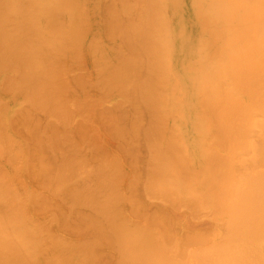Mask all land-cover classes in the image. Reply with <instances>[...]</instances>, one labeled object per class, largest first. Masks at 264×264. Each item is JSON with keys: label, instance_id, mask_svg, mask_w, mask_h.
Wrapping results in <instances>:
<instances>
[{"label": "bare ground", "instance_id": "1", "mask_svg": "<svg viewBox=\"0 0 264 264\" xmlns=\"http://www.w3.org/2000/svg\"><path fill=\"white\" fill-rule=\"evenodd\" d=\"M84 1V0H83ZM104 1H108V0H104ZM120 1V0H119ZM122 2H123V0H121ZM143 2V4H142V2L141 3H137V2ZM243 2H244V0H242ZM248 1H250V0H246V4H243L240 0H239V2L238 3H236V0H138L137 2H136V4H139V6L138 7H140V9L139 8H137V10H139L140 12H134V14L135 13H137L136 15H134L133 16V14H131V13H133V11H134V9H136L135 8V4H134V6H132L133 4L130 2V0L128 1V0H126V1H124L125 3V5L122 3V2H118L117 3V5L116 4H114L113 3V5H115V6H117V7H119V5H120V8H116V9H120V10H123V12H121V16H122V18L121 19H123L124 18V21L123 22H121L122 20H120L119 18L121 17L119 14H118V12H115V11H118V10H116L115 8H113V7H111V8H113V10L115 9V11H113L112 13L111 12H108V11H110V10H107L106 8H104V10L102 11L103 12V14H105V12L107 11V14H105V15H107L106 16V18L109 16V13H110V15L111 16H109V21H108V18L107 19H105V20H107V21H105V23H106V27L102 30V32H104L105 31V29H106V31H105V33H102L103 35L105 34L106 35V33H107V31L110 33H107V35H108V37H111L110 35H113V34H111L112 33V31L113 30H117L116 32H118L119 30V32L118 33H121L120 34V36L122 35V37H123V42H124V44H123V46H124V49H125V47H127L126 49L128 50V52H130V53H128L127 51H125V53L122 51H120L119 50V48H121L120 46H119V44H115V46L117 45V47H115V48H118V50H119V54L118 55H116V56H121L122 57V60L119 62L121 65H122V67H121V65L119 66L118 64H115L114 65V63L113 64H111L112 65V70H111V65H110V63H112V62H109L110 60H109V58H107L106 57V55L109 57V55L107 54V52L105 53V52H103V54H104V56H105V58L103 59L104 61V63L103 62H100L99 63V65H102L101 67H103V66H105V65H103V64H106V68H108L109 69V67H110V69L109 70H107V73H105L104 72V67H103V71L102 72H104L105 74L103 75V77L105 78V79H108V77L107 76H109V79H108V81H109V85H111V88H112V86H116L119 90H121V91H124V89H125V86H127V84H125V82L124 81H126L127 79H125V74L127 75V77L126 78H128L131 74H132V76H130L129 77V79H130V82H131V87L130 88H128V87H126V88H128V89H130V92H128L129 90H127V93H125V94H129V96L131 97L130 99H133L134 101V105L136 104V105H141V109L140 110H137V108L135 109L137 112H135V113H133V115H134V119H136L137 120V118H136V114H138V112H139V114L141 113H144V112H146V115L147 114H149L150 116H149V118H150V121H148L150 124L145 128L146 129V131H145V129H144V125L142 126L143 128L142 129H144V131H145V134H144V136L146 135V136H149V138L150 137H152L154 134L155 135H157V133L161 136V132H160V130L162 129V133L163 132H165L166 131V135L170 132V135L173 133V128L171 129V131H170V129L168 128V126H167V122L166 123H164L165 122V120H167V117H169L168 116V114H169V112L168 111H166L165 109H167L168 107H167V105H169V110L172 112V113H174L172 116H170L171 118L170 119H175L176 120V122H180V124L181 125H183L184 126V128H182L181 130H182V135H184L185 134V136H186V138L184 139V143L182 144L181 142H180V139H178V134H175V132L173 133V134H175L174 135V137L177 135V141L176 142H178V140H179V144L177 145L178 147H179V145H182L183 147H180V149H179V154H178V151H176L177 149L176 148H174V146H173V149H172V147H170L171 145H170V143L169 142H167V140L169 141V139H165L164 138V142H165V140H166V142H165V144L167 143H169L168 145H169V149H167L166 150V148H164L165 149V151H163V150H161V153L163 154H161V155H156L155 156V154H160V150H157L159 153H154V152H151L150 151V149H148L149 147H150V145L149 144H147V142H151L150 144H152V145H155V146H152V147H155L156 148V144L157 143H159L160 141H158V140H156V141H154V139L155 138H157V136H155V138H154V136L152 137V138H154L153 139V141H150V140H145L146 139V137H145V139H143V142L145 143V141H146V143H145V147H147V149L145 148V151L147 150H149V156H150V152H151V154L153 153V155L152 156H150L149 157V159L151 160V162L153 163V166H152V164H149L148 165V167H146L147 166V164L148 163H145V169L147 168V169H149L150 168V170H148V172H147V175H145L146 174V172L145 173H143L146 177H148V178H145L144 180H147V181H150V179L152 180V181H150L149 183L147 182L146 183V187H145V185H144V187L145 188H147V189H149L150 191H149V193H151V195L149 196L147 193V200H151L152 201V199L151 198H155V195H153L152 196V194L154 193V194H156L157 196H160L161 194H159V192H157V193H155V191H153V190H155V186L157 185V183H156V181L160 184V182L161 183H164L165 185H162L163 187H165L164 189H166L167 187H166V184L168 185L169 183L170 184H172L173 186H174V188H177V187H185V188H187V192L189 193V195H190V199L192 198L193 200H189V198L187 199V198H185L183 201H185L186 199L187 200H189V201H193L194 203H195V201H200L201 199H202V201L203 200H205V194L206 193H208L209 192V195L211 194V197H209V198H211V201H208L209 203L207 204L208 206H211V203H212V201L213 200H215V197H216V207L217 208H219L220 209V211H221V214L225 217L224 219H223V227L225 228V230H224V234L221 232V234H222V236H220V238L218 239V240H212L211 242H212V244H211V246L207 249V251H199V249H201V250H203V249H205V247L203 248V247H201V240H202V238L200 237V234H199V238L201 239V240H199L200 241V244L199 243H197V242H199V241H195L196 242V244H199L198 246L199 247H201V248H199V247H195L196 248V250H197V252L196 253H193V251L195 250V248H193L192 247V245H191V249L193 248L194 250L192 251V250H189L188 251V254H190V255H187V256H189V257H191L192 255L193 256H195V254H197L198 252H200L201 253V257L203 258V256H204V254H205V260H204V264H264V129L262 128V126L264 127V114H262V112L264 113V104H262L263 102V98L262 99H260V101L258 100V98L257 97H264V95H261L262 94V92H263V94H264V87L262 88V87H260L261 85H263V83H264V81L261 79V77H259L258 75V73L256 72V73H254L256 76H254L253 77V71H257V69H258V67L260 68H263L264 69V64H261V65H259L260 63H262V59H263V57H264V41L262 42V44L260 43V39L262 38V37H258V39L256 40V43L258 42V44L257 45H263L262 47H260V46H255V49L258 51V54H260L259 56L258 55H256V50H253V48H254V45H253V41H254V44L256 45V43H255V40H251L252 42L251 43H249V41L248 40H245V45H244V47L247 45V47H245V48H248V51L249 52H246L247 51V49L244 51V49H243V51L242 50H240V49H242L241 47H239V46H241L242 45V43L244 42V40H242V38L245 36V35H247V38L246 37H244L245 39H248V37H249V40H250V36H251V32H253L254 30H253V28L251 27L252 26V23L254 22V20H253V22L251 23V21H252V19H251V17H249L248 18V13H247V15L246 14H244L245 16H247L246 18H248L247 20H245L246 18H244V15H243V13H242V10H243V6L246 8V6H247V8L250 6V5H252L251 3H249ZM252 1V3H253V5L252 6H254L255 4H257L260 0H251ZM258 1V2H257ZM261 1H263V3L262 4H264V0H261ZM73 2H77V5H78V7L76 8V7H73L74 5H72V4H74ZM86 2V1H85ZM94 1H92V3H93ZM97 2V1H96ZM95 2V3H96ZM103 2V1H102ZM111 2H113V1H110V3ZM79 3V4H78ZM109 3V2H108ZM109 3V4H110ZM123 4V6L122 7H124V8H121V5ZM134 3H135V1H134ZM260 3V4H261ZM88 3H86V5H87ZM91 3L89 2V5H90ZM94 4V3H93ZM127 4V5H126ZM131 6V7H134V8H132L133 9V11L131 10V7H129L128 8V6L129 5ZM132 4V5H131ZM142 4V5H141ZM76 4H75V6H77ZM84 8V7H86L84 4H82V2H80V1H77V0H0V60L1 61H3L4 59V61H6L7 63H8V65H7V63H5V64H3L4 62H0L1 64H0V66H1V68H2V66L3 65H5V66H8V68H9V64H13V66L11 65L10 67L12 68V67H14V65L16 66V68L19 66V67H21V69L20 68H17V70H16V68H14L15 69V71H17V73H19V72H21V73H23V75H24V73H26L25 75L26 76H21V73H19L20 74V76H19V81L18 82H20L22 79H23V81H21V82H28V81H30L29 79H32L31 81H35V84H37L39 81H47V80H49L50 79V77H52V75H53V72L55 71V70H57V69H62L59 65L57 66V64H56V66L58 67H56L55 66V64L54 63H52L54 60H53V57H55L54 59H55V63H58L59 62V64H61V66L63 65V60L65 59V60H69L70 59V57L69 58H67L68 56L65 54V53H67V54H72V53H77V52H81L82 50H81V47L78 49V47L79 46H81V44L79 45L78 44V47H77V44H75L74 42L75 41H77V43L79 42L78 41V39H79V37L83 34H85L84 32H86V31H88L87 29L90 27L87 23H86V25L87 26H89V27H87V28H85L84 29V27L83 26H86L85 25V22L87 21V16H85V22H84V24L82 23H79V20H77L78 21V23H76L75 21H74V16L75 15H78L79 13H77V12H79V10L82 8L81 6ZM98 5V4H97ZM112 5V6H113ZM141 5V6H140ZM258 5V4H257ZM257 5L256 6H254L255 8L257 7ZM71 6V7H70ZM110 6H111V4H110ZM114 6V7H115ZM79 7H81V8H79ZM97 7V9H98V6H96ZM95 7V8H96ZM125 7H126V9H129V11L127 10V11H125L126 9H125ZM251 7V6H250ZM79 8V9H78ZM81 9V10H88L87 8L85 9ZM93 8V7H92ZM246 8V9H247ZM253 7H251V9H252ZM259 8V7H258ZM89 9H91V8H89ZM96 9V10H97ZM257 9V8H256ZM256 9L254 10V13H255V11H256ZM68 10V11H67ZM112 10V9H111ZM120 10H119V12H120ZM253 10V9H252ZM251 10V11H252ZM65 11H67L68 12V14L70 15V16H68V14H66V12ZM132 11V12H131ZM136 11V10H135ZM251 11H249V12H251ZM64 12H65V16H66V21H67V19H68V17H69V20H70V23H68V22H66V24H67V28H64L63 26V24H65V23H63V22H60V20H62V16H64V15H62V13L64 14ZM100 12H101V10H100ZM100 12H99V14H100ZM114 12L116 13L115 15H117L116 17L114 16ZM126 12V13H125ZM130 12V14H131V17H128V15H130V14H128ZM125 13V14H124ZM138 13H139V18H138ZM262 13H264V12H262ZM81 14V13H80ZM123 14H124V16H123ZM128 14V15H127ZM260 14V16L262 17V15H261V12L260 13H258V15ZM60 15H62V16H60ZM82 15V14H81ZM101 15V14H100ZM119 15V16H118ZM257 15V14H256ZM83 16V15H82ZM103 16V15H102ZM126 16H127V18H130V19H128V21H129V23L127 22V23H125L127 20L125 19L126 18ZM136 17L137 16V18H134L133 19V17ZM249 16H252V14L250 13V15ZM259 16V17H260ZM61 17V18H60ZM100 17V16H99ZM103 17H105V16H103ZM115 17V18H114ZM119 17V18H118ZM59 18H60V20H59ZM77 18L79 19V18H82V17H80V16H77ZM88 18H89V16H88ZM118 18V19H117ZM253 18V17H252ZM258 17H256V19H257ZM263 19H264V17H262ZM100 19H101V17H100ZM100 19H98V20H100ZM113 19V20H112ZM132 19V20H131ZM135 19L137 20V21H135ZM250 19V21H248ZM260 19V18H259ZM12 20V21H11ZM64 20H65V18H64ZM97 20V21H98ZM131 20V21H130ZM134 20V21H133ZM83 21V20H82ZM81 21V19H80V22H82ZM101 21H103V19L101 20ZM256 21V23H258L257 22V20H255ZM8 22V23H7ZM12 22L13 23H15V25H16V29L15 28H13V27H10V25L12 24ZM75 22V23H74ZM89 22V21H88ZM136 22V23H135ZM5 23V24H4ZM90 23V22H89ZM122 23H125V24H122ZM262 23H264L263 21H262ZM4 24V25H3ZM9 26H8V25ZM62 24V25H61ZM66 24H65V27H66ZM83 25L82 27L79 25L77 28L79 29V27L80 28H82V29H84V31H83V33H81L82 32V30H78L77 28H75L74 26L75 25ZM104 24V23H103ZM247 24H251L250 26H248V27H251V29H249L248 27V30H244V26H246ZM69 25V26H68ZM102 25V24H101ZM8 26V30L7 31H5L3 28L4 27H7ZM103 26L104 25H102V28H103ZM253 26H254V24H253ZM257 26V25H256ZM259 26V25H258ZM262 26H264L263 24H262ZM92 27V26H91ZM10 28V29H9ZM14 30H16L17 32H16V34H14V32L15 31H13V29ZM242 28H243V30H242ZM258 28H260V27H258ZM12 29V31L10 32L9 30H11ZM90 29V28H89ZM119 29V30H118ZM256 29V28H255ZM95 30H97L98 31V29H94L93 30V34H94V32H95ZM251 30V31H250ZM253 30V31H252ZM260 30V29H259ZM48 31H50L51 33H48ZM78 31H80V33L78 32ZM96 31V32H97ZM246 32L247 34H244V32H243V36L240 34V32ZM247 31H250V35L248 34L249 32H247ZM115 32V31H114ZM12 33V34H11ZM19 33H22L21 35H19ZM97 33H99V32H97ZM253 33H256V32H253ZM92 34V32L90 31V35ZM82 35V36H83ZM89 35V36H90ZM102 35V36H103ZM106 35V36H107ZM236 35H241L242 36V38H239V37H237V38H239V39H241V41H243V42H240V44L239 45H237L236 44V47L238 48V49H234V47L232 46V45H235L234 44V41L237 39V38H234V36L236 37ZM249 35V36H248ZM261 35V34H260ZM82 36L80 37V38H82ZM88 36V35H87ZM98 36H100V34L98 35ZM114 36V35H113ZM112 36V37H113ZM232 36H233V39H232ZM240 36V37H241ZM263 36V35H262ZM84 37H85V35L83 36V39H84ZM91 37V36H90ZM95 37V36H94ZM122 37H120V38H122ZM254 37H255V34H254ZM89 38V37H88ZM106 38V37H105ZM115 38V37H114ZM114 38H112L113 40H114ZM119 38V39H120ZM251 38H253V37H251ZM260 38V39H259ZM83 39H81V40H83ZM93 39L94 38H92V41H93ZM97 39H100L101 40V38H97ZM104 39V38H103ZM109 39V38H108ZM111 39V38H110ZM111 39V40H112ZM239 39H237V40H239ZM255 39V38H254ZM264 39V38H263ZM81 40H80V42H81ZM100 40H98V42H97V44H100V45H98V48H95L96 50L97 49H101L102 50V47H101V41ZM232 40H234V41H232ZM260 40V41H259ZM71 41V42H70ZM106 41V40H105ZM247 41H248V43H247ZM114 42V41H113ZM235 42H237V41H235ZM95 43V42H94ZM106 43V42H105ZM118 43V42H117ZM120 43H122V41L120 42ZM97 44H94V46L95 45H97ZM110 44V43H109ZM244 44V43H243ZM74 45H76V46H74ZM103 45V44H102ZM105 45H107V44H105ZM253 46V48H251L250 46ZM72 46H73V49H72ZM92 47H93V45H91ZM108 46V45H107ZM113 46V45H112ZM119 46V47H118ZM250 48H249V47ZM91 47V48H92ZM97 47V46H96ZM109 48H110V46H108ZM114 47V46H113ZM112 47V48H113ZM232 47H233V49H232ZM243 47V46H242ZM69 48V49H68ZM77 48V51L75 50ZM94 48V47H93ZM110 49V50H112L113 52H115L114 51V49L115 48H113V49ZM258 48H260V49H258ZM231 49H232V51H235V50H237V53L236 52H234L236 55H232L231 53H232V51H231ZM251 49V50H250ZM80 50V51H79ZM88 50H90V48L88 49ZM96 50H94V52H96ZM101 50H100V52H101ZM104 50V49H103ZM121 50H123V49H121ZM241 52V56L243 57L244 56V58H246V59H244V58H242L241 56H239L240 55V52ZM91 51V50H90ZM90 51H88V52H90ZM99 51V50H98ZM97 51V52H98ZM231 51V53H230V55L231 56H235V57H233V59H231V57L229 58V56H228V58H229V60L230 61H226L225 60V62H227L228 63V65L229 64H232L233 66L235 65V63L237 62V61H239L238 59V57H240L241 59H242V61H239V63H241V64H239L238 62V64L241 66H239V65H235L234 66V68H233V66H230L231 67V70H229V72L230 71H232V72H230V74H228V75H230V76H232L233 77V75H234V78L236 79H234V78H232V82H235V81H237V82H235V84L233 83H231V82H229V83H227V82H225V80L223 79L224 78V76H223V73L225 74V72H226V70L223 72V70L224 69H226L225 67H226V65H225V67H223L222 68V65H220V62L221 61H223L222 59L224 58L223 57V55H225L226 56V58H227V53L228 52H230ZM252 51V52H251ZM254 51V52H253ZM262 52V53H260V52ZM121 52V53H120ZM238 52H239V54H238ZM243 52V53H242ZM248 53V54H246V53ZM116 53H117V51H116ZM116 53H114L113 55L115 56V54ZM233 53V54H234ZM244 53H245V55H244ZM250 53H255V55H256V57L254 56V54L252 55V54H250ZM56 54V55H55ZM60 54V55H59ZM67 56V57H64L65 55ZM74 54H73V57H74ZM82 54V53H81ZM100 53H98L97 55H98V57L99 56H101V55H99ZM101 54H102V52H101ZM102 54V55H103ZM120 54H130V55H120ZM131 54H133V56L131 55ZM62 55V56H61ZM77 55H79V54H77ZM94 55V54H93ZM248 55V56H247ZM252 55V56H251ZM9 58H8V57ZM53 56V57H52ZM76 56V55H75ZM80 56H82V55H80ZM96 56V55H95ZM132 57V58H130V57ZM260 56H262V57H260ZM60 57H61V59H62V57H63V60H61V63H60V61H58V60H60ZM124 57V58H123ZM220 57H223V58H220ZM249 57V59H247ZM252 57V58H251ZM257 58L255 61L253 60V58ZM259 57H260V59L261 60H258L259 59ZM7 58V59H6ZM28 58V60H26ZM34 58H36V60H33ZM52 58V59H51ZM57 58H59V59H57ZM67 58V59H66ZM71 58H72V56H71ZM77 58H80V57H77ZM103 58V57H102ZM101 58V59H102ZM114 58H116V57H114ZM235 58L237 59V61L235 60ZM3 59V60H2ZM8 59H11L12 60V62H11V60H9L10 61V63H9V61H8ZM33 60L32 62H37V61H39V62H37L36 63V67H35V69L33 70V64H32V62H29L30 60ZM38 59V60H37ZM82 59V58H81ZM97 59V58H96ZM108 59V61L107 62H109V64H107V62H106V60ZM118 59H119V57H118ZM252 59V60H251ZM26 61V63L27 62H29L28 63V65H25L24 64V62L23 61ZM50 60L52 61V62H50ZM56 60H57V62H56ZM80 60V59H79ZM84 60V59H83ZM94 60V59H93ZM232 60H233V63H231L232 62ZM259 61V64H258V61ZM73 61V60H72ZM74 61H75V59H74ZM100 61V60H99ZM236 61V62H235ZM244 61V62H243ZM245 61L247 62V63H245ZM252 61H254V62H252ZM261 61V62H260ZM43 62H46V65H45V63H43ZM47 62H49V63H47ZM69 62H71V61H69ZM76 62L77 63H79V61H77L76 60ZM75 62V63H76ZM80 62H81V60H80ZM83 62V61H82ZM82 62L80 63V64H82ZM85 62V61H84ZM83 62V63H84ZM22 63H23V65H24V67H23V65H22ZM30 63H31V65H30ZM38 63H39V65H38ZM44 64V66H43V64ZM76 63V64H77ZM95 63V62H94ZM93 63V64H94ZM96 63H98L97 61H96ZM95 63V65L97 66V64ZM221 63H224V62H221ZM245 63V64H244ZM248 63L250 64V63H252V64H250V65H253V67H254V65H255V63H256V67H254V68H252V69H256V70H252V71H250L249 72V69L252 67V66H250V65H248ZM254 63V64H253ZM264 63V62H263ZM40 64H42V65H40ZM50 64V65H49ZM52 64H54V67H51V65ZM66 64H68V62L66 63ZM32 67V69H31V67ZM107 65H108V67H107ZM110 65V66H109ZM118 65V68L116 67ZM227 65V66H228ZM245 65V69H244V67L243 66ZM246 65L247 66H249V67H246ZM26 66H27V68H29V69H26ZM44 68H43V67ZM48 66V68H54L55 69V67H56V69L55 70H53V71H51L52 72V75L50 76H48V74L49 73H51L50 72V69H46V67ZM67 66H69V64L67 65ZM140 67V69H141V71L143 72V68H144V70L146 69V73H144L145 74V76L143 77V75H142V78L139 76V77H137V75H135V71L134 70H136V71H139L140 69H139V67ZM39 67V68H38ZM120 67V68H119ZM229 67V66H228ZM236 67V68H235ZM240 67V68H239ZM0 68V69H1ZM10 68V69H11ZM40 68H43V69H40ZM106 68H105V70H106ZM135 68H137V69H135ZM261 68L259 69L261 72H262V74H260V75H262V77H263V73H264V71H263V69L261 70ZM10 69H9V71H10ZM18 69H20L19 71H18ZM24 69V71L25 72H22V70ZM38 69V70H37ZM40 69V70H39ZM45 69H46V71H45ZM65 69V68H64ZM67 69V68H66ZM102 69V68H101ZM131 69H133V70H131ZM223 69V70H222ZM228 69V68H227ZM233 69V70H232ZM234 69H235V71H236V69H241V71H239V73L240 72H242V73H240V75H239V73H238V71L237 72H235L234 71ZM248 69V70H247ZM5 70V67H4V69L3 70H1V71H4ZM8 70V69H7ZM29 70V71H28ZM33 70V71H32ZM43 70H44V72H43ZM47 70H49L48 72H47ZM60 70H57V72L58 73H60L59 71ZM96 70V69H95ZM110 70H111V74H110ZM121 70H123L122 72H124V73H122L121 72ZM128 70H131V73H129L128 72ZM243 70V71H242ZM258 70V71H259ZM31 71V72H30ZM37 71V72H36ZM40 71H42L43 72V75H45L44 77H40L41 75H38V74H41L40 73ZM100 70H98V72H99ZM132 71H134L133 73H132ZM141 71H139L140 73H141ZM245 71H247V72H249V74L247 73V72H245ZM46 72V73H45ZM61 72H62V70H61ZM94 72H97V71H94ZM97 72V73H98ZM108 72H109V75H107L108 74ZM139 72H136V74H138L139 75ZM235 72V74H237V76L235 75V74H233ZM245 72V73H244ZM1 73V72H0ZM34 73H35V76H31V77H29V75H34ZM37 73V74H36ZM54 73H56V72H54ZM63 73V72H62ZM129 75H128V74ZM143 73H141V74H143ZM231 73H232V75H231ZM253 75H252V74ZM64 74H65V77H66V71H64ZM64 74H62V75H64ZM96 74V73H95ZM122 74H124V76L122 75ZM226 74V75H227ZM248 74V75H247ZM258 74V75H257ZM6 75V74H5ZM37 75H38V79L39 78H43L42 80H38L37 79ZM47 75V76H46ZM56 75H57V73H56ZM56 75H55V78H58V76L56 77ZM62 75H59V78H60V76H62ZM97 75H99V74H97ZM101 75V74H100ZM99 75V76H100ZM135 75V80L136 81H131V80H133L134 79V76ZM227 75V76H228ZM241 75H243V76H245V77H240ZM246 75L248 76V77H250L251 75V77L249 78V79H247L248 77H246ZM77 76L78 75H76V76H74V77H76V78H74L75 80L77 79ZM81 76H82V74H81ZM99 76L97 77V79H98V81H100L101 80V78H102V76H100V78H99ZM236 76V77H235ZM13 75H12V79H13ZM22 77V78H21ZM33 77V78H32ZM46 77V78H45ZM84 77V74H83V76L82 77H80V78H83ZM91 77V76H90ZM93 77V76H92ZM95 77V76H94ZM93 77V78H94ZM107 77V78H106ZM229 77V76H228ZM227 77V78H228ZM237 77H238V79H237ZM240 77V78H239ZM253 77V78H252ZM257 77H259V79H261L262 81H263V83H257ZM25 78V79H24ZM28 80H27V79ZM53 79H54V75H53V77H52ZM50 79L51 81H47L46 82V84H48V83H51V84H53L54 82L55 83H57V80H53V79ZM63 78V76L61 77V79ZM79 78V77H78ZM79 78V79H80ZM85 78V77H84ZM96 78V77H95ZM95 78L93 79V80H95ZM103 78V80H101L102 82H104V79ZM230 78V77H229ZM243 79V82L244 81H246V79H247V81L248 82H242V79ZM256 79V82H255V84L257 83L258 85H260V86H255L254 87V83H253V80L252 79ZM10 79V80H9ZM9 79H8V77H7V80L8 81H12V79L9 77ZM16 79V78H15ZM14 79V80H15ZM21 79V80H20ZM69 78H67V80H68ZM74 79L72 80V81H74ZM125 79V80H124ZM225 79H226V77H225ZM235 81H234V80ZM241 79V80H240ZM245 79V80H244ZM251 79V81H249ZM6 80V79H5ZM54 82H53V81ZM60 80V79H59ZM59 80H58V82H59ZM66 80V81H67ZM92 80V81H93ZM224 80V82H222ZM227 80V79H226ZM3 81V80H2ZM7 81V82H8ZM63 81V80H62ZM85 81V80H84ZM97 81V80H96ZM95 81V83H94V85L96 86V87H98L99 85V83L98 82H96ZM127 81H129V80H127ZM127 81H126V83H127ZM231 81V80H230ZM242 82V85L245 87L244 89H241L239 86H241L240 84H239V82ZM6 82V83H7ZM53 82V83H52ZM124 82V83H123ZM129 82V83H130ZM135 84V88H133L134 87V85L132 86V84L133 83ZM252 83V84H250V87H252V91L253 90H255V91H253L254 93L257 91V89H255L256 87H260L261 88V90H262V92H261V90L258 88V92H261V93H259L260 95L258 96V93H257V96H256V94H254L255 96V98H257L256 100H255V98H254V101H253V99H251V98H253L252 96H251V100L254 102V104H255V101H259V105L260 104H262L263 105V107H261L260 108V106H262V105H256L255 104V106H259L257 109H256V107H254V105L253 106H251V104L253 103H251V101H250V106H249V100L248 101H246L248 98H246L244 101H245V103H244V101H241L242 103L241 104H243L244 103V105L243 106H240L241 107V109H243V111L242 110H240V108H239V100L236 98V96H237V93L241 90V91H243V90H245L246 89V91H248V93L249 94H247V92H246V97H250V94H252L253 95V92L250 90V92H249V90H247V88H246V86L248 85L247 83ZM261 82V81H260ZM5 83V84H6ZM12 83V82H11ZM10 83V85H12ZM55 83H54V85H55ZM60 83V82H59ZM75 83V82H74ZM79 83V82H78ZM78 83H77V85H76V87L78 86H80L82 83L80 82V84L78 85ZM96 83H97V85H96ZM108 82H105V85H103V83L101 84V86H102V89H103V87L105 86V88L107 89V87H106V84H107ZM125 84V86L123 85V84ZM4 84V85H5ZM8 84H9V82H8ZM7 84V85H8ZM23 83H20V85H22ZM65 84V83H64ZM64 84L62 85V83L61 84H56L55 86L57 87H59V86H63V88H64ZM70 84V83H69ZM73 83H71V85H72ZM83 84H87V81H86V83L84 82ZM91 84V83H90ZM229 84V85H228ZM238 84H239V86H238ZM256 84V85H257ZM1 85V84H0ZM14 86H15V83L13 84ZM12 85V86H13ZM17 85V84H16ZM42 85H44V84H40V85H38V87L36 88V90H34L35 88H33L32 86H29L28 87V89H30V90H32V92L29 90V92H28V94L27 93H25V94H22V95H29L28 97L30 98V99H26V102L27 101H29L30 100V104H32V102H34V103H36V104H39V105H41V106H44L45 108L46 107H53L54 106V103H56V104H58L59 103V105H61V103H60V101H62V102H64V101H66V99L64 98L63 100L61 99L60 100V98L62 97H59V92L61 91V92H63L62 90H61V88H62V86L61 87H59L60 89H58L57 90V88H56V90H57V94H56V92L54 93V92H51V90H52V88H48V89H50V93H48L46 90H48V89H46V90H44L45 92H43V91H41V90H39L38 88L40 87V88H42ZM66 85L68 86V84L66 83ZM65 85V86H66ZM93 85V84H92ZM123 85V86H122ZM2 86V85H1ZM0 86V87H1ZM13 86V87H14ZM25 85L23 84L22 86H20V88H22V87H24ZM26 86H28V84L26 85ZM46 86V85H45ZM72 86H74V85H72ZM81 86H83V85H81ZM235 86V87H234ZM237 86V87H236ZM5 86H3V88H4ZM9 87V86H8ZM8 87H5L4 89H6L7 88V91H8ZM13 87H11V88H13ZM16 87H18V86H15V88L14 89H17ZM123 87V88H122ZM247 87H249V86H247ZM2 88V89H3ZM11 88H9V91H10V89ZM25 88V89H24ZM24 88H22L23 90H27V88L26 87H24ZM33 88V89H32ZM62 88V89H63ZM66 88V89H65ZM64 89H65V91H67V89H69V86H68V88L67 87H65ZM73 88V87H72ZM71 88V89H72ZM75 88V87H74ZM101 88V87H100ZM133 88V89H132ZM237 88V89H236ZM238 88H240V89H238ZM243 88V87H242ZM1 88H0V90H2ZM22 89H21V91H22ZM38 89V90H37ZM70 89V90H71ZM77 89H79V88H77ZM76 89V90H77ZM113 89V88H112ZM123 89V90H122ZM251 89V88H250ZM79 90H82V89H79ZM78 90V91H79ZM105 90V89H104ZM117 90V89H116ZM2 91H5V90H2ZM15 91V90H14ZM25 91H22V92H25ZM36 91V92H35ZM38 91H41L42 92V95H43V93H44V96H45V94H46V92H47V95H51V93L52 94H56L55 96H57V97H53L54 95H51L52 96V99H50V100H52L51 102L49 101H47L46 99H44V101H42L43 99H41V98H43V96L41 95V92H39L40 94H38V95H41V96H37L36 94H37V92ZM53 91H55L54 89H53ZM65 91H64V93H65ZM78 91H76V92H74L75 94H76V97H78V95H77V93H78ZM240 91V92H241ZM6 92V91H5ZM11 92H12V90H11ZM30 92H31V94H30ZM71 92V91H70ZM80 92V91H79ZM125 92H126V90H125ZM215 92V93H214ZM219 92V93H218ZM244 92V91H243ZM244 92V93H245ZM1 93H3V92H1ZM7 93V92H6ZM13 93V92H12ZM11 93V94H12ZM34 93H36V94H33ZM218 93V94H217ZM243 93V94H244ZM9 94V93H8ZM239 94V96H237V97H239V98H241L240 97V95L242 94V92L241 93H238ZM15 95V94H14ZM33 95V96H32ZM35 95H36V97H35ZM60 95H61V93H60ZM62 95H64L65 96V94H62ZM67 95V94H66ZM73 95V94H72ZM245 95V94H244ZM247 95H249V96H247ZM49 96H47L48 98H50ZM128 96V95H127ZM127 96H126V98H127ZM14 97V96H13ZM12 97V98H13ZM27 96H25V98H26ZM27 97V98H28ZM31 97H33V98H31ZM34 97H35V99H34ZM37 97H41L40 99H38ZM70 98H71V96H69ZM69 97H67V98H69ZM23 98V97H22ZM39 100V101H42V103L40 104V103H38V102H36L37 101V99ZM54 98H56L57 99V101L55 102V99ZM74 98V97H73ZM216 99V102L214 101L215 99ZM235 98V99H234ZM243 98V97H242ZM14 100H15V98H13ZM31 99H32V101H31ZM58 99L60 100V101H58ZM130 99H128V101H130ZM214 99V100H213ZM13 100V101H14ZM35 100V101H34ZM49 100V99H48ZM69 100V99H68ZM74 99H72V101H73ZM79 99H77V100H75V101H78ZM80 100H82V99H80ZM85 100V99H84ZM96 100V99H95ZM121 100V99H120ZM220 101L221 100V102H218V101ZM242 100V99H241ZM1 101V100H0ZM3 101V100H2ZM1 101V102H2ZM25 101V100H24ZM47 102V106L46 105H43V104H45V103H43V102ZM94 101V100H93ZM99 101V100H98ZM124 101H126V102H128L127 100H125L124 99ZM211 101H213V102H215L214 103V105H213V103L211 102ZM235 101H237V105H236V103H235ZM258 101L256 102V103H258ZM83 103H84V101H82ZM89 102V101H88ZM87 102V103H88ZM96 102H97V100H96ZM117 102V101H116ZM133 102H132V104H133ZM222 102H223V104H222ZM246 102H247V104H246ZM261 102V103H260ZM6 103V102H5ZM27 103H29V102H27ZM48 103H50L49 104V106H48ZM66 103V102H65ZM68 103V102H67ZM67 103L65 104V105H63L62 104V106L64 107V108H66L67 107ZM83 103L82 104H80V101L78 102V107H79V104L80 105H83ZM121 103L123 104V103H125V102H122V100H121ZM131 103V101L129 102V104ZM212 103V104H211ZM219 103H221L222 104V107L223 108H225V107H227L228 108V110L229 109H232L233 107L232 106H235L236 108H234V110L235 111H237V109H238V112H239V110L242 112V115L243 116H239V118H238V115L240 114V112H239V114H237V112L234 114L233 113V116H231L232 115V113H231V117H229L230 119L231 118H233V120L235 119V117H237L238 118V120H237V122H235V123H237V125H232V124H234V121L232 122H230L229 121V119L227 118V115H228V113L227 112H229V111H227L226 112V114L227 115H223L222 116V111H224L223 109H222V107L220 106L221 104H219ZM29 104V105H30ZM52 104V105H51ZM84 104H86V103H84ZM114 104V103H113ZM117 104V103H116ZM121 104V105H122ZM127 104V109H126V111L128 110V103H126ZM213 105L214 107H212L211 105ZM219 104V105H218ZM1 105V104H0ZM7 105V104H6ZM59 105H55V109H56V111H57V108L59 107L60 108V106ZM69 105V104H68ZM74 105H75V103H74ZM120 105V106H121ZM125 104H123V106H124ZM135 105V106H136ZM164 105H166V106H164ZM218 105V106H217ZM225 105V106H224ZM228 105H232L231 107L229 106L228 107ZM247 105V106H246ZM8 106V105H7ZM23 106V105H22ZM33 106V105H32ZM40 106V107H41ZM61 106V107H62ZM77 106H75V107H77ZM126 106V105H125ZM131 106V108H133L134 109V107H132L133 105H130ZM129 106V107H130ZM201 108H200V107ZM221 107V109H222V111H221V109L219 108H217V107ZM238 106V107H237ZM1 107V106H0ZM2 107H3V105H2ZM1 107V108H2ZM27 107H28V104H27ZM34 107V106H33ZM33 107H29L30 109H32ZM37 107H39V106H37ZM36 107V108H37ZM70 107V106H69ZM75 107H74V111H76L75 110ZM77 107V108H78ZM87 107V106H86ZM85 107V108H86ZM116 106H114V110H118V109H116V108H118V107H116ZM138 107V109L140 108V106H137ZM163 107H166V108H163ZM243 107H245V112L246 111H248L247 113H244V108ZM248 108V110H247V108ZM5 108V107H4ZM29 108H26L25 107V109L26 110H28ZM35 108V109H36ZM58 108V109H59ZM68 108V107H67ZM76 108V109H77ZM104 108V107H103ZM109 108V107H108ZM110 108H111V106H110ZM109 108V109H110ZM119 108H121V107H119ZM131 108H129V111L128 112H124V115L125 116H122V114L123 113H121V112H118V113H115V111L114 110H112L114 113L112 114V112L110 113L112 116H114V115H116L117 116V122H116V120H113V121H115L117 124L119 123V119L120 120H127L128 121V118L132 115L131 114V112H130V109ZM212 108H213V111H212ZM217 109L216 111H215V109ZM227 108H225L226 110H227ZM252 108V109H251ZM3 109V108H2ZM25 109H23V107H22V109L21 108H19L17 111H19V110H21V115H23V111H25L24 112V114L27 112ZM40 109V108H39ZM43 110H44V108H42ZM71 109V107L68 109V110H70ZM80 109H82V108H80ZM83 109H84V107H83ZM99 109V108H98ZM100 109H102V108H100ZM105 109H107L106 107L103 109V110H105ZM109 109H107V110H109ZM111 109H113V107L111 108ZM124 110H125V108H123ZM133 109H131V111L133 110ZM255 109V110H254ZM1 110V109H0ZM23 110V111H22ZM51 110H53V108L51 109H49V112H51ZM72 110V109H71ZM79 110V109H78ZM107 110H105V112L107 111ZM122 110V109H121ZM143 110V111H142ZM234 110H232V112L234 111ZM250 110V111H249ZM251 110H252V112H251ZM258 110H261V112L260 111H258ZM35 111L36 110H34V113H35ZM41 111V110H40ZM58 111H63L62 109L61 110H58ZM58 111L55 113L56 115H59L58 114ZM83 111V110H82ZM87 111H88V107H87ZM206 111H208V114L210 113V111H212V113L213 114H215L216 116H214L215 117V120H214V118H213V116L211 115V116H209V117H212L213 119H212V121H211V119L209 120V117L207 116V114H205V112ZM218 111H220L221 112V114L218 112ZM234 111V112H235ZM256 111H258V112H256ZM1 112H2V110H1ZM37 112V111H36ZM45 112V111H44ZM49 112L47 113V114H49ZM54 111H52V113H53ZM65 112H67V114H70L67 110L65 111ZM78 112V111H77ZM80 112V111H79ZM85 112H86V110H85ZM85 112H81V113H85ZM98 112H99V110H98ZM101 113H102V110L100 111ZM107 112H109V111H107ZM117 112V111H116ZM167 112H168V114H167ZM215 112V113H214ZM259 113L258 115L259 116H263V117H261L262 119V121L260 120V118H258L257 116L258 115H256V113ZM5 113V112H4ZM28 113H29V115H30V112H27L26 114L28 115ZM38 113H39V111H38ZM43 113V112H42ZM74 113V112H73ZM80 113V114H81ZM87 113V112H86ZM85 113V114H86ZM100 113V114H101ZM119 113H121V116L119 117ZM126 113H127V115L129 116V114L128 113H130L131 115L127 118V115H126ZM165 113V114H164ZM180 113V115L178 116V114ZM203 113H204V115H206L208 118H207V121L206 122H212V124L209 122L208 123V125L210 126V124H211V127L212 128H210L209 127V130L210 129H212L210 132H212L213 131V133H215L216 132V129L215 128H219V129H217V133H215L213 136H214V138L216 139V138H218L219 139V141L220 140H222L221 142H222V144L223 143H226V145L229 143V145H228V147H230L232 144V139L233 138H235V139H233V144H234V142L237 140V138H238V142H239V144L237 145L238 146V148H239V152H241V155L240 154H237L236 153V151L238 152V148H237V146H236V144L234 145V147L233 146H231L232 147V150H234V149H236V151L233 153L232 152V150H231V147L230 148H227V146L226 145H222V146H224V148L221 146V142H219L220 144H217L218 143V139L217 140H215V139H212V137L213 136H211L213 133H211V135L209 134V136H211V140H210V143H208V145L206 144V142H208V139L207 140H205L206 142H204V141H201L202 140V138H201V140H200V136H198V135H195V137H194V134L195 133H199V134H201L202 133V135H204L203 134V132H205V118H204V116H203ZM207 113V112H206ZM211 113V114H212ZM245 115H244V114ZM255 113V114H254ZM16 114H17V116H19L18 115V113H15V114H13L14 115V118H13V122H15V121H17L18 120V122H20V121H22L21 119V115L19 116V117H17L16 116ZM32 114V113H31ZM45 114V113H44ZM61 114H64L63 112L61 113ZM99 114V113H98ZM102 114H105L104 113V111H103V113ZM109 114V113H108ZM109 114V115H110ZM118 114V115H117ZM139 114H138V116H139ZM218 114V115H217ZM220 114V115H219ZM223 114H225L224 112H223ZM237 114V115H236ZM251 114V115H250ZM28 115V117H32V116H29ZM33 115V114H32ZM39 115V114H38ZM38 115H36V116H38ZM83 115V114H82ZM110 115V116H111ZM132 115V116H133ZM145 115V116H146ZM164 115H166L167 117H166V119H164L165 118V116ZM234 115H235V117H234ZM241 115V114H240ZM248 115H250V116H248ZM256 115V116H255ZM2 116V115H1ZM15 116H16V118H15ZM34 116H35V114H34ZM60 116H66V115H59V118H60ZM69 116H71V114L69 115ZM69 116H67V117H69ZM101 116V115H100ZM106 116H108V115H106ZM105 116V117H106ZM115 116V117H116ZM218 116V117H217ZM221 116H222V118H223V120L224 119H227L228 121L226 122V120H224V123H229V124H231V126H233V127H235V128H230L232 131H230L231 132V134L233 133V131H235V129L237 130V134H234V135H236L235 137H234V135L233 136H230L231 134H229L230 132H228L230 129H228L229 128V126L228 125H226V124H224L223 123V120H222V118H221ZM23 117V116H22ZM27 117V118H28ZM52 117V116H51ZM53 117H54V115H53ZM86 117V116H85ZM115 117H114V119H115ZM121 117H126V119L124 118V119H122ZM142 117H143V115H142ZM141 117V118H142ZM147 117V116H146ZM173 117V118H172ZM218 118V121H217V118ZM244 117H245V119H244ZM247 117V118H246ZM249 117L250 118H252V119H249ZM255 117H257V118H255ZM18 118V119H17ZM19 118H21V119H19ZM42 118V117H41ZM46 118V117H45ZM49 118V117H48ZM62 118V117H61ZM70 118V117H69ZM236 118V119H237ZM241 118V119H240ZM11 119H12V116H11ZM10 119V120H11ZM15 119V120H14ZM25 119V121H23V122H20L21 124H22V126L20 125V123H18V122H16L17 123V126L15 127V123H14V127L17 129V131H18V129H21V127L23 128V130L24 131H18V133H17V131H16V135H18L19 134V132H20V134H21V132L23 133H26V132H28V133H26L27 134V137L26 136H23V138L25 139V137H26V140H28V139H30L29 138V136H31L32 135V137H33V135H34V132H36L37 134V136L39 135L38 134V132H37V130L36 129H38V127H39V125H38V127L35 129V125H33V124H29V122H30V120H31V122L30 123H32V122H37V120L39 119H36L35 121L33 120L34 119V117H32V118H29V119H26V115H25V118H23V120ZM51 119V118H50ZM55 119H56V117H55ZM54 119V120H55ZM82 119H83V116H82ZM86 119V118H85ZM103 119V118H102ZM106 119V118H105ZM235 119V120H236ZM248 119V122L247 123H245L246 121L245 120H247ZM255 119H257V122H256V120ZM1 120V119H0ZM20 120V121H19ZM29 122H28V121ZM43 120V119H42ZM47 120H49V119H47ZM46 120V121H47ZM62 120L64 121V120H66V118H62ZM62 120H60L61 122H62ZM67 120H68V118H67ZM70 120H71V118H70ZM108 120V119H107ZM107 120H103V121H107ZM110 120V119H109ZM129 120H130V118H129ZM209 120V121H208ZM250 120V121H249ZM253 122H252V121ZM261 121L262 122V125H261V123L259 122V121ZM12 121H11V123H12ZM45 121V122H46ZM50 121H52V120H49V122ZM57 121V120H56ZM55 121V122H56ZM102 121V120H101ZM111 121H112V119H111ZM138 121V120H137ZM24 122H28V126H27V124H26V126L25 127H23V125H25L24 124ZM48 121H47V125H49V127L47 126H45L46 124L43 122V124H44V127H46L47 128V131L48 130H50V129H48V128H51L52 130H50V132L52 131V132H54V129L57 127H54L53 125V123H52V126H50V124H48L49 123ZM58 122V121H57ZM57 122H56V125H57ZM67 122H69V120L67 121ZM66 122V123H67ZM79 122V121H78ZM82 121H80L79 123L80 124H82L81 123ZM84 122H85V120H84ZM136 122V121H135ZM216 122V123H215ZM242 122H244L243 124H242ZM254 122H256V123H254ZM4 123V122H3ZM87 123V122H86ZM102 123V122H101ZM111 123V122H110ZM116 123H112L113 125H115ZM121 123H123L122 121H121ZM127 123V122H126ZM130 123H132L131 121L128 123L129 124V126L128 127H130L131 125H130ZM213 123H215V124H219V126L220 127H218V125H217V127H215V124H213ZM221 123H222V125L223 126H227V130L226 129H224L223 128V126H221ZM250 123H252V124H258V125H256L255 127H253L254 129H252L251 128V125L252 124H250ZM13 124V123H12ZM36 125L38 124V122L37 123H35ZM65 124V123H64ZM63 124V125H64ZM71 124V123H70ZM70 124H68L69 126H70ZM75 124V123H74ZM78 124V123H77ZM108 124H109V122H108ZM108 124L106 125V127L108 126ZM117 124H116V127H114V129H112V127L110 128L109 126V128L110 129H112V130H115L114 132H119V134L118 135H122L123 133H125V132H127V131H125V130H127V124L125 125V126H123L124 125V123L123 124H121V125H118L119 126V128H120V130H117V128H118V126H117ZM141 124V123H140ZM139 124V125H140ZM148 124V123H147ZM245 124V125H244ZM249 125V126H247V125ZM0 125H1V123H0ZM3 125V124H2ZM1 125V129H4V127ZM9 126L11 125V124H8ZM62 125V130L65 128L66 129V127L65 126H63ZM66 125V124H65ZM67 125V126H68ZM72 125V124H71ZM87 125V124H86ZM139 125H138V127H139ZM170 125H171V122H170ZM5 126V125H4ZM20 128H19V127ZM30 126H31V128H33V126H34V129H31L30 128ZM41 126V125H40ZM59 126V125H58ZM76 126V125H75ZM84 126H85V123H84ZM112 126V125H111ZM133 129L135 128V126L137 127V124L135 125V123H133ZM258 126V127H257ZM260 126H261V128L263 129H261L260 128ZM13 127V129H11V131H12V133L13 132H15L14 131V128ZM26 127H28V128H26ZM54 127V128H53ZM59 127H61V126H59ZM73 127V126H72ZM79 127H80V125H79ZM86 127V126H85ZM107 127V128H108ZM170 127V126H169ZM171 127H173V125L171 126ZM177 125L176 126H174V131H177ZM248 127V128H247ZM259 128V130L258 131H256L257 130V128ZM11 128V127H10ZM26 128V129H25ZM46 128H42V126H41V129H40V127H39V133H41V131L44 129L45 130V135L47 136V137H49V135H50V137L49 138H52V137H54V141L57 139L58 140V138L60 139L61 137H62V135L60 134V136L59 137H56V136H58V135H54V136H51L52 134H50V132L48 131V133H49V135H47L48 133H46ZM76 128V127H75ZM82 128H83V126H82ZM81 128V129H82ZM118 128V129H119ZM121 128H123V130L121 131ZM126 128V129H125ZM131 128V127H130ZM130 128H129V132L131 131L130 130ZM161 128V129H160ZM208 128V127H207ZM207 128H206V131H207ZM256 128V129H255ZM0 129V130H1ZM15 129V130H16ZM31 131H30V130ZM68 129V128H67ZM74 129V128H73ZM81 129L79 130L78 128H76V130L78 131L79 130V132L81 131ZM213 129H215V132H214V130ZM224 129V130H223ZM250 129V130H249ZM28 130V131H27ZM32 130H33V134L32 133H30V132H32ZM34 130H36V131H34ZM44 130H43V132H44ZM71 129H68V132H67V130H63V131H66L67 133H71V131H70ZM83 130V129H82ZM87 130V129H86ZM91 130H93V129H91ZM225 130H226V132L229 134L228 136H227V133L225 134L224 132H225ZM262 130V131H261ZM3 131V130H2ZM30 131V132H29ZM56 131V130H55ZM59 131V130H58ZM84 131V130H83ZM121 131V132H120ZM125 131V132H124ZM135 131V130H134ZM143 131V130H142ZM167 131H168V133H167ZM179 131L180 130H178V132L177 133H179ZM224 131V132H223ZM251 131V132H250ZM253 131L255 132V133H257L256 135H260V136H258V137H260V138H258L259 139V141L257 140V142H255L254 141V139H252V141H254L257 145H255L254 146V142L252 143V141L251 140H248V135H251L252 133H253ZM1 132V131H0ZM42 132V134H44ZM85 132V131H84ZM87 133H88V131H86ZM91 132V131H90ZM90 132H89V135H90ZM93 132H94V130H93ZM113 132V133H114ZM123 132V133H122ZM137 132V131H136ZM139 132H140V130H139ZM160 132V133H159ZM209 132V133H210ZM240 133V135H239V133ZM248 132L249 133H251V134H248ZM262 133V134H260V133ZM1 133H4V131L3 132H1ZM23 133V134H24ZM75 134H76V132H74ZM86 133V134H87ZM120 133H122V134H120ZM14 134V133H13ZM19 134V135H20ZM22 134V135H23ZM29 134H31V135H29ZM42 134H40V137H41V139L43 138V136H41ZM54 134V133H53ZM57 134H59L58 132H57ZM72 134V133H71ZM82 134H84V133H82ZM85 134V135H86ZM109 134V133H108ZM107 134V135H108ZM129 134V133H128ZM245 134H248L247 136L245 135ZM2 136H3V140H4V138H7L6 136V134H5V136H4V134H1ZM15 135V136H16ZM22 135H21V138H22ZM25 135V134H24ZM29 135V136H28ZM36 135H34V137L35 138H38ZM77 135H79V133L77 134ZM81 135V134H80ZM79 135V136H80ZM88 135V136H89ZM92 135V134H91ZM90 135V136H91ZM96 135V134H95ZM125 135V134H124ZM123 135V136H124ZM126 135H127V133H126ZM136 135V134H135ZM139 134H137V136H138ZM142 135H143V133H142ZM158 135V136H159ZM181 135V134H180ZM179 135V136H180ZM206 135V134H205ZM239 135V137H237ZM245 135V136H244ZM256 135H254V136H256ZM2 136H0V138L2 137ZM46 136H44V138L42 139V141L45 139V141H46V146H45V143H41L43 146H45V148H48L47 146H49L50 147V145L51 146H54V145H52V144H55L56 143V145H55V147H57V148H59V145L61 144V145H64L63 143H67L68 141H71V140H69V138L67 139V137H65L64 135V138L62 137L61 138V140H60V142L61 141H64V142H62V143H60V144H57V142H52L51 141V139H50V142H52V144L51 143H49V138H46ZM97 136V135H96ZM112 135H110V137H111ZM131 136V135H130ZM133 136H134V132H133ZM140 136V135H139ZM143 136V137H144ZM159 136V137H160ZM163 136V135H162ZM161 136V137H162ZM207 137H208V134L206 135ZM215 136H217V137H215ZM225 136H226V139H227V141L226 142H223V141H225ZM229 136L231 137V138H229ZM241 136V137H240ZM244 136V137H243ZM252 136H253V134H252ZM19 137V136H18ZM40 137L38 138L39 139V141L38 140H36V142L38 141V142H41V140H40ZM75 137V136H74ZM98 137V136H97ZM116 137V136H115ZM161 137L159 138V139H161ZM204 137V136H203ZM229 138V140H228V138ZM8 138H9V135H8ZM7 138V139H8ZM28 138V139H27ZM80 138H82V136H80ZM130 138V137H129ZM129 138H128V141H129ZM208 138H210V137H208ZM243 138V139H242ZM245 138H247L246 139V141L248 140V142H246V144H244V140H245ZM252 137L250 136V138L249 139H251ZM254 138V137H253ZM256 138V137H255ZM2 139V138H1ZM7 139L6 140H4V143L3 142H1V143H3V144H5L6 142H7ZM23 139V140H24ZM48 139V140H47ZM63 139V140H62ZM77 139H78V136H77ZM92 139H93V137H92ZM98 139V138H97ZM96 139V140H97ZM116 139V138H115ZM123 139V138H122ZM140 139V138H139ZM151 139V138H150ZM158 139V138H157ZM203 139H206V138H203ZM3 140H1V141H3ZM9 140H10V138H9ZM9 140H8V142H9ZM26 140L24 141V142H26ZM33 140H34V138L32 139V142H33ZM79 140V139H78ZM86 140V139H85ZM84 140V141H85ZM95 140V139H94ZM93 140V141H94ZM145 140V141H144ZM214 140V141H213ZM231 140V141H230ZM235 140V141H234ZM14 141V140H13ZM31 140H29V141H27L24 145V149H27V147H28V145H26L28 142L29 143H31L32 144V142H30ZM88 141V140H87ZM86 141V142H87ZM90 141H91V137H90ZM101 141V140H100ZM117 141V140H116ZM120 141V140H119ZM134 141V140H133ZM132 141V142H133ZM175 141V140H174ZM35 141H34V143H36ZM72 142V141H71ZM70 142V143H71ZM125 142V141H124ZM132 142H131V144H132ZM142 142V141H141ZM152 142H154V143H152ZM211 142H214L213 144L215 145H212V143ZM231 142V143H230ZM251 142V143H250ZM0 143V144H1ZM9 143H11V145H12V141H10ZM66 143H65V145H64V148L63 149H65V147H66ZM69 143V142H68ZM67 143V144H68ZM84 143V142H83ZM92 143V142H91ZM95 143V142H94ZM97 143V142H96ZM95 143V144H96ZM120 143V142H119ZM118 143V144H119ZM126 143H128L127 141H126ZM138 143V142H137ZM172 144H173V142H171ZM181 143V144H180ZM241 143V144H240ZM247 143H248V146H250L251 144H252V147L254 146V147H258V149L256 148V151H257V153L255 152V148L254 149H252V147L250 146V147H248L247 146ZM259 143V144H258ZM3 144H1V145H3ZM16 144V143H15ZM18 144V143H17ZM41 144H38V145H36V144H32V147H33V145L34 146H36V147H38V146H41ZM72 145H74L75 143L74 142H72L71 143ZM103 144V143H102ZM121 144V143H120ZM125 144V143H124ZM134 144V143H133ZM216 144L218 145V146H216ZM243 144V145H242ZM6 145H8V144H6ZM6 145L4 146V147H6ZM13 145H14V143H13ZM30 145V144H29ZM58 145V146H57ZM68 145H70V144H68ZM71 145V146H72ZM76 146L78 145V144H75ZM75 145H74V147H75ZM91 145H93V147L95 146L93 143L91 144ZM127 145V144H126ZM125 145V146H126ZM138 145V144H137ZM144 145V144H143ZM143 145L141 146V147H143ZM158 145H161V143H159V144H157V146ZM167 145V146H168ZM240 145V146H239ZM244 145H246V146H244ZM16 146V145H15ZM27 146V147H26ZM40 147V149L42 150V152H41V150L39 149V147L38 148H35V150L37 149V150H40V153H39V151H35L34 152V150H33V152L34 153H31V148H30V152L29 153H31V154H34L33 156L34 157H36V158H34L33 156H31L29 153H27V155L29 154L31 157H26V158H28L29 159V163H30V161H31V159L34 161V160H39L40 159V157H41V159H43L44 157H46L45 155H47V153L49 152V151H51L50 149H53V151H54V149H56V150H58L57 148H51L50 147V149H45L44 147ZM68 147V150L70 149V148H72V147ZM209 146H213L214 148L215 147H217V149L219 148V146H220V149L221 150H223V152L224 151H226L225 153H226V155L224 156L223 154V152H221L222 153V155L224 156V157H221L222 155L221 154H219V150L220 149H214L213 147V149H214V151L213 150H211L210 148H209ZM236 146V147H235ZM243 146H244V148H243ZM4 147H2V148H4ZM10 144H9V147L7 146V148H4V151L7 149V151H8V149H10ZM20 147V146H19ZM78 147V146H77ZM77 147H75L74 149H76ZM97 147H99L98 145H97ZM122 147V146H121ZM133 147V146H132ZM245 147L247 148H249V150L248 149H245ZM15 147L13 146V149H14ZM47 150V152L44 150ZM80 148H81V146H80ZM80 148H78V150H81ZM86 148H88V147H86ZM94 148H96V146L94 147ZM119 149H120V146L118 147ZM127 148V147H126ZM125 148V150L124 151H122V152H125L127 149ZM130 148H131V146H130ZM16 149V148H15ZM14 149V150H15ZM20 149H21V147H20ZM28 149H29V147H28ZM28 149H27V151H28ZM32 149H34V148H32ZM85 149V148H84ZM83 149V150H84ZM97 149V148H96ZM122 149V148H121ZM120 149V150H121ZM134 148H132L131 149V151L133 150ZM173 150V152H172V150ZM226 149H229L228 151L226 150ZM240 149H242V151L240 150ZM245 149V150H244ZM49 150V151H48ZM56 150H55V152H56ZM71 150V149H70ZM72 150H73V148H72ZM87 149H85L84 151H86ZM90 150V149H89ZM92 150H94V149H92ZM136 150V149H135ZM144 150V149H143ZM249 151L250 153L252 152V155H254V157H253V160H254V158H255V162L254 161H252L251 159H252V157L251 158H248V157H250V156H252V155H250V153H248L250 156H248V154H246L244 151ZM251 150V151H250ZM253 150H254V154H253ZM4 151H2L3 153H4ZM6 151V152H7ZM26 151V150H25ZM62 151H64V150H62ZM65 151H67L66 149H65ZM102 151V150H101ZM130 151V150H129ZM182 151V152H181ZM216 151L218 152V154H216ZM246 151V152H247ZM6 152H5V154H6ZM18 152V151H17ZM44 152H46L45 154H44ZM52 152V151H51ZM57 152H59V151H57ZM69 153H71L70 155H71V157H72V159H70V155L69 156H67L66 154H65V152H63L64 154H65V157L67 156L68 158H69V161L70 160H72V161H75L76 159H78V158H76V157H74V154L76 153L77 155H80L81 154V151L79 152V154L77 153V152H75L74 153V150H73V154H72V152L71 151H68ZM91 152V151H90ZM139 152H140V149H139ZM143 151H141V153H142ZM228 152V153H227ZM238 152V153H239ZM36 153L38 154V156H39V154H40V156H39V158H38V156H36ZM54 153V152H53ZM52 153V154H53ZM59 153H60V155H59ZM59 153H57V156L59 157V159L61 158H64V156H63V154L61 153V152H59ZM93 153H97V151L96 152H94L93 151ZM93 153L91 154V157H93V158H95L96 156H98V155H96L95 157L94 156H92L93 155ZM128 153V152H127ZM147 153V152H146ZM229 153H230V155H229ZM233 153V154H232ZM236 153V155H234ZM242 153H245L244 155L242 154ZM50 154V152L48 153V155ZM51 154V155H52ZM54 154H56V153H54ZM53 154V156L55 157V155ZM145 154V153H144ZM185 155V157L186 158H184L182 155ZM255 154L257 155L256 157H255ZM26 155V156H27ZM42 155H44V157L42 156ZM47 155V156H48ZM73 155V156H72ZM82 155V154H81ZM88 155H90V154H88ZM95 155V154H94ZM100 155V154H99ZM103 155V154H102ZM112 155V154H111ZM128 155V154H127ZM134 155H136V154H134ZM141 155V154H140ZM143 155V154H142ZM141 155V156H142ZM146 155V154H145ZM237 155H240L241 156V160L243 161V160H245V158L244 159H242V157L243 156H245V155H247L246 156V159H249V161L251 162H254V163H250L249 164V166L248 165H246V164H244L242 161V164H244V165H241V163H239L240 162V157L238 158V156ZM2 156H4V155H2ZM6 156V155H5ZM17 156V155H16ZM53 156H51L50 157V164H51V166H52V164L53 163H55V161L57 162L58 160H56L57 158H55L54 159V157ZM56 156V157H57ZM63 156V157H62ZM85 156V155H84ZM83 156V157H84ZM137 156V155H136ZM187 156L190 158V162L188 161L187 162ZM235 156V157H234ZM10 157H12V155L10 156ZM9 156L7 157V158H10ZM13 157H15L14 155H13ZM53 157V158H52ZM73 157H74V160H73ZM78 157V156H77ZM81 157V156H80ZM80 157H79V159L78 160H80ZM83 157H81V159L83 158ZM113 157V156H112ZM135 157V156H134ZM237 157V158H236ZM16 158V157H15ZM68 158H66L67 160H68ZM100 158H101V156H100ZM114 158V157H113ZM118 158V157H117ZM116 157H115V159H117ZM145 159H147L146 157H144ZM3 159H4V157H3ZM40 159V160H41ZM45 159V158H44ZM47 159L49 160V158L47 157ZM51 159L54 161H51ZM65 159V158H64ZM64 159H62V161H64ZM65 159V161H67ZM109 159H110V157H109ZM112 159V158H111ZM131 159V158H130ZM141 159V158H140ZM149 159L147 160V161H149ZM239 160V162H238V160H237V162L239 163H237L235 160ZM5 160H6V157H5ZM14 160V159H13ZM38 161V162H42L43 160H41V161ZM78 160H76L77 161V163L79 162ZM93 160V159H92ZM95 160V159H94ZM113 160V159H112ZM131 160H133V159H131ZM179 160V161H178ZM234 160V161H233ZM9 161H11L12 162V160H9ZM8 161V162H9ZM32 161V162H33ZM37 161H34L33 163L31 162V164L30 165H32V164H34V166H35V164H37L38 162ZM62 161L60 162V160H59V162H57L58 164H56L55 163V165L54 166H59V165H61L62 164ZM72 161L71 162H69L68 164H66L67 162H65V163H63L64 164V166L66 167V165H67V170H68V168H69V164H71L72 163ZM76 161H75V163H76ZM85 160H84V158H83V162H84ZM96 161H99V160H96ZM110 161V160H109ZM115 161H117L118 162V160H115ZM136 161H137V159H136ZM146 161V160H145ZM181 162V163H184L183 165L182 164H180V163H178V165L181 167V168H178L177 167V163L176 162ZM196 161H197V164H196ZM246 161V160H245ZM249 161L247 160L246 162H247V164L249 163ZM15 162V161H14ZM24 162H26L25 163V165L26 164H28V160H26V161H24ZM36 162V163H35ZM45 161H43L42 163L44 164V166H43V164L42 163H38L39 165H40V168H39V165L37 164V166H36V168H38L37 170H39L38 172L37 171H33L34 170V166H33V170H32V166L30 167L29 166V164L28 165H26V167L28 168V169H30L31 168V170H28L29 171V173L28 174H33L32 175V177H33V179H35L36 180V176H38L39 175V177H37L38 179L36 180L38 183H39V186H40V183L42 184V185H44V184H46V186L48 187V185L51 183V181H49L47 178L49 177V179L51 178L52 180H53V178H55L56 179V177L59 179L58 181H61L62 179V181H61V183L60 184H62V183H64L65 181H66V179H65V172L62 170V167H61V169L60 170H58V168L56 167V169L58 170V173H59V175H60V172L62 173V175L63 176H65V177H60L59 178V175L57 174V171L56 170H54L55 169V167H51L50 166V164H48V161H47V163H44ZM53 162V163H52ZM95 162V161H94ZM101 162V161H100ZM99 162V163H100ZM105 162H107V161H105ZM114 162V161H113ZM112 161H111V163H113ZM134 162V161H133ZM132 162V163H133ZM150 162V161H149ZM195 162V163H194ZM61 163V164H60ZM79 163H81V162H79ZM79 163H78V166H79ZM89 162H87V164H88ZM99 163H97V164H99ZM108 163V162H107ZM119 163V162H118ZM189 163H191V164H193L195 167H196V170H194V172H193V170L191 169V171L190 170H188L189 168H191L190 166L189 167H185V172H184V170H183V172H184V174L183 173H180L181 171H182V166H187V164H189ZM234 163H236V164H234ZM10 164H12V163H10ZM45 164H48L51 168H53L52 169V171H49V169H51V168H46V166L47 165H45ZM66 164V165H65ZM73 164V165H72ZM71 165L72 166H74L73 167V169L75 168V166H76V164L74 165V162L72 163ZM117 163H115V165H116ZM237 164L239 165V167H242V166H245L246 168H243V173L242 174H240L239 176H236V178H238V180H240V183L237 185V183H238V180H236V178H235V176L233 177V174L235 175V173L236 172H234L235 170H234V166L236 165L237 166ZM42 165V166H41ZM70 165V166H71ZM81 165V164H80ZM85 165V164H84ZM83 165V166H84ZM88 165H90V164H88ZM94 165H96V162H95V164ZM101 167H103V169H104V167L105 166H107V165H103V162H102V165L101 164H99ZM99 165H98V167H99ZM119 165H120V163H119ZM118 165V166H119ZM152 166V168H151V166ZM241 165V166H240ZM49 166H47V167H49ZM77 166V167H78ZM86 166V165H85ZM91 166V165H90ZM111 166H112V164H111ZM117 166V165H116ZM131 166H133V165H131ZM193 166V167H194ZM210 166V167H209ZM25 167V166H24ZM30 167V168H29ZM82 167V166H81ZM95 167V166H94ZM101 167H99L100 168V171L99 172H101V173H103V174H105L106 173V175H107V173H108V171L107 172H105V170L108 168H106V169H104V170H101ZM109 167H110V163H109ZM192 167V168H193ZM239 167H237L238 168V170H241L242 168H240L239 169ZM247 167H249V169L247 168ZM36 168H35V170H36ZM78 168H80V166L78 167ZM77 168V169H78ZM93 168V165L91 166V169L90 170H93L92 169ZM95 168H97V167H95ZM114 168H115V166H114ZM113 168V169H114ZM135 168V167H134ZM133 168V169H134ZM137 168V167H136ZM176 168V169H175ZM188 168V169H187ZM207 168V169H206ZM211 168H213V172H214V174L213 173H211L210 172V170H211ZM218 170V171H216V169ZM72 169V170H73ZM86 169V168H85ZM84 168L82 169V170H85ZM115 169H117V168H115ZM119 169H122V167L121 166H119ZM118 169V170H119ZM144 169V170H145ZM146 169V170H147ZM174 169H175V171H179V173L177 174V172H175L174 171ZM193 169H195V168H193ZM209 169V170H208ZM231 169V170H230ZM232 169H233V171H232ZM0 172H2L3 170L5 171V169H3L2 170V168H1V166H0ZM26 170V169H25ZM53 170L54 171H56V172H53ZM66 172H67V170H66V168L64 169ZM70 170V169H69ZM76 170V169H75ZM79 170H81V169H79ZM78 170V171H79ZM81 170V171H82ZM89 170V169H88ZM98 170V169H97ZM109 171L110 170H112V167H111V169H108ZM117 170V171H118ZM205 170V171H204ZM248 170V171H247ZM3 171V172H4ZM49 173H48V172ZM95 171H96V169H95ZM103 171V172H102ZM120 171H122V170H120ZM124 171V170H123ZM131 171V170H130ZM134 171V170H133ZM139 171H140V169H139ZM209 171V172H208ZM230 171H232V172H230ZM236 171H237V169H236ZM247 171V172H246ZM6 172V171H5ZM43 172H47V173H43ZM54 174V175H56V177L54 176H51V175H53L52 173ZM71 172V171H70ZM74 172H76V171H73V173ZM83 172V171H82ZM90 172H92V171H90ZM98 172V173H99ZM112 172H114V171H112ZM141 172V171H140ZM206 172V173H205ZM215 172H217V173H215ZM227 172H228V175L229 174H231V176L229 175V176H227ZM244 172H245V174H244ZM8 173H10V172H8ZM25 173H27V172H25ZM36 173H38V175L36 174ZM43 174V176L42 175H40V174ZM56 173V174H55ZM64 173V174H63ZM72 173V172H71ZM77 173V172H76ZM76 173H74V174H76ZM81 173V172H80ZM79 172H78V174H80ZM84 173L85 172H83V175H84ZM87 173V172H86ZM85 173V174H86ZM94 173V172H93ZM96 173V172H95ZM97 173V174H98ZM117 173V172H116ZM124 173V172H123ZM121 174V175H124V174ZM132 173V172H131ZM134 173H135V171H134ZM204 173V174H203ZM240 173V172H239ZM1 174V173H0ZM7 174V173H6ZM12 174V173H11ZM36 174V175H35ZM46 174H47V176H46ZM67 174V173H66ZM89 173H87L86 175H88ZM90 174H92V173H90ZM111 174V172L108 174V176ZM113 174V173H112ZM117 174H119V173H117ZM133 174V173H132ZM132 174H130V176H129V178L130 177H132L131 175ZM138 174V173H137ZM180 174H182V176H180ZM205 174H208L207 176L208 177H211L213 180H211V182L212 181H215V182H213L212 183V186H209V184H210V181H209V179L207 178H204L203 176L205 175ZM211 176H210V175ZM238 174V173H237ZM236 174V175H237ZM3 175V177L5 176V173L4 174H2ZM8 175H10V174H8ZM15 174H13V176H14ZM35 175V176H34ZM49 175V176H48ZM58 175V176H57ZM69 175H73V174H67V176H69ZM81 175V174H80ZM82 175V176H83ZM85 175V176H86ZM93 175V174H92ZM101 175V174H100ZM106 175L104 176V178H106ZM120 175V177H122ZM135 175V174H134ZM141 175V174H140ZM144 175H143V177H144ZM176 175V176H175ZM177 175H179V176H177ZM12 176V175H11ZM29 176H31V175H29ZM44 176H46V177H44ZM61 176V175H60ZM74 176V175H73ZM81 176V177H82ZM90 176V178H91V175H89ZM88 176V177H89ZM96 177L95 178H97V179H102L101 178V176H103V175H101V176H97V175H95ZM107 176V177H108ZM111 176H113V175H111ZM110 176V177H111ZM115 176V175H114ZM113 176V177H114ZM124 176H126V174L124 175ZM206 176V175H205ZM213 176H215V177H213ZM226 176H227V178H226ZM240 176H245V177H243V178H241ZM28 177V176H27ZM31 177V178H32ZM70 177V176H69ZM76 177H78V176H76ZM80 177V179H83V178H85V177H83V178H81ZM99 177V178H98ZM117 177V176H116ZM115 177V179H116V181L118 180L117 178L119 177H117L116 178ZM136 177V176H135ZM158 178V179H155V178ZM229 177H231L233 180H235L233 183H231L233 180L231 179V178H229ZM14 178V177H13ZM13 178L11 179V178H9V179H11V181L13 180ZM30 177H28V179H29ZM30 178V179H31ZM44 178V179H43ZM48 180V183H47V180ZM62 178V179H61ZM67 178V177H66ZM70 178H75V177H70ZM79 178V177H78ZM90 178H89V180H90ZM94 178V177H93ZM103 178V181L101 180V182L99 183L98 181L99 180H97V182H96V184L97 185H99V188H106V190L107 189H109V186H107V178L106 179H104ZM239 178H241V179H239ZM29 179V180H30ZM32 179V180H33ZM50 179V180H51ZM65 179V180H64ZM69 179V178H68ZM78 180V182L79 181H81V180ZM87 179V177L85 178V181H87L86 180ZM109 180H111V179H113V180H115L114 178H108ZM132 179L133 178H130V180L132 181ZM138 179H140V178H138ZM154 179L156 180V181H154ZM227 179H230L229 180V182L230 183H227L228 181H227ZM39 180V181H38ZM41 180H44V181H41ZM88 180V181H89ZM93 180V179H92ZM104 180H106L105 182H104ZM113 180H112V182H109L108 184H110L111 186L113 185V184H118L119 182L117 181H115L116 183H113ZM143 180V181H144ZM232 180V181H231ZM41 181V182H40ZM83 181H84V179H83ZM84 181V183L81 181L80 183H81V186L82 185H84L86 182ZM94 181V180H93ZM92 181V182H93ZM122 181V180H121ZM142 181V180H141ZM155 183H154V182ZM160 181V182H159ZM209 181V182H208ZM46 182V183H45ZM53 182V181H52ZM68 182V181H67ZM76 182H77V179H76ZM92 182H90V183H92ZM102 182H104V184H106V185H104ZM130 182V181H129ZM133 182V181H132ZM151 182H153V184L151 183ZM54 183V182H53ZM71 183V182H70ZM69 183V184H70ZM79 183V184H80ZM83 183V184H82ZM89 183V182H88ZM88 183H86L87 185H88ZM89 183V184H90ZM113 183V184H112ZM136 183V182H135ZM140 184L142 183V182H139ZM139 183H137L136 185H139V186H141ZM144 183V182H143ZM143 183H142V185H143ZM150 183H151V185H153V188H152V186H150ZM209 183V184H208ZM236 184V185H234L233 186V184ZM57 184H59V182H56V185ZM68 184V185H69ZM72 184H73V182H72ZM76 184H78V183H76ZM104 185L103 187H102V185ZM127 184H129V183H127ZM130 184H131V182H130ZM154 184H155V186H154ZM158 184V185H159ZM11 185V184H10ZM55 185V186H56ZM67 185V184H66ZM86 185V186H87ZM115 185H113V187H115ZM45 185L44 186H41V187H43V188H46L47 189V187H46ZM74 186H76V187H80V186H78V185H75V184H73V187H71V189L67 186V189L70 191H66V192H69L70 193V195L69 194H66V197L65 198H70V196H71V194H72V188H74ZM110 186V187H111ZM128 187H129V185H127ZM148 186H150L151 188H149ZM162 186L160 187L161 189H162ZM8 187H9V185L6 183V182H4L3 180H2V177L0 178V202L2 201V206L4 205V204H6V206L5 207H0L1 208V210L3 209V208H7L6 209V211L3 213L2 212V216H0V264H38V261H40V259L38 258V261H37V259H36V256H35V252L37 251V250H39L38 248H39V246L40 245H38V240H37V238L35 237V235H34V232H38L37 230H36V227L34 226V228H35V230L36 231H33L29 226H27V224H26V222H25V220H27V219H24L23 218V214L25 213V211H23V213H22V210L24 209H22L21 210V205H20V209L19 208H15V207H11V208H9L10 206H8V205H11L12 203H10V200H9V198H8V194H9V192L10 191H8ZM63 187H65V186H63ZM88 187V186H87ZM90 187V186H89ZM96 187V186H95ZM98 187V186H97ZM96 187V188H97ZM108 187V188H107ZM168 187H169V185H168ZM207 187H208V192L206 191L207 190ZM49 188H50V186H49ZM78 188H75V190L77 191V192H75V190L73 191V192H75V193H73V194H75L76 195V193L78 194V195H80L81 194V192H79L78 193ZM86 188V187H85ZM93 188H94V186H93ZM93 188H91L92 190H93ZM99 188H97V189H99ZM118 189H119V187H117ZM130 188H131V186H130ZM134 188V187H133ZM145 188H143V189H145ZM157 188V187H156ZM211 188L214 190H211ZM51 189H52V187H51ZM53 189H55V187L53 188ZM62 189V188H61ZM61 189L59 190V193L61 192ZM66 189V188H65ZM64 189V190H65ZM66 189V190H67ZM80 189H82L81 187H80ZM91 189L88 191L87 189H86V191L85 192H87L88 191V195H86L87 197L85 198L84 196L82 197V196H78V199H76V196L75 195H73L72 194V198H70V200H69V203H70V201H71V199H73V198H75V199H73L71 202L74 204V200H75V202L76 201H79L80 203H82L83 204V202H81L82 201V199L84 200V198L87 200H89V198H91V199H94V201H95V197L94 198H92V197H89V195L90 196H93V195H91L90 194V192H91ZM112 189H115V191H116V188H112ZM117 189V190H118ZM161 189H157V190H161ZM164 189H162V191H163V193L165 192L164 191ZM168 189H170V190H173V189H171L170 187L169 188H167L166 189V192H168V193H164V195H163V193H162V195H163V197H161L160 196V198H162V200L163 201H168V204L166 205H164V204H162V202H161V205H159V206H161V207H158V205H156L155 204V206H157V208L155 207V206H153L152 207V209L155 207L156 208V210L155 211H153L152 209L151 210H149L148 212H145L144 211V213L143 214H145L144 216H142V215H140L141 214V212L139 211L138 213H140L139 215L141 216V217H144V219L146 218V216L149 214V212L151 211V213L148 215V217L146 218V219H151V223H153L154 224V222L156 221V220H158L159 221V219L161 220L162 218H164V220L165 219H167V217H168V219H167V222L168 223H166V224H169V225H166L164 222H166V220L163 222L162 220L161 221H159V222H162L163 223V225H166L167 227L168 226H171L172 227V225H173V227L176 225V224H178V226H179V224H180V222H181V227L183 226V228H185L186 227V230L188 231V230H190L191 229V227H189L188 225H187V223L189 224V221L186 223V222H184L183 223V221H182V218H181V216H182V214H178L179 212L180 213H184L185 211L184 210H182V209H184V206H185V202L183 203L184 204V206H183V204H182V199L185 197V196H183V198L181 199V197L177 194H175V192H174V190L173 191H169ZM178 189V188H177ZM176 189V190H177ZM64 190H62V192H64ZM83 190V189H82ZM110 190H111V188H110ZM130 190V189H129ZM132 190V189H131ZM142 190V189H141ZM156 190V191H157ZM168 190V191H167ZM12 191V190H11ZM51 191V190H50ZM50 191H49V193H50ZM101 191V190H100ZM122 191V190H121ZM120 191V192H121ZM136 191V190H135ZM135 191H133L134 193H138V192H135ZM146 191H148V190H146ZM146 191H144V193L142 192V194H145V192ZM153 191V192H152ZM179 191V190H178ZM186 191V190H185ZM212 191H213V194H212ZM217 192L216 194L217 195H215V193L214 192ZM32 192V190H30V193ZM52 192V191H51ZM62 192L60 193L61 195H59L60 197L62 196ZM102 192V191H101ZM105 192V191H104ZM110 191H108V193H109ZM113 192H114V190H113ZM140 192V191H139ZM92 193V192H91ZM93 193H94V191H93ZM118 193H119V191H118ZM128 194H129V192H127ZM132 193V192H131ZM14 194V193H13ZM12 194V195H13ZM34 194V193H33ZM53 194V193H52ZM95 194V193H94ZM104 194V193H103ZM110 194H112V193H110ZM114 194V193H113ZM117 193L115 192V195H116ZM184 194H186V192H184ZM10 195V194H9ZM55 195L56 194H54L53 196L55 197ZM64 195H65V193H64ZM67 195H69V196H67ZM97 195V194H96ZM106 195V194H105ZM105 195H104V198H105ZM108 195V194H107ZM106 195V196H107ZM208 194H206V196H207ZM208 195V196H209ZM214 195H215V197H214ZM32 194H31V198L30 199H32L31 201H33L32 203H31V201L29 202V203H31V204H33V203H35V204H37L38 202H35L36 200H37V198L35 197V199L36 200H34V196H37L36 194H34V196H33V198H32ZM74 196V197H73ZM99 196V195H98ZM100 196H102V194L100 195ZM114 196V195H113ZM117 196V195H116ZM115 196V197H116ZM125 196H127V195H125ZM130 196V195H129ZM134 196V195H133ZM136 196V195H135ZM144 196H146V195H144ZM204 196V197H203ZM218 196V197H217ZM10 197V196H9ZM44 197V196H43ZM54 197H53V199H54ZM89 197V198H88ZM109 197V199H110V197L111 196H108ZM142 197H143V195H142ZM149 197H151L150 199H149ZM213 197V198H212ZM15 198H17L16 196H15ZM41 198H42V196H41ZM57 198V199H56ZM55 198V200H58L59 199V197H56ZM62 198H64L63 196H62ZM64 198V199H65ZM79 198H82L81 199V201L79 200ZM99 199H100V197H98ZM101 198H103V197H101ZM117 198V197H116ZM130 198V197H129ZM133 198V197H132ZM144 198V197H143ZM153 198V199H154ZM160 198H158L157 197V199H159L160 200ZM201 198V199H200ZM204 198V199H203ZM11 199V198H10ZM46 199H48V198H46ZM108 200V198L106 197L104 200ZM111 199H112V197H111ZM114 199V198H113ZM118 199V198H117ZM119 199H122V198H119ZM118 199V200H119ZM128 199V198H127ZM18 200V199H17ZM39 200H41L40 198H39ZM45 200V199H44ZM60 200V199H59ZM68 200V199H67ZM66 200V201H67ZM85 200V201H86ZM98 200V199H97ZM102 200V199H101ZM116 200V199H115ZM118 200H117V202H118ZM137 200H138V198H137ZM137 200H135V201H137ZM146 200V201H147ZM179 200H181V206H179L178 205V201ZM210 200V199H209ZM12 201V200H11ZM47 201V200H46ZM62 201L63 200H60V202H61V204H63L65 201H63V203H62ZM90 201H92V200H89V201H86L85 203L87 204L88 202L89 203H91ZM94 201H93V203H94ZM99 201V200H98ZM110 202L111 201H113V200H109ZM109 201H107V202H105V201H103L104 203H107L108 205H109ZM119 201H121V200H119ZM145 201V200H144ZM143 201V202H144ZM178 203H177V202ZM189 201L188 202H186V203H189ZM201 201V202H202ZM15 202H16V199H15ZM18 202V201H17ZM47 202H49V201H47ZM60 202L59 203H57L56 202V205H58V204H60ZM77 203L76 202V204H79V206H81L82 204H80V203ZM96 202V201H95ZM99 202H101V201H99ZM116 202V201H115ZM114 202V204L112 203V204H110V205H114L113 207H114V210L116 209V208H118V206H116V203ZM122 202V201H121ZM128 202V201H127ZM132 202V201H131ZM142 202V203H143ZM149 202V201H148ZM148 202L147 203H145L146 205H149L148 204ZM176 202V203H175ZM189 203V205L188 206H193L192 204H194V203ZM200 202V203H201ZM203 202H205V201H203ZM214 202V201H213ZM39 203L40 204H44L43 203V200H42V202H40L39 201ZM50 203V202H49ZM48 203V204H49ZM52 203V202H51ZM68 203V202H67ZM66 203V206L68 205L69 206V208L70 207H72V206H74L72 203H70V205L69 204H67ZM88 203V204H89ZM93 203L92 204H90V206L92 205L93 206ZM133 203V202H132ZM136 203H138V202H136ZM158 203V202H157ZM199 202H198V206H201V208H202V205L200 204ZM40 204L38 205V206H40ZM47 203H45V205H46ZM53 204V203H52ZM60 204V207H64V206H62ZM65 204V203H64ZM87 204V205H88ZM144 204V203H143ZM191 204V205H190ZM203 204V203H202ZM210 204V205H209ZM0 205H1V203H0ZM12 205H14V204H12ZM34 205V204H33ZM32 205V208H33V210L35 211V209H37L35 206H37V205H35V206H33ZM94 205H98V204H94ZM101 205H103V208H101L102 206ZM133 205V204H132ZM154 205V204H153ZM164 205V206H163ZM176 205L178 206V207H181L180 208V210H182V212L180 211V210H172V209H175L176 208ZM204 205V204H203ZM206 205V204H205ZM205 205L203 206V209H204V207H205ZM14 206H16V204L14 205ZM19 206V205H18ZM17 206V207H18ZM37 206V207H38ZM67 206V207H68ZM78 206V205H77ZM86 206V205H85ZM99 206V205H98ZM100 206L101 207H94V210L97 208H101V210H102V213H104V212H106L105 210H106V204L104 205V204H101L100 203ZM121 206V205H120ZM120 206H119V208H120ZM123 206V205H122ZM129 206V205H128ZM140 206H142V205H140ZM198 206H196V207H198ZM22 207H24V204H23V206ZM25 207H26V205H25ZM34 207H35V209H34ZM49 207H51V206H49ZM47 208V209H50V208ZM66 207V208H67ZM74 207H76V205L74 206ZM70 208V211H69V208H68V211H69V213L70 212H72V213H75L76 214V211L78 210V212H80L81 213V211L82 212H86V210L84 211V210H81L80 208H78L77 209V207L76 208ZM106 207V208H105ZM109 207V206H108ZM112 206H110V208H111ZM129 207H132V206H129ZM151 206H149V208H150ZM195 207V206H194ZM32 208H30V209H32ZM56 208V207H55ZM65 208V209H66ZM91 208V207H90ZM105 208V209H104ZM119 208L118 209H116V211L118 210V213L116 214V212L113 210V208H111L112 210V214H114L113 213V211L115 212V216H117V215H119ZM134 208V207H133ZM136 208V207H135ZM191 208H193V207H190V209ZM206 208H208V207H205V209ZM21 211H19V210ZM39 209H42V206L40 207V208H38L36 211H39ZM45 209V208H44ZM44 209H42V210H44ZM74 209H76V211L74 210ZM79 209H80V211H79ZM86 209V208H85ZM92 210H93V208H91ZM96 209V210H97ZM177 209V208H176ZM179 209V208H178ZM26 210V209H25ZM42 210H40V211H42ZM56 210H60V209H57L56 208ZM56 210H54V211H56ZM63 210V209H62ZM59 211V212H61V216H63V217H65L66 218V220L65 219H62V220H65V221H67L68 220V217H69V215H68V212L67 213H65V210L64 211ZM72 210V211H71ZM96 210L94 211V212H96ZM172 210V212L174 211V213L175 214H172L171 213V215L169 214L170 213V211ZM193 209H191V213H189V212H186V215H192V213L193 212H195V208H194V210L192 211ZM209 210H211V207H210V209ZM209 210H206V211H203V212H205V214H206V212L208 211L209 212ZM3 211H4V209H3ZM33 211V212H34ZM35 211V212H36ZM45 211V210H44ZM49 211H52V210H49ZM74 211V212H73ZM87 211H89V210H87ZM104 211V212H103ZM108 211H109V209H108ZM124 211V210H123ZM147 211V210H146ZM175 211H177V214H176V212ZM184 211V212H183ZM198 211H200L201 212V210H198L197 209V213H198ZM65 213V214H67V216L68 217H66L65 215H62V213ZM77 212V213H78ZM91 212V211H90ZM99 212H101L100 210H99ZM122 212V211H121ZM120 212V213H121ZM132 212V211H131ZM207 212V213H208ZM58 213V212H57ZM80 213H78V214H74L75 215V217L77 216V215H79L80 217L82 216V214H83V217H84V213H82L81 215H80ZM110 213V212H109ZM157 213L159 214L158 215V217L157 218H159V216H160V218L159 219H157L155 216L157 215ZM187 213H189V214H187ZM196 212H195V214H197ZM212 213V214H211ZM211 213H210V215H213V213L214 212H212V210H211ZM53 214V213H52ZM56 214V213H55ZM90 214V213H89ZM96 214V213H95ZM95 214H93V216L95 215ZM111 214V216H113ZM123 214V213H122ZM125 214V213H124ZM161 214V215H160ZM194 213H193V215H195ZM202 214V213H201ZM204 214V215H205ZM0 215H1V211H0ZM71 215V214H70ZM73 215V214H72ZM97 215V214H96ZM100 215H103V214H100ZM107 215V214H106ZM106 215H104L105 217H106ZM121 215V214H120ZM134 215V214H133ZM169 215H170V217L172 218L174 215H179V218H176V216H174L173 217V219L174 220H178L179 221V219L181 218V221L179 222V223H177L176 221L173 223L172 222V220L173 219H171V222H169L170 220V218H169ZM173 215V216H172ZM192 215V216H193ZM199 215H200V213H199ZM199 215H198V217H199ZM204 215H202V216H204ZM209 214L207 215V216H209V217H212V219L214 218V220H215V218H216V216H218V214L217 213H215L214 214V216H210ZM220 215V214H219ZM56 216V215H55ZM55 216H54V218H55ZM58 216V215H57ZM79 216L77 217V218H79ZM88 216V215H87ZM108 216H109V214H108ZM124 216H126V215H124ZM138 216V215H137ZM137 216H136V218H137ZM152 216V217H151ZM206 216V215H205ZM203 217V219H205L206 217ZM25 217V216H24ZM62 217V218H63ZM83 217H81V218H83ZM99 217V216H98ZM114 217V216H113ZM119 216H117V222H119V224L117 223V222H115V225H111V228L113 227V229H112V231L111 230H109L110 231V237L109 238H112V240L113 241H116V244H117V242H119V244H118V247L117 248H119V252H120V255H121V260H119L118 258H117V260L119 261L118 262V264H125V263H127V264H129V262H132V260H128V258H132V259H134L135 260V257L133 256V255H141V256H145L146 258H148V257H150L151 255L153 256L154 254L157 256V253H155V252H157L155 249H161V251H160V255L161 254H163L166 250H167V252H170L171 251V249H172V247H173V249L172 250H177V249H179L178 247H180L181 245H178V242H179V240L181 239L182 240V237L180 238L179 236V238L178 239H176V236H177V233H175V232H177V230L180 228H178V226L176 225L175 226V228L174 229H172L173 230V232L174 233H172V231H167V229L168 228H171V227H166L165 226V229L163 230L164 231V233H161L160 234V236H161V238L163 237L162 236V234L164 235V234H166V232H167V234L166 235H164V236H167V235H169V236H171L172 234H174V237H173V240H172V242H171V237L169 238L168 236H167V238L165 237H163L164 239H166V242L164 241V243H166L165 244V247H164V245L162 246V248L160 247L159 248V246H158V244H159V242H158V240L159 241H161V238L160 239H158V236L157 235H159V232H158V234H157V232L156 231H153V229H151L152 227L155 229V227L157 228L156 230H158V228L160 229V227L163 229V225H160L161 223H159V222H157V223H159V225H157V224H154V226L150 223V221H149V219H148V221H149V225H152V227L151 228H149V226L148 225H146L145 226V228H142L140 231H138L137 230V228H136V230L138 231V234L139 235H135V237L133 236L134 235V233H133V235H132V237L131 236H126L127 234H132V233H126V232H128L127 230H125L126 228H127V224H124V222H125V217L124 218H121V217H123V216H121V217H119ZM128 217V216H127ZM134 217V216H133ZM155 217V218H154ZM186 217V216H185ZM195 217V216H194ZM51 218V217H50ZM60 218V219H59ZM59 218H58V220H59V224H60V220H61V217L59 216ZM70 218V217H69ZM72 218V217H71ZM89 218V217H88ZM91 218V217H90ZM88 219L87 220V218L85 219V221H84V219H82L83 221H84V223L85 222H90V220H91V223H92V225L94 224V222H95V219H94V221H92L93 219L91 218V219ZM96 218V217H95ZM100 218V217H99ZM102 218V217H101ZM110 218V217H109ZM115 218V217H114ZM138 218H140V217H138ZM187 218H189V216L187 217ZM186 218V219H187ZM193 218V217H192ZM220 218V217H219ZM219 218L218 219H216L215 221H217V220H219ZM57 219V218H56ZM55 219V220H56ZM73 219V218H72ZM76 219V218H75ZM80 219V218H79ZM97 219V218H96ZM124 221H123V220ZM145 219V220H146ZM185 218H183V220H184ZM185 219V220H186ZM190 219V218H189ZM188 219V220H189ZM195 220H196V218H194ZM194 219H192V220H194ZM200 219H201V215H200ZM202 219V220H203ZM57 220V221H58ZM61 220V221H62ZM101 219H99V221H100ZM120 220H122L123 221V225L124 226H126V228L124 229L123 228V226H121L122 224H121V222H120ZM128 220L130 221V219L128 218ZM140 220H142V219H140ZM140 220H139V222H140ZM169 220V221H168ZM184 220V221H185ZM191 220V219H190ZM201 220V221H202ZM206 221L208 220V221H211L210 220V218H208V219H205ZM57 221H55L56 223H57V225H58V222ZM112 221H113V219H112ZM111 221V222H112ZM135 221V220H134ZM187 221V220H186ZM197 221V220H196ZM195 221V222H196ZM64 222V221H63ZM62 222V223H63ZM69 222L70 223H72L70 220L69 221H67V223L69 224ZM76 222V221H75ZM97 222V221H96ZM96 222H95V225H97L96 224ZM102 222V223H101ZM101 222H97L98 224H103V222H104V220L103 221H101ZM114 222L112 223V224H114ZM131 222V221H130ZM155 222V223H156ZM199 222V221H198ZM63 224L61 227H63L64 225H67L66 227H68V224ZM91 223H89V225L91 224ZM110 223V222H109ZM127 223V222H126ZM134 223V222H133ZM133 223H131V224H133ZM137 223H138V220H137ZM171 223V224H170ZM173 223V224H172ZM186 223V224H185ZM191 223V222H190ZM208 223H210V222H208ZM214 223V221H212L211 222V224H213ZM30 224V223H29ZM46 224V223H45ZM74 224V223H73ZM86 224V226H88L87 224L88 223H85ZM107 224H108V222H107ZM106 224V225H107ZM129 224V223H128ZM175 224V225H174ZM185 224V225H184ZM42 225V224H41ZM40 225V226H41ZM56 225V224H55ZM71 224H69V226H70ZM77 225V224H76ZM83 225V224H82ZM82 225H81V227H82ZM91 225V226H92ZM104 225V224H103ZM106 225H104V227L106 226ZM117 225V226H116ZM121 227H120V226ZM135 225V224H134ZM139 225V224H138ZM138 225H137V227H138ZM156 225V226H155ZM188 226V228H187V226ZM216 225V224H215ZM31 226V225H30ZM32 226V227H33ZM71 226H75V225H71ZM70 226V227H71ZM78 226H80V223L78 224ZM91 226L90 227H85L84 225H83V227H85L86 229H87V231H88V228L89 229H91ZM94 226V225H93ZM115 226V227H114ZM119 226V227H118ZM159 226V227H158ZM163 226V227H162ZM213 226H214V224H213ZM217 226V225H216ZM215 226V228H217ZM51 227V226H50ZM95 227V226H94ZM109 227V226H108ZM130 227V226H129ZM135 227V226H134ZM176 227L178 228V229H176ZM208 227H210L211 228V226H208ZM38 229H39V227H37ZM47 228V227H46ZM64 228H65V226H64ZM64 228H62V229H64ZM69 228V227H68ZM68 228H66V230L68 229ZM79 228L80 227H78V230H79ZM99 228H100V226H99ZM103 228V227H102ZM106 229H108L107 227H105ZM139 228V227H138ZM167 228V229H166ZM209 228V229H210ZM70 229V230H69ZM68 230L69 231H71V228H69ZM77 229V228H76ZM76 229H74V230H76ZM81 229H83L84 230V228H81ZM80 229V230H81ZM93 229V228H92ZM91 229V230H92ZM96 229V228H95ZM94 229V231H96ZM104 229V228H103ZM102 229V230H103ZM126 231H124V230ZM146 229H147V231H149L150 232V230H151V232L150 233H148L147 231H146ZM150 229V230H149ZM192 229H194L195 230V228L193 227ZM46 230H48V229H46ZM45 230V231H46ZM67 230V231H68ZM73 230V229H72ZM78 230H76V231H78ZM102 230H100V231H102ZM135 230V229H134ZM142 230H145V231H143V232H141ZM161 230V229H160ZM160 230H158V231H160ZM185 230V229H184ZM185 230V231H186ZM196 230H197V228H196ZM203 230V229H202ZM201 230V231H202ZM103 231H105V230H103ZM131 230H129V232H130ZM162 231V230H161ZM160 231V232H161ZM162 231V232H163ZM185 231H184V233H185ZM205 231V230H204ZM209 231V230H208ZM213 231L215 232L216 231V229L215 230H213V229H211V233H213ZM41 231L39 230V233H40ZM49 233L51 232L50 230L48 231ZM90 232V231H89ZM96 232H98V229H97V231ZM169 232H171L170 234H169ZM190 231H188V233H189ZM192 232V231H191ZM190 232V233H191ZM194 232V231H193ZM199 232V231H198ZM203 232V231H202ZM39 233L37 234V235H39ZM72 233V232H71ZM76 233H78V232H76ZM75 233V234H76ZM80 233V232H79ZM82 233V232H81ZM80 233V234H81ZM92 233V232H91ZM94 233V232H93ZM152 233V234H151ZM156 233V234H155ZM205 233V232H204ZM46 234V233H45ZM51 234V233H50ZM74 234V235H75ZM84 234H85V230H84ZM87 232H86V236H84L83 234V239L81 238V240L80 241H78V242H81V241H84V239H87L86 237H87ZM95 234H97V233H95ZM99 234V233H98ZM101 234H103V232L101 233ZM106 234V233H105ZM154 234V235H153ZM202 234V233H201ZM42 235V234H41ZM41 235H39V236H41ZM44 235V234H43ZM185 235H186V233H185ZM185 235H183V240L185 241L187 238H188V235H190V234H187V236H185ZM198 235V234H197ZM207 235V234H206ZM206 235L205 236H202V237H204V240H205V237H206ZM212 235V234H211ZM38 236V237H39ZM78 236V235H77ZM92 236V235H91ZM95 236V238L94 239H97L96 238V235H94ZM93 236V237H94ZM155 236H157V237H155ZM159 236V237H160ZM185 236V237H184ZM193 236V235H192ZM191 236V237H192ZM212 236H214V233H213V235ZM42 237H44V236H42ZM54 238H55V236H53ZM88 237H90V236H88ZM98 237V236H97ZM102 237V236H101ZM129 237H130V239H129ZM134 237V238H133ZM187 237V238H186ZM194 237V236H193ZM192 237V238H193ZM198 237V236H197ZM45 238H46V236H45ZM79 238H80V236H79ZM91 239H92V237H90ZM104 238H106V237H104ZM162 238V239H163ZM170 239L169 241H167V239ZM184 238H186V239H184ZM191 238V239H192ZM57 239V238H56ZM91 239H88V240H85L84 242H82L83 244H87L86 242H88L89 240H91ZM99 239H100V237H99ZM103 239V238H102ZM101 239V240H102ZM127 239H129L130 241H129V243H131V240H133V242L131 243V244H128V240ZM163 239V240H164ZM174 239H176V240H174ZM196 239V238H195ZM194 239V240H195ZM206 239H208V241H209V239L210 238H208V236H207V238ZM40 240H43V238L41 239V237H40V239H39V241ZM60 240V239H59ZM75 240H77V238L76 239H74V241ZM98 240V239H97ZM107 240V239H106ZM105 240V241H106ZM127 240V241H126ZM163 240H162V242H160V244L161 243H163ZM180 241L179 242V244H181V243H183L184 244V241ZM187 240H190V239H187ZM186 240V241H187ZM193 240V239H192ZM194 240H193V242H194ZM203 240V241H204ZM46 241L47 240H45V242L43 241V243H46ZM55 241H57V240H55ZM67 241V240H66ZM92 241V242H91ZM91 241H89V242H91V243H94L95 241L94 240H91ZM94 241V242H93ZM109 241V240H108ZM125 241L127 242V246L125 245L126 243H125ZM173 241L174 242H176L177 243V247L175 246L176 244L175 243H173ZM60 241H58V242H54L55 244H56V246H58V248H59V243ZM68 242H70L71 243V241H68ZM110 242H112V241H110ZM168 242V243H167ZM169 242H171V245L169 244ZM188 242V241H187ZM190 242H192L191 240H190ZM193 242H192V244H193ZM210 242V241H209ZM40 243H42V242H40ZM39 243V244H40ZM43 243H42V245H43ZM52 243V242H51ZM57 243H59V244H57ZM75 243V242H74ZM99 242H97V243H95L96 245L98 244ZM101 243L102 244H100V246H102L103 245V242L101 241ZM106 243H107V241H106ZM125 243V244H124ZM203 243V242H202ZM64 243H62V245H63ZM108 244V243H107ZM110 244H112V243H110ZM114 244V243H113ZM159 244V245H160ZM167 244H169V246L167 247L166 245ZM173 244H175L174 246L177 248H175L174 246H173ZM46 244H44V246H45ZM48 246H49V244H47ZM61 244H60V247L62 246ZM67 244H65L64 245V248L66 247V249H67V247L70 245H67ZM96 245H94V247H98L99 246V244H98V246H96ZM162 245V244H161ZM160 245V246H161ZM188 245H189V242H188ZM203 245H205L204 243L202 244V246ZM43 246V247H44ZM47 246V247H48ZM52 246V245H51ZM51 246H49V247H51ZM81 246V245H80ZM80 246H79V249H78V247H77V245H75V248L73 247V245H72V248H74V250L75 249H78L79 251H80V253L82 252V249H83V252H89V253H91L92 252V248L94 249V247H90V244L88 245H86V246H83L82 245V247H85V248H82V249H80ZM88 246V247H87ZM91 246H93V245H91ZM99 246V247H100ZM112 246V245H111ZM170 246H171V249H170ZM182 246H184V245H182ZM42 247V248H43ZM47 247L45 248V251H47V250H49V249H47ZM69 247H71V246H69ZM68 247V248H69ZM108 247V246H107ZM164 247V248H163ZM189 247H190V245H189ZM40 248H41V246H40ZM54 248V249H53ZM57 248V247H56ZM63 248V247H62ZM86 248H89L90 250H86ZM95 248V249H96ZM112 248V247H111ZM115 248V247H114ZM175 248V249H174ZM61 249V248H60ZM94 249V250H95ZM98 249V248H97ZM104 249V248H103ZM102 249V250H103ZM108 249H110V248H108ZM162 249H166V250H163L162 251ZM168 249H170L169 251H168ZM190 249V248H189ZM205 249V250H206ZM41 250V249H40ZM42 250H44V249H42ZM52 253L53 252H58L59 253V251L58 250H55V247H52ZM55 250V251H54ZM70 250H72L71 248H70ZM158 250V251H159ZM180 251H181V249H179ZM50 251V250H49ZM63 251H65L64 249H63ZM78 251V252H79ZM97 251L98 250H96V253H97ZM110 251V250H109ZM115 251H116V248H115ZM155 251V252H154ZM178 251V250H177ZM180 251H178V252H180ZM182 251H184V248L182 249ZM181 251V252H182ZM192 251V252H191ZM41 252H43V251H40L38 254L39 255H42V253ZM62 252V251H61ZM69 252H71V251H69ZM77 252V250H76V253H78ZM81 253L80 255H82V254H85V253ZM100 252H101V250H100ZM100 252H99V254H100ZM118 252V253H119ZM162 252V253H161ZM175 251H173V253H174ZM176 253L177 254V258L176 259H178L180 256H185V255H181V254H183V253ZM191 252V253H190ZM195 252V251H194ZM202 252H204V253H202ZM41 253V254H40ZM44 253H46V252H44ZM43 253V255H45ZM51 253V254H52ZM58 253H56V254H58ZM66 253V252H65ZM110 252H108V254H109ZM113 253V252H112ZM116 253V252H115ZM47 254V253H46ZM48 254H50V252L48 253ZM50 254V255H51ZM55 254V255H56ZM68 254V253H67ZM72 253H69V255H70V257L73 255H71ZM75 254V253H74ZM88 254V253H87ZM92 254V253H91ZM95 254V253H94ZM99 254H97L96 256H99ZM107 254V253H106ZM169 254V253H168ZM171 254V255H170ZM170 256H169V261L168 260H166V258L163 256V259H159V258H157V257H155V255H154V257H155V259H156V264H177L176 262H173V261H176L175 260V256L176 255H173L172 254V252H170ZM178 254H180L179 256H178ZM199 254V253H198ZM197 254V255H198ZM53 255H54V253H53ZM54 255V256H55ZM63 255V254H62ZM68 255V256H69ZM79 255V254H78ZM79 255V256H80ZM89 255V254H88ZM87 255V259H85V261H87V260H91V259H89V256ZM150 255V256H149ZM159 254H158V257L160 256ZM164 255V254H163ZM173 255V256H172ZM54 256H52V257H54ZM57 256V255H56ZM78 256V257H79ZM85 256H86V254H85ZM85 256H83V257H85ZM152 256L150 257V258H152ZM168 256V255H167ZM173 257V258H171L172 259V261H170L171 259H170V257ZM199 256V255H198ZM198 256H196V257H198ZM38 257V256H37ZM42 257V256H41ZM47 257V256H46ZM52 257H51V260H52ZM57 257H59V255L57 256ZM57 257H55V259L57 258ZM60 257H65V255H63V256H60ZM69 257V258H70ZM75 257V256H74ZM91 257V256H90ZM101 257V256H100ZM103 257V256H102ZM113 257H114V255H113ZM120 257V256H119ZM186 257V256H185ZM185 257L183 258V257H180L178 260H181L182 262L180 263V264H183V261L184 260H187V259H185ZM69 258H67V256L63 259V260H65V261H63L62 262V259H60L61 260V264H65V263H67V260L66 259H68V260H72V259H69ZM86 258V257H85ZM95 258V257H94ZM98 258V257H97ZM104 258V257H103ZM108 258V257H107ZM141 258V257H140ZM150 258H149V260H150ZM165 258V259H164ZM194 258V260L191 258L190 260H193V261H191L193 264H198L197 262H194V261H196L195 259V257H193ZM50 259V258H49ZM78 259V258H77ZM99 259V258H98ZM98 259H96V260H98ZM136 259H137V256H136ZM139 259V258H138ZM144 259V257L140 260V262L139 263H141V261ZM153 259V258H152ZM151 259V260H152ZM154 259V260H155ZM159 259V260H158ZM43 260H45V259H43ZM96 260H95V263H96ZM108 260H111V261H115L113 258H111V259H108ZM107 260V261H108ZM149 260H147L146 259V261L145 260H143V261H145V264L147 263L148 264V262H149V264H150V262H151V260L149 261ZM177 260V261H178ZM42 261V260H41ZM47 261V260H46ZM46 261H42V262H46ZM50 261V260H49ZM77 261V260H76ZM80 261V260H79ZM101 261V260H100ZM60 262V261H59ZM58 262V263H59ZM74 262V261H73ZM106 262V261H105ZM104 262V263H105ZM110 262V261H109ZM121 262V263H120ZM135 262V261H134ZM187 262V261H186ZM99 263V262H98ZM115 263H116V261H115ZM137 263V262H136ZM144 263V262H143ZM142 263V264H143ZM152 263H155V261H152ZM178 263V264H179ZM185 263V262H184ZM200 263V262H199ZM39 264H41V262L39 263ZM45 264V263H44ZM47 264H51L50 262L48 263L47 262ZM55 264H56V260H55ZM68 264V263H67ZM73 264V263H72ZM78 264V263H77ZM81 264H82V262H81ZM100 264H101V262H100ZM108 264V263H107ZM110 264H113L112 262L110 263ZM135 264V263H134ZM187 264H188V262H187ZM201 264V263H200Z\"/></svg>", "mask_w": 264, "mask_h": 264}, {"label": "rangeland", "instance_id": "2", "mask_svg": "<svg viewBox=\"0 0 264 264\" xmlns=\"http://www.w3.org/2000/svg\"><path fill=\"white\" fill-rule=\"evenodd\" d=\"M77 1L82 2V4H84V5L86 6V7H84V8H85V9L87 8L88 10H81V9L83 8V7H82L83 5H82V6L80 5L82 8L79 7V8H81V9L79 10V12H77V13H79V14L74 16V17H75V18H74V21H75L76 23H78L77 20H79V23H81V24L83 23V24H84V22H85V19H84V18H85V16H87V17H86V18H87V21L85 22V25H86V23H87V24L90 26V27L87 26V25H86V26H83V25H80V24H79L81 27L83 26L84 29L87 28V27L90 28V29H89V28L87 29L88 31L84 32V33H85V34H84V35H85L84 39H83V36H84V35L82 34V35H83V36L81 35L82 38H80V37H81V36H80L79 39H78L79 42H78V43H77V41L74 42L75 44H77V47H78V44H79V45L81 44V46H79L78 49L81 47V50H82V51H81V52H77V53H75V54L72 53V54H70V55L67 54V53H65L68 57H67L65 54H64V55H65L64 57H67V58L70 57V59L68 60V59L66 58L67 60H65V59L63 60V57H62V59H61V57H60V60H58V61H60V63H61V60H63V61H62V62H63V65H62V66H61V64H59V62H58V63H55V59H54L55 57L52 56L54 61L52 62V61L50 60V62L54 63L55 66H56V64H57V66L59 65V66L62 68L61 70H62V72H63V73H62L60 69H57V70H60V71H59L60 73H58L57 70H55L57 66L55 67V69L52 68L53 70H55L54 72L57 73V75H56V73L53 72L54 79L57 80V83H55V82L53 81L54 79L52 78L53 75H52V72H51V71H53V70H52L51 68H48V66L46 67V69H47V68L50 69V72H51V73H49L48 76H49L50 74L52 75V77H50V79H51V78L53 79L52 81L55 83V85H56V84H61V83H62V85H63V84L65 83V84H64V88H65V87L68 88V86H69V89H67V91H65L66 88L64 89L63 86L61 85L62 88H63V89L61 88V90H62L63 92H61V91L59 92V97L62 96V97L60 98V100H61V99L63 100L64 98L66 99V101H64V102H62V101H60V100L58 99V101H60L61 105H59V103L56 104V103H54L52 100H50V99H52V96H51V95H54L53 97H57V96H55V95L58 93L57 90L60 89L59 87H61V86H59V87L57 86V87H58V88H57V87L54 85L53 82H52L53 84H51V83L46 84L47 81H51L50 79L47 80L46 82H45V81H39L37 84H35V81H36V80H35V81H34V80L31 81L32 79H29L30 81H28V82H27V81H26V82H21V81H23V79H22V80L20 79L21 81L18 82V81H19V76H20L19 73H21V72L17 73V71H15L14 68H16L17 65H16V66L14 65V67L11 68L10 66H11V65L13 66V64H9L10 66H9V68H8V66H5V65H6L5 63H7V62H6L7 60H6V61H4L5 59H4V60L2 59L3 61L0 60L1 63L4 62L3 64H5V65L2 66V68H1V66H0V68H1V69H0V72H1V73H0V84L2 85V86L0 85V86H1L0 88L2 89L3 86H5V87H8V86H9V87H8V91H7V88L4 89L5 87L2 89V90H5L7 93H6L5 91L0 90V100H1V101L3 100L2 102L0 101V104H1L0 106L2 107V105H3V107H2L3 109L0 107V109L2 110V112H1V110H0V119H1V120H0V123H1V125L3 124L2 126L4 127V129H1V125H0V129H1L0 131H1V132L4 131V133H1V132H0V136H2L1 134H4V136H5V134H6V135H7L6 137L8 138V135H9V138H10V140H9V138H8V139H7V138H4V140L7 139V142H6L5 144H3V143H4L3 136L1 137L2 139L0 138V143L3 142V143H1V144H3L4 146H5L6 144H8V145H6V147H4L3 145L0 144V166H1L2 170L5 169V171H6V172H5V171L3 170L4 172H3V171L0 172V173H1V174H0V178L2 177V180H3L4 182H6V183L9 185V187H8V191H10V192H9L10 195L8 194V198H9V200H10V203H12V204H14V205L16 204V206H14V205H12V204H11V205H8V206H10L9 208H11V207L19 208L20 205L22 204L20 208H21V210L24 208V209L22 210V213H23V211H25V213L23 214V218H24V219H27V220H25L27 226H29L33 231H36V230L38 231V232H34V235H35V237H36L37 240H38V245L41 246V248H40V246H39V248H38L39 250H37V251L35 252V256H36V255L38 256V257L36 256L37 261H38V258L40 259V261H38V264H39L40 262H41V264H44V263L47 264V262H48V263L50 262L51 264H55V260H56V264H61L63 261H65V260H63V259H64L66 256H67V258L70 257L69 253H72L73 255L71 254L72 256L69 258V259H72V260H68V259H66L68 264H72V263H73V264H77V263H78V264H81V262H82V264H100V262H101V264H107V263L110 264L111 262H112L113 264H118L119 261L117 260V258H118L119 260H121V259H120V258H121V255H120V252H119V248H117L119 242H117V244H116V241H113L112 238H109L110 235H111L109 230L112 231V229H113V227L111 228V225H115V222H117V221L119 220V219H118V220L116 219L117 216H119V217L123 216V217H121V218H124V217H125V218H124V219H125L124 224H127V225H128L127 228H126V226H124V225L122 224L123 221H124L123 219H122L123 221L120 220V222H121V224H122L121 226H123L124 229L126 228L125 230H127L128 232H126L124 229H123V230H124L126 233H132V232L134 233V235H133V233H132V234H130V235L127 234L126 236H127V237H128V236H131V237H132V235H133V236L135 237V235H136V236L139 235V234H138V231H140L142 228H145L146 225H148L149 228H151L152 225L154 226V224L159 225V223H161L160 225H163L162 222H159V221H161L162 219H163V220H162L163 222L166 220V222H164L165 224L168 223V222H167L168 217H167V219H165V220H164V218H162V219L160 220V219H159L160 216H159V218H157L158 215H159V214L157 213V215H156L155 217H156L157 219H159V221L156 220V221L159 222V223H157V222L155 221L156 223L154 222V224H153V223H151V219L148 218L149 221H150V223L152 224V225H149L150 223H149L148 219H146V218H147L148 215L151 213V211H150L149 214L146 216V218H145L146 220L144 219V217H145L144 215H145L146 213L143 214L144 211H145V212H148L149 210H151L152 207L155 206V204H156V205H158V204L161 205V202H162V204H164V205H165V204H166V205L168 204V201H163L162 198H160V196L163 197V195H164V193L166 192V189H167V188L170 187V188L173 189V190L175 189V190H174L175 194L177 193V194L181 197V199L183 198V196H185V197L182 199V201H183L185 198H187V199L189 198V200H193L192 198L190 199V195H189V193L187 192V188H185V187H177V188H178V189H177V188H174V186H173L172 184L169 183V184H168L169 187H168V185L166 184V187H167V188L164 189L165 187H163L162 185H165V184H164V183H161L160 181H159V182H160V184H159V183L157 182V181L159 180L157 177L155 178V179H158L157 181L154 179V181H156V183H157L156 186H155V184H154V186H155V190L152 189V188H153V185H151V183L153 184L154 181L150 183V186H152V188H151L150 186H148V187L151 188L153 191H155V193L159 192V194H161V195H160V196H157L156 194L153 193L152 196L155 195V198L153 197V198H154V199H153V198L149 197V199L151 198L152 201H151V200H147V199H148V198H147V194L149 193L150 190L147 189V188H145V187L147 186L146 183H147V182L149 183V182L152 181L153 179H152V180L150 179V181L144 180L145 178H148V177H146L145 175H147L148 170H150V168H149V169L146 168L147 170L145 169V167H144V166H145V163H148L146 167H148L149 164H152V166H153V163H152L151 160L149 159V157L153 155V153L151 154V152L159 153L157 150H160V154H155V156H156V155H161V154H162V153H161V150L165 151L164 148H166V147H167L166 150L169 149V148H168V147H169L168 144L170 143V145H171L170 147H172V149H173V146H174V148L177 149L176 151H178V154H179V152H180L179 149H180V147H183V146H182V145H179V147L177 146V145L179 144V140H178V142H176V141H177V139H176V138H177V135H176L175 137H174V135H175V134H178V139H180V142H181L182 144L184 143V139L186 138V136H185V134L182 135L183 132H182L181 129L184 128V126L181 125L180 122H176V120H175L173 117H172L173 119H170V118H171L170 116H172L174 113H172V112L169 110V105H167L168 108L165 109L166 111L169 112V114H168V112H167V114H168L169 117H167L166 115H164V116H165L164 119H166V117H167V120H165L164 123L167 122V123H166L167 126H168V125L170 126V127L168 126V128L170 129V131H171V129L173 128L172 130H173V133L175 132V134L172 133V134L170 135V132L168 133V131H167L168 134L166 135V131L162 133V129L160 128V129H161V130H160V132H161V136L163 135L162 137H161L158 133H157V135H155V134L153 135L154 138H155V136H157L158 139H157V138H155V139L152 138L153 136L150 137L151 139L149 138V136H146V135L144 136L145 131H146V129L148 128L147 126L150 124V123L148 122V121H150V118H149L150 115H149V114L146 115V112H144V113H142V114H141V113L139 114V112H140V111H139V112H138L139 116H138V114L135 115L138 121H137L136 119H134L135 117H134L133 113L137 112V111L135 110L136 108H137V110H140V109H141V105H136V104H135V105H136V106H135V105H134V102H133L134 100H133V99H130L131 97L129 96V94H125V93H127V90H129L128 92H130V89H128V88L131 87V86H130V85H131V82H130L129 77L132 76V74H131L128 78H126L127 75L125 74V76H126L125 79H127V80H129V81L126 80L127 83H126V81H124L125 84H127V86H125V84H123L124 82L122 83V84L125 86L124 91L119 90L116 86H112V88H113V89H112V88H111V85H109V81H108L109 76H107L108 79H105V78L103 77V75H104L105 73H107V70L110 69V67H109V69L105 67L106 64H103V65H105V66H103V67H104V72H105V73H104V72H102V71H103V67H101L102 65H99L100 62H103V61H104V60H103V59L105 58L104 54L107 52V54L109 55V57H108L107 55H106V57L109 58V60H110L109 62H112V63H110V65L113 64V63L115 62L114 65H115V64H118V65L120 66V65H121V64H120V63H121L120 61L122 60V57H121V56H116V55L119 54V53H118L119 50H120L121 52L123 51L124 53H125V51L128 52V50H129V49H128V50L126 49L127 47H125V49H124V46H123V44H124V42H123V37H122V35L120 36L121 33H118V32L120 31L119 29H118V30H119L118 32H116L117 30H113L111 34H113L114 36H113V35H110L111 37H108V35H107V33L110 32L109 30H108L109 32L107 31V33H106L107 36H106L105 34H104V35L102 34V33H105V31H106V29H105V31L102 32V30L106 27V23H105V21H107V20H105V19L108 18V21H109V16H111V15L113 14L112 12L115 11L116 8H120V5H119V7H117V6L113 5V3L117 5L118 2L120 3V2H122V1H121V0H120V1H119V0H108V1H104V0H84V1H83V0H77ZM85 1H86V2H85ZM92 1H94V2H93L94 4L92 3ZM96 1H97V2H96ZM102 1H103V2H102ZM110 1H113V2L110 3ZM124 1H126V0H123V2H122L123 4L125 3ZM128 1H129V0H128ZM134 1H135V3H134ZM137 1H138V0H130V2L133 4V5L131 4L132 6H134V4H135V8H136V9H134V11H133V9H132V8H134V7H131V6L128 4V5H129L128 8L131 7V10L133 11V13H131V14H133V16L137 14V13L134 14V12H140L139 10H137V8L140 9V7H138L139 4H136ZM240 1H241L243 4H246V0H244V2H243L242 0H240ZM89 2L91 3L90 5H89ZM95 2H96V3H95ZM108 2L111 4V6H110V4H109ZM141 2H142V1H141ZM141 2L139 1V2H137V3H141ZM238 2H239V0H236V3H238ZM248 2L251 3V4L253 5V3H252L251 0L248 1ZM257 2H258V1H257ZM261 2L263 3V1L260 0V1L257 3L258 5H257V4L254 5V6L257 5V7H256L257 9H256L254 6L250 5L251 7H253V8H252L253 10L251 9L250 6H249L248 8H247V6H246L247 9L243 6L242 13H243V15H244V14L247 15V13H248V15H247L248 18L251 17V19H252L251 23H252L253 20H254V22L252 23V26H251V27H252L253 30H254V31H253V30H252V31H253V32H256V33L251 32V33H252V34H251V33H250L251 30H250V31H247V32H249V33H248L249 35L251 34V36H250V40H249V37H248V39H245V38H244V37L247 38V35H245V36L242 38V36H243L244 34H247V33L244 32V31H243L244 34H243L242 31L240 32V34L242 33V34H241L242 36L240 35L241 37H240L239 35H236V37L234 36V38L239 37V38H242V40H244V42L241 41V39H239V38H237V39H239V40H237V39L235 40V41H237V42H235L234 40H232V41H234V44H235V45H232L233 47L235 46L234 49H235V48L238 49V48H237L238 46L236 47V44L239 45L240 42H243L244 44L242 43V45L239 46V47L242 48V49H240V50L243 51V49H244L245 47H247V45H248V44H247V45L244 47V45L246 44V43H245V40H248L249 43H251L253 40H255V43H256V40L258 39V37H262L261 39L259 38V39L261 40V41H260V40H259V41H260L261 44H262V42L264 41V39H263V38H264V26H262V24L264 25V23H262V21L264 22V19L262 18V17H264V13H262V12H264V4H262ZM73 3H74V4H72V5H74L73 7H76V8H77V7H78L77 2H73ZM86 3H88V4L86 5ZM122 3H121V4H122ZM260 3H261V4H260ZM75 4H76L77 6H75ZM78 4H79V3H78ZM97 4H98V5H97ZM123 4L121 5V8H124V7H122ZM142 4H143V2H142ZM142 4H141V5H142ZM112 5H113V6H112ZM124 5H125V4H124ZM126 5H127V4H126ZM141 5H140V6H141ZM96 6H98V9H97ZM101 6H102L103 8H102ZM114 6H115V7H114ZM70 7H71V6H70ZM92 7H93V8H92ZM95 7H96V8H95ZM111 7L115 8V9L113 10V8H111ZM258 7H259V8H258ZM79 8H78V9H79ZM84 8H83V9H84ZM89 8H91V9H89ZM101 8H102L103 10H104V8H106L107 10H110V11H108V12H111L112 14L110 15V13H109V16L106 18V16L108 15V14H107V11L105 12V14H107V15H105V14H103V12H102L103 10H102ZM96 9H97V10H96ZM111 9H112V10H111ZM125 9H126V7H125ZM255 9H256V11H255V13H254V10H255ZM100 10H101V12H100ZM116 10H118V9H116ZM119 10H120V9H119ZM119 10H118V11H115V12H118V14H119V13L121 14V12H123V10H120V12H119ZM127 10L129 11V9H126L125 11H127ZM135 10H136V11H135ZM251 10H252V11H251ZM67 11H68V10H67ZM67 11H65L66 14H68ZM132 11H131V12H132ZM249 11H251V12H249ZM65 12H64V14L62 13V15H64V16L60 15V16H62V20H60L61 17L59 18V20H60V22H63V23H65V24H66V22L70 23L69 17H68V19H67V21H66V16H65L66 14H65ZM99 12H100L101 15L99 14ZM115 12H114V16L116 17L117 15H115V14H116ZM246 12H247V13H246ZM260 12H261V15L263 14L262 17L260 16V14L258 15V13H260ZM80 13H81L83 16H82ZM125 13H126V12H125ZM125 13H124V14H125ZM250 13L252 14V16H249ZM120 14H119V15H120ZM124 14H123V16H124ZM128 14H130V12H129ZM128 14H127V15H128ZM131 14L128 15V17H131ZM256 14H257V15H256ZM102 15L105 16V17H103ZM119 15H118V16H119ZM68 16H70V15L68 14ZM77 16H80V17H82V18H79V19H78ZM88 16H89V18H88ZM99 16L101 17V19H100ZM120 16H121V15H120ZM133 16H132V17H133ZM247 16L244 15V18H246ZM259 16H260V17H259ZM115 17H114V18H115ZM252 17H253V18H252ZM256 17H258V18L256 19ZM64 18H65V20H64ZM118 18H119V17H118ZM118 18H117V19H118ZM121 18H122V16H121L119 19L122 20L121 22H123V21H124V18H123V19H121ZM134 18H137V16H136V17H133V19H134ZM138 18H139V13H138ZM138 18H137V19H138ZM248 18H246L245 20H247ZM259 18H260V19H259ZM76 19H77V20H76ZM80 19H81V21H82V20H83V21L80 22ZM98 19H100V20H98ZM102 19H103V21H101ZM125 19L127 20L125 23H127V22L129 23L128 19H130V18H127V16H126ZM97 20H98V21H97ZM112 20H113V19H112ZM131 20H132V19H131ZM131 20H130V21H131ZM255 20H257V22H258V21H259V22L256 23ZM11 21H12V20H11ZM88 21H89L90 23H89ZM108 21H107V22H108ZM133 21H134V20H133ZM135 21H137V20L135 19ZM248 21H250V19H249ZM75 22H74V23H75ZM7 23H8V22H7ZM68 23H67V24H68ZM103 23H104V24H103ZM125 23H122V24H125ZM135 23H136V22H135ZM4 24H5V23H4ZM4 24H3V25H4ZM65 24H63V25H64L63 27H64V28H67V24H66V27H65ZM101 24L104 25L103 28H102V25H101ZM129 24H130V23H129ZM253 24H254V26H253ZM7 25H8V24H7ZM61 25H62V24H61ZM74 25H75V24H74ZM79 25H75L74 27L77 28ZM250 25H251V24H247L246 26H244V30H245L248 26H250ZM256 25H257V26H256ZM258 25H259V26H258ZM8 26H9V25H8ZM8 26H7V27H4L3 29H4L5 31H7V30H8ZM68 26H69V25H68ZM91 26H92V27H91ZM10 27H13V28L16 29V25H15V23L12 22V24L10 25ZM83 27H82V28H83ZM245 27H246V28H245ZM251 27H248V28L251 29ZM258 27H260V28H258ZM13 28H12V29H13ZM82 28L79 27V29H78V28H77V29H78V30H82L81 33H83L84 29H82ZM95 28L98 29V31L95 30V32H94V34H93V30H94ZM248 28H247L246 30H248ZM255 28H256V29H255ZM9 29H10V28H9ZM12 29L9 30V31L11 32ZM259 29H260V30H259ZM16 30H17V29H16ZM16 30L13 29V31H15L14 34H16V32H17ZM85 30H86V29H85ZM242 30H243V28H242ZM246 30H245V31H246ZM13 31H12V32H13ZM90 31L92 32L91 35H90ZM96 31L99 32V33H97ZM114 31H115V32H114ZM78 32L80 33V31H78ZM48 33H51V32L48 31ZM11 34H12V33H11ZM21 34H22V33H19V35H21ZM99 34H100V36H98ZM109 34H110V33H109ZM254 34H255V37H254ZM260 34H261V35H260ZM87 35H88V36H87ZM89 35H90L91 37H90ZM102 35H103V36H102ZM249 35H248V36H249ZM262 35H263V36H262ZM94 36H95V37H94ZM112 36H113V37H112ZM88 37H89V38H88ZM105 37H106V38H105ZM114 37H115V38H114ZM120 37H122V38H120ZM251 37H253V38H251ZM92 38H94L93 41H92ZM97 38H101V40H100V39H97ZM103 38H104V39H103ZM108 38H109V39H108ZM110 38H111V39L114 38V40H113V39L111 40ZM119 38H120V39H119ZM254 38H255V39H254ZM81 39H83V40H81ZM232 39H233V36H232ZM80 40H81V42H80ZM98 40L101 41L100 43H101L102 50H101V49H97V50L95 49V48H98V45H100V44H97ZM105 40H106V41H105ZM251 40H252V41H251ZM113 41H114V42H113ZM121 41H122V43H120ZM248 41H247V43H248ZM70 42H71V41H70ZM94 42H95V43H94ZM105 42H106V43H105ZM117 42H118V43H117ZM109 43H110V44H109ZM114 43H115V44H119V46H120L121 48H119V50H118V48H115V47H117V45L115 46ZM252 43H253V45H254V48H253V46H250V45H249V46H250L251 48H253V50H256V49H255V46H260V47L263 46V45H262V46H261V45H257L258 42L256 43V45L254 44V41H253ZM94 44H97V45L94 46ZM102 44H103V45H102ZM105 44H107L108 46H110V48H109L107 45H105ZM91 45H93L94 48H93ZM112 45H113L114 47H113ZM74 46H76V45H74ZM96 46H97V47H96ZM119 46H118V47H119ZM242 46H243V47H242ZM249 46H248V47H249ZM91 47H92V48H91ZM112 47L115 48V49H114L115 52H113L112 50H110ZM233 47H232V49H233ZM250 47H249V48H250ZM89 48H90L91 51L88 50ZM113 48H112V49H113ZM68 49H69V48H68ZM72 49H73V46H72ZM103 49H104V50H103ZM121 49H123V50H121ZM232 49H231V51H232ZM234 49H233V50H234ZM246 49H247L246 52H249V51H248V48H245L244 51H245ZM258 49H260V48H258ZM75 50L77 51V48H76ZM94 50H96V52H94ZM98 50H99V51H98ZM100 50H101L102 54H103V52H105V51H106V52L102 55L101 52H100ZM250 50H251V49H250ZM260 50H261V49H260ZM79 51H80V50H79ZM88 51H90V52H88ZM97 51H98V52H97ZM116 51H117V53H116ZM231 51L227 53V58H226V56H225L226 54L223 55L224 58H223V57H220V58H223V59H222L223 61H221V62H224V63H221V62H220V65L223 64V65H222V68L225 67V65H226V67H225L226 69H224V68H223L224 70L222 69L223 72L226 70L225 74L223 73V76H224L223 79L225 80V82H227V81L229 80L227 83L231 82L232 84H233V83L235 84V82H237V81H235L236 79L234 78V75H233V77L230 76V75H228V74H230V72H232V71L229 72V70H231V67H230V66H233V65H232V64H229V65H228V63L225 62V60H226V61H227V60L230 61V60H229L230 57H231V59H233V57H235V56H231V55H230ZM238 51H239V50H238ZM121 52H120V53H121ZM234 52L237 53V50L232 51L231 54H232V55H236ZM239 52H240V51H239ZM239 52H238V54H239ZM246 52H245V53H246ZM251 52H252V51H251ZM253 52H254V51H253ZM256 52H257L256 55L259 56L260 54H258V51H257V50H256ZM259 52H260V51H259ZM263 52H264V51H263ZM81 53H82V54H81ZM98 53H100L99 55H101V56L98 57V55H97ZM114 53H116L115 56L113 55ZM128 53H130V52H128ZM233 53H234V54H233ZM242 53H243V52H242ZM245 53H244V55H245ZM260 53H262V52H260ZM73 54H74V57H73ZM77 54H79V55H77ZM93 54H94V55H93ZM246 54H248V53H246ZM250 54H252V53H250ZM253 54H254V56L256 57L255 53H253ZM253 54H252V55H253ZM55 55H56V54H55ZM59 55H60V54H59ZM75 55H76V56H75ZM80 55H82V56H80ZM95 55H96V56H95ZM120 55L123 56V55H127V54H120ZM128 55H130V54H128ZM128 55H127V56H128ZM131 55L133 56V54H131ZM229 55H230V56H229ZM248 55H249V54H248ZM248 55H247V56H248ZM252 55H251V56H252ZM61 56H62V55H61ZM71 56H72V58H71ZM228 56H229V58H228ZM236 56H237V55H236ZM239 56H241V52H240V55H239ZM7 57H8V56H7ZM77 57H80V58H77ZM102 57H103V58H102ZM114 57H116V58H114ZM118 57H119V59H118ZM129 57H130V56H129ZM241 57H242V56H241ZM255 57L253 58L254 61L257 59V58H255ZM260 57H262V56H260ZM260 57H259L258 60H261V59H262V58L260 59ZM8 58H9V57H8ZM81 58H82V59H81ZM96 58H97V59H96ZM101 58H102V59H101ZM123 58H124V57H123ZM130 58H132V57H130ZM238 58H239V59H238L239 61H242V59H241L240 57H238ZM242 58H244V56H243ZM251 58H252V57H251ZM6 59H7V58H6ZM32 59H33V58H32ZM51 59H52V58H51ZM57 59H59V58H57ZM74 59H75V61H74ZM79 59L81 60V62H82V61H83V62L85 61V62H84V63L82 62V64H80L81 62H80ZM83 59H84V60H83ZM93 59H94V60H93ZM244 59H246V58H244ZM247 59H249V57H248ZM9 60H11V59H8V61H9ZM26 60H28V58H27ZM29 60H30V59H29ZM33 60H36V58H34ZM33 60H30L29 62H32ZM37 60H38V59H37ZM72 60H73V61H72ZM76 60L79 61V63H77ZM99 60H100V61H99ZM233 60H234V59H233ZM233 60H232L231 63H233ZM235 60L237 61L236 58H235ZM251 60H252V59H251ZM258 60H257V61H258ZM262 60H263V61H262V63H260V64H259V61H258V64H259V65L264 64V63H263V62H264V57H263ZM69 61H71V62H69ZM96 61H97L98 63H96ZM107 61H108V59L106 60V62H107ZM118 61H119L120 63H119ZM236 61H235V62H236ZM239 61H237V62L239 63ZM254 61H252V62H254ZM11 62H12V60H11ZM23 62H24L25 65H28V63H29V62L26 63L25 60H24ZM37 62H39V61H37ZM37 62H32V64L34 63V64L36 65ZM56 62H57V60H56ZM67 62H68V64H69V66H67V65H68V64H66ZM75 62H76L77 64H76ZM94 62L97 64V66L95 65ZM104 62H105V61H104ZM104 62H103V63H104ZM109 62H107V64H109ZM237 62L235 63V65H236V64H237V65L241 64V63L238 64ZM243 62H244V61H243ZM260 62H261V61H260ZM1 63H0V64H1ZM9 63H10V61H9ZM12 63H13V62H12ZM39 63H40V62H39ZM39 63H38V65H39ZM43 63H45V65H46V62H43ZM43 63H42V64H43ZM47 63H49V62H47ZM93 63H94V64H93ZM245 63H247V62L245 61ZM245 63H244V64H245ZM34 64H33V65H34ZM42 64H40V65H42ZM54 64H52L51 67H54ZM100 64H101V63H100ZM233 64H234V63H233ZM250 64H252V63H250ZM250 64L248 63V65H250ZM253 64H254V63H253ZM258 64H257V65H258ZM1 65H2V64H1ZM7 65H8V63H7ZM22 65H23V63H22ZM30 65H31V63H30ZM30 65H29V66H30ZM35 65L33 66V67H34L33 70H34L35 67L37 66V65H36V66H35ZM49 65H50V64H49ZM110 65H109V66H110ZM118 65L116 66L117 68H118ZM227 65H228L229 67H228ZM235 65H234V66H235ZM237 65H236V66H237ZM255 65H256V63H255ZM255 65H254V67L257 66V65L255 66ZM19 66H20V65H19ZM19 66H18L17 68H20V69H21V67H19ZM31 66H32V65H31ZM31 66H30V67H31ZM43 66H44V64H43ZM43 66H42V67H43ZM234 66H233V68H234ZM239 66H240V65H239ZM242 66H243V65H242ZM250 66H252V67L249 69V72L252 71V70H256V69H252V68H254L253 65H250ZM263 66H264V65H263ZM4 67H5V70H4V71H1V70L4 69ZM23 67H24V65H23ZM107 67H108V65H107ZM121 67H122V65H121ZM138 67H139V66H138ZM240 67H241V66H240ZM240 67H239V68H240ZM243 67H244V69H245V65H244ZM246 67H249V66L246 65ZM10 68H11V69H10ZM17 68H16V70H17ZM36 68H37V67H36ZM38 68H39V67H38ZM43 68H44V67H43ZM43 68H40V69H43ZM57 68H58V67H57ZM64 68H65V69H64ZM66 68H67V69H66ZM101 68H102V69H101ZM105 68H106V70H105ZM119 68H120V67H119ZM144 68H145V67H144ZM144 68H143V72L146 73V69L144 70ZM227 68H228V69H227ZM235 68H236V67H235ZM256 68H257V67H256ZM260 68H261V67H260ZM260 68L258 67L257 71H253V74L257 72V73L259 74V75H258V74H257V75H258L259 77H261V79L264 81V75H263V77H262V75H260V74H262V72L259 70ZM7 69H8V70H7ZM9 69H10V71H9ZM20 69H18V71H19ZM26 69H29V68H27V66H26ZM31 69H32V67H31ZM40 69H39V70H40ZM46 69H45V71H46ZM95 69H96V70H95ZM135 69H137V68H135ZM139 69H140V67H139ZM251 69H252V70H251ZM262 69H263V68H261V70H262ZM33 70H32V71H33ZM35 70H36V69H35ZM37 70H38V69H37ZM98 70H100V71L98 72ZM111 70H112V65H111ZM111 70H110V74H111ZM131 70H133V69H131ZM131 70H128V72L130 71L129 73H131ZM137 70H138V69H137ZM232 70H233V69H232ZM247 70H248V69H247ZM258 70H259V71H258ZM28 71H29V70H28ZM48 71H49V70H47V72H48ZM64 71H66V77H65ZM94 71H97L98 73H97V72H94ZM122 71H123V70H121V72H122ZM134 71H135V72H134ZM134 71H132V73L134 72L135 75H137V77L140 76V77L142 78V75H143V77L145 76V74L141 71V69H140L139 71H141V73H143V74H141L139 71H136V70H134ZM234 71H235V69H234ZM237 71H238V73H239V71H241V69H239V70L236 69L235 72H237ZM242 71H243V70H242ZM263 71H264V69H263ZM22 72H25L24 69L22 70ZM30 72H31V71H30ZM36 72H37V71H36ZM43 72H44V70H43ZM43 72L40 71L41 74H38V75H41L40 77H44L45 75H43ZM136 72H139V75L136 74ZM235 72H234L233 74H235ZM245 72H247V71H245ZM245 72H244V73H245ZM249 72H247V73L249 74ZM45 73H46V72H45ZM95 73H96V74H95ZM122 73H124V72H122ZM227 73H228V74H227ZM238 73H237V74H238ZM240 73H242V72H240ZM240 73H239V75H240ZM5 74H6V75H5ZM25 74H26V73H24V75H23V73H21V76H22V75H23V76H26ZM36 74H37V73H36ZM62 74H64V75H62ZM81 74H82V76H83V74H84V77H85V78H84V77H83V78H80V77H82ZM97 74H99V75L101 74V75H100V76H102L101 80H103V78H104V79H105L104 82H102L101 80L98 81L97 77H98L99 75H97ZM127 74H128V73H127ZM226 74H227L230 78H229ZM237 74H235V75L237 76ZM248 74H247V75H248ZM251 74H252V73H251ZM253 74H252V75H253ZM263 74H264V73H263ZM12 75L14 76L13 79H12ZM18 75H19V76H18ZM38 75H37V79H38ZM51 75H50V76H51ZM55 75H56V77L58 76V78H55ZM59 75H62L63 78L61 79L62 76H60V78H59ZM76 75H78V76H77V79L75 80L74 78H76V77H74V76H76ZM107 75H109V72H108ZM122 75L124 76V74H122ZM128 75H129V74H128ZM135 75L133 76L134 79L131 80V81H133V82L137 80V79L135 80ZM231 75H232V73H231ZM247 75H246V77H248ZM252 75H251V76H252ZM31 76H35V73H34V75H33V74H32V75H29V77H31ZM46 76H47V75H46ZM90 76H91V77H90ZM92 76H93V77H94V76L96 77V78L94 77L95 80H93L94 78H93ZM100 76H99V78H100ZM236 76H235V77H236ZM251 76H250V77H251ZM254 76H256V75L254 74L253 77H254ZM7 77H8V79H9V77H10V78L12 79V81H8V80H7ZM78 77H79L80 79H79ZM107 77H106V78H107ZM225 77H226L227 80L225 79ZM227 77H228V78H227ZM231 77L235 79V80L233 79L235 82H232V78H231ZM240 77L243 78V77H245V76L241 75ZM240 77H239V78H240ZM250 77H248L247 79H249ZM253 77H252V78H253ZM259 77L256 78V79L258 80L257 83H258V82H259V83H263V81H262L261 79H259ZM15 78H16V79H15ZM21 78H22V77H21ZM32 78H33V77H32ZM45 78H46V77H45ZM67 78H69V79L67 80ZM130 78H131V77H130ZM242 78H241V79H242ZM252 78H251V79H252ZM5 79H6V80H5ZM14 79H15V80H14ZM24 79H25V78H24ZM26 79H27V78H26ZM42 79H43V78H42ZM42 79L39 78L38 80H42ZM59 79H60V80H59ZM73 79H74V81H72ZM125 79H124V80H125ZM142 79H143V78H142ZM237 79H238V77H237ZM241 79H240V80H241ZM247 79H246V81H244V82H248ZM251 79H250L249 81H251ZM256 79H255V80L252 79V80H253V83H254V84H253L254 87H255V86H260V85H258L257 83H256L257 85L255 84ZM2 80H3V81H2ZM9 80H10V79H9ZM27 80H28V79H27ZM43 80H44V79H43ZM58 80H59L60 83L58 82ZM62 80H63V81H62ZM66 80H67V81H66ZM84 80H85V81H84ZM92 80H93V81H92ZM96 80H97V81H96ZM224 80H223L222 82H224ZM230 80H231V81H230ZM244 80H245V79H244ZM7 81L9 82V84H8ZM86 81H87V84H83L84 82L86 83ZM95 81L99 83V84H98L99 86H98L97 83H96V85H97L98 87H96V86L94 85ZM260 81H261V82H260ZM6 82H7V83H6ZM11 82H12V83H11ZM36 82H37V81H36ZM74 82H75V83H74ZM78 82H79V83H78ZM80 82L82 83L81 85H83V86L80 85L79 87H78V86L76 87L77 83H78V85H79ZM93 82H94V83H93ZM105 82H108V83L106 84L107 89L105 88V86H104L103 89H102L101 84L103 83V85H105ZM129 82H130V83H129ZM133 82H132V83H133ZM242 82H243V79H242ZM242 82L240 81L239 84L241 83V84H240L241 86H239V84H238V86H239L241 89H244L245 87L242 85ZM244 82H243V83H244ZM5 83H6V84H5ZM10 83H11L12 85L15 83V86H18V87H16L17 89H14L15 86L13 85V86H14V87H13L12 85H10ZM20 83H23V84L25 85L24 87L27 88L26 91L22 89V88H24V87L20 88V86L23 85V84L20 85ZM41 83L44 84V85H42V88H40V87H41V86H40V87L38 88L39 90L45 92L44 90H46V89H48V88H52L51 92H54V93L56 92V94H52V93H51L50 96L47 95V92L50 93V89L46 90L47 92H46L45 96H44V93H43V95H42V92H41V91H38L37 94H36V93H34V94H36L37 96H41V95H42L43 98H41L42 96L40 97L41 99H43L42 101H44V99H46L48 102H49V101H50V102L52 101V102L54 103V106H53V107L50 106V107H46V108H45L44 106H41V105L36 104V103H34V102H32V104H30V103H31L30 100L27 101V102H29V103L26 102V99H27V100L30 99V98H29L30 96L27 95V94H28V92H29V90H30L31 88L28 89V87H29V86H32L33 88H35L34 90H36V88L38 87V85H40ZM66 83L68 84V86L66 85ZM69 83H70V84H69ZM71 83H73L72 85H74V86H72ZM90 83H91V84H90ZM100 83H101V84H100ZM4 84H5V85H4ZM7 84H8V85H7ZM16 84H17V85H16ZM27 84H28V86H26ZM92 84H93V85H92ZM129 84H130V85H129ZM247 84H248L247 86H249V87L246 86L247 90H249V92H250V90L252 91V87H253V86L250 87V84H252V83L250 82V83H247ZM45 85H46V86H45ZM65 85H66V86H65ZM123 85H122V86H123ZM133 85H134L133 88H135V84H134V83L132 84V86H133ZM228 85H229V84H228ZM235 85H236V84H235ZM129 86H130V87H129ZM11 87H13V88H11ZM72 87H73V88H72ZM74 87H75V88H74ZM100 87H101V88H100ZM126 87H128V88H126ZM234 87H235V86H234ZM236 87H237V86H236ZM242 87H243V88H242ZM260 87L263 88V87H264V83H263V85H261ZM260 87H256L255 89H257V91L254 93L253 91H255V90H253V91H252V92H253V95L250 94V97H246V92H247V94H249L248 91H246V89L243 90L244 92L246 91L245 93H244L243 91L240 90V91L242 92V94L240 95V97L242 96L243 98H242V97H241V98L237 97V96H239L238 93H241L240 91L237 93L236 98H237L238 100L240 99L239 102H238V103H239L238 106H239L240 110L243 111V109H241L240 106H243V105H244V103H245L244 100H245L246 98H248L246 101L249 100V106H250V104L254 101V98H255V97H254V96H255L254 94H256V96H257V93H258V96L260 95L259 93L262 92V90H261ZM9 88H11L10 91H9ZM33 88H32V89H33ZM56 88H57V90H56ZM71 88H72V89H71ZM77 88L82 89V90H79V89H77ZM122 88H123V87H122ZM133 88H132V89H133ZM240 88H238V89H240ZM250 88H251V89H250ZM258 88L261 90V92H258ZM21 89H22V91H25V92H22ZM24 89H25V88H24ZM38 89H37V90H38ZM53 89H54L55 91H53ZM70 89H71V90H70ZM76 89H77V90H76ZM104 89H105V90H104ZM116 89H117V90H116ZM236 89H237V88H236ZM11 90H12L13 93L11 92ZM14 90H15V91H14ZM78 90H79L80 92H79ZM122 90H123V89H122ZM125 90H126V92H125ZM30 91L32 92V90H30ZM58 91H59V90H58ZM64 91H65V93H64ZM70 91H71V92H70ZM76 91H78V93H77L78 97H76V94L74 93V92H76ZM263 91H264V90H263ZM1 92H3V93H1ZM31 92H30V94H31ZM35 92H36V91H35ZM39 92H41V95H38V94H40ZM8 93H9V94H8ZM11 93H12V94H11ZM25 93H27V94H26V95H22V94H25ZM60 93H61V95H60ZM214 93H215V92H214ZM218 93H219V92H218ZM218 93H217V94H218ZM243 93H244L245 95H244ZM14 94H15V95H14ZM32 94H33V93H32ZM34 94H33V95H34ZM62 94H65V96L62 95ZM66 94H67V95H66ZM72 94H73V95H72ZM33 95H32V96H33ZM36 95H35V97H36ZM127 95H128V96H127ZM261 95H264L263 92H262ZM13 96H14V97H13ZM25 96H27V97L29 96V97H28V98H27V97L25 98ZM47 96H49L50 98H48ZM69 96H71V98H70ZM126 96H127V98H126ZM247 96H249V95H247ZM251 96H252L253 98H251ZM12 97L15 98V100H14ZM22 97H23V98H22ZM35 97H34V99H35ZM67 97H69V98H67ZM73 97H74V98H73ZM31 98H33V97H31ZM37 98L40 99L39 97H37ZM37 98H36V99H37ZM250 98L253 99V101H252ZM257 98H258L259 101H260V99L263 98V101H262L263 103H262V104H264V97H263V96H262V97L260 96V97H257ZM257 98H255V100H256ZM259 98H260V99H259ZM38 99H37L36 102H38V103L41 104L42 101H39ZM48 99H49V100H48ZM54 99H55V102H56L57 99H56V98H54ZM68 99H69V100H68ZM72 99H74V100L72 101ZM77 99H79V100H78V101H75V100H77ZM80 99H82V100H80ZM84 99H85V100H84ZM95 99L97 100V102H96ZM120 99L122 100V102H125V103H123V104H125L126 106H125V105L123 106V104L121 103V100H120ZM124 99L127 100V101H128V99H130L131 103L129 104L130 101L126 102V101H124ZM214 99H215V98H214ZM214 99H213V100H214ZM234 99H235V98H234ZM241 99H242V100H241ZM13 100H14V101H13ZM24 100H25V101H24ZM93 100H94V101H93ZM98 100H99V101H98ZM258 100H257V101H258ZM31 101H32V99H31ZM34 101H35V100H34ZM79 101H80V104L83 103L82 101H84V103H86V104H84V103H83V105H80V104H79V107H78L77 105H78V102H79ZM88 101H89V102H88ZM116 101H117V102H116ZM214 101L216 102V99H215ZM217 101H218V100H217ZM241 101H244V103L241 104V103H242ZM250 101H251V103H250ZM257 101H255V104H256V105H259V101H258V103H256ZM5 102H6V103H5ZM65 102H66V103L68 102V103H67V107H68V108H67V107L64 108V107L62 106L63 103H64L63 105L66 104ZM87 102H88V103H87ZM132 102H133V104H132ZM211 102H212L213 105H214L215 102H213V101H211ZM218 102H221V100L218 101ZM43 103H45V104H43V105H46V104H47L46 101L43 102ZM74 103H75V105H74ZM113 103H114V104H113ZM116 103H117V104H116ZM126 103L129 104V105H128V110H127V111H126V109H127V104H126ZM212 103H211V104H212ZM235 103H236V105L238 104L237 101H235ZM260 103H261V102H260ZM6 104H7L8 106H7ZM27 104H28V107H27ZM29 104H30V105H29ZM49 104H50V103H48V106H49ZM68 104H69V105H68ZM121 104H122V105H121ZM211 104H210V105H211ZM219 104H221V103H219ZM219 104H218V105H219ZM222 104H223V102H222ZM222 104L220 105L221 107H222ZM246 104H247V102H246ZM255 104H254V102H253V103L251 104V106L254 105V107H256V109H257L260 105H262V104H260V105L257 107V106H255ZM22 105H23V106H22ZM32 105H33L34 107H33ZM51 105H52V104H51ZM55 105H59V106H60V108L58 107L59 109L57 108V111H58V110H61V109L63 110V111H58V114H59L60 112H61V113L63 112L64 114H61V113H60L59 115H66V116H64V117H63V116H60V118H59V115H56V114H55V113L57 112L56 109H55V108H56ZM120 105H121V106H120ZM130 105H133L132 107H134V109L131 108ZM213 105H211V106L214 107L215 105H214V106H213ZM218 105H217V106H218ZM247 105H248V104H247ZM247 105H246V106H247ZM37 106H39V107H37ZM40 106H41V107H40ZM46 106H47V105H46ZM61 106H62V107H61ZM65 106H66V105H65ZM69 106L71 107L72 110H71V109L68 110V109L70 108ZM75 106H77L78 108L75 107ZM86 106L88 107V111H87V107H86ZM110 106H111V108L113 107V109H111ZM114 106L118 107V108L115 107V108L118 109V110H114ZM129 106H130V107H129ZM137 106H140V108L138 109ZM164 106H166V105H164ZM220 106L217 107V108H218V109H219V108L221 109ZM224 106H225V105H224ZM229 106L231 107L232 105H228V107H229ZM238 106H237V107H238ZM4 107H5V108H4ZM22 107H23V109H25V107H26V108H29V107L31 108V107H33L32 109L29 108L28 110H26V109H25V110H26L27 112H30V115H29V113H28V115L34 117V119H33L34 121H35L36 119L39 118V119L37 120V122H38L37 125L35 124V123H37V122H35V123H34V122L30 123L32 119L30 120V122L27 120V121L29 122V124H33V125H35V129L38 127L39 124L42 126V128H46L47 126L49 127V125H47V121L49 122V120H52V121H50L48 124H50V126H52V123L54 122V123H53V124H54L53 126H54V127L57 126V127L54 129V132H52V131L50 132V130H52V129H51L52 127H51V128H48V129H50V130H48V131L50 132V134H52L51 136H54V135L56 134V135H58V136H56V137H59L60 134H61L63 138H64V136H65V137H67V139L69 138V140H71V141L74 142L75 144H78V145H77L78 147L74 144L75 147H77L76 149H74L75 147H74V145L71 144L72 142H71V141H68L69 143H68V142H67V143L70 144V145H68V144L65 142V143H66V147H65V149L67 150V151H65V149H63L65 143H63L64 145H61V144H60V143L64 142L65 140L60 142V140H61L62 137H61L60 139L58 138V140L56 139L55 141L53 140L54 137L49 138L50 135H49V133H48V131H47V128H46V133H48L47 135H49V137H47V136L45 135V130H44V129H43L44 132H43V130H42L41 133H39V131H40V130H39V127H40V129H41V126H40V125H39L38 129H36L37 132H38V134H39L38 136L40 137V134H42V132H43L44 134H42L41 136H43V138H44V136H46V138H49V143L52 144V142L54 141V142H57V144H60V145H59V148L55 147L56 143H55V144H52V145H54V146H51V145H50L51 148H52V147H53V148L55 147V148H57L58 150L54 149V151H53V149H50L49 146H47L48 148H45V146H46V144H47L46 141H45V139L42 141L43 138L41 139V137H40L41 142H38V141H39V139H38L39 137L36 135V134H37L36 132H34V135H36L38 138H35L34 135H33V137H32V135L29 134V135H31V136L28 135L29 138H30V139L27 138L28 140H26V137H27V134H26V133H28V132H26V133L23 132L25 135H24L22 132H21V134H20V132H19L20 135H19V134L16 135V134L18 133V131H20V130H21V131H24L23 128L21 127L22 124H21L20 122L25 121V119L23 120V118H25V115H26V119L32 118V117H28V115L26 114L27 112L24 114L25 111H23V110H22V111H23V115H21V114H22V113H21V110L17 111L19 108L22 109ZM36 107H37V108H36ZM74 107H75V110H76V111H74ZM83 107H84V109H83ZM85 107H86V108H85ZM103 107H104V108L106 107L107 109L110 108L109 110L105 109V110H107V111H109V112H107V111L105 112V110H103V109H104ZM108 107H109V108H108ZM119 107H121V108H119ZM199 107H200V106H199ZM232 107H233V108H232V109H229V110H228L227 107H225V108H227V110H226L225 108L222 107V109L224 110V111H222V109H221V111H222V116H223V115H224V116L227 115L226 112L229 111V112H227V113H228L227 118L229 119L230 122H231V121H232V122L234 121V124H232V125H237V123H235V122H237L239 116L241 117V116H243V115H242V112H241L240 110H239V112H240L241 115L239 114L238 109H237V111L234 110V108H236L235 106H232ZM261 107H263V105L260 106V108H261ZM35 108H36V109H35ZM39 108H40V109H39ZM42 108H44V110H43ZM50 108H51V109L53 108V110H51V112H49V109H50ZM76 108H77V109H76ZM80 108H82V109H80ZM98 108H99V109H98ZM100 108H102V109H100ZM123 108H125V110H124ZM129 108L133 109L132 111H131V109H130V112H131V114H132L133 116H132L130 113H128L129 116L131 115V116L129 117V116L127 115V113H126L127 118L129 117L130 120H129V118H128V121H127V120H126V121H125V120L123 121V120H120V119H119V123L117 124V123H116V122L118 121V120H117V116H116V115L112 116V115L110 114L111 112H112V114L114 113L112 110H114L115 113L121 112V113H123L122 116H125V115H124V112H128V111H129ZM163 108H166V107H163ZM200 108H201V107H200ZM243 108H244V113H247L248 111L245 112V110H246L245 107H243ZM246 108H247V107H246ZM248 108H249V107H248ZM248 108H247V110H248ZM78 109H79V110H78ZM121 109H122V110H121ZM214 109H215V108H214ZM251 109H252V108H251ZM34 110H36L37 112L35 111V113H34ZM40 110H41V111H40ZM66 110L71 114V116H69L70 114H67V112H65ZM82 110H83V111H82ZM85 110H86L87 113L85 112ZM98 110H99V112H98ZM101 110H102V113H103V111H104L105 114H102V113L100 112ZM216 110H217V109H215V111H216ZM232 110H234L235 112H234V111L232 112ZM254 110H255V109H254ZM38 111H39V113H38ZM44 111H45V112H44ZM52 111H54V112L52 113ZM77 111H78V112H77ZM79 111H80V112H79ZM116 111H117V112H116ZM123 111H124V112H123ZM134 111H135V112H134ZM142 111H143V110H142ZM212 111H213V108H212ZM212 111H210V113H209L210 115L208 114V111H206L207 113L205 112V114H207V116H208V115H209V116L212 115L213 118H214V120H215V117H214V116H216V115L213 114ZM249 111H250V110H249ZM258 111L261 112V110H258ZM258 111H256V112H258ZM4 112H5V113H4ZM42 112H43V113H42ZM46 112H47V113L49 112V114H47ZM73 112H74V113H73ZM81 112H85L86 114H85V113H81ZM216 112H217V111H216ZM218 112L221 114L220 111H218ZM223 112H224L225 114H223ZM230 112L232 113V115H231ZM236 112H237V114H239V115H238V118L235 117V115H234L235 119H236V118H237V119H236V120H235V119L233 120V118L230 119L229 117L233 116V113L235 114ZM251 112H252V110H251ZM256 112H255V113H256ZM260 112H259V113H260ZM15 113H18L19 116L21 115L20 117H21L22 119H21V118H19V119H21L22 121H20V120H19L20 122H18V120L15 121V122L12 121L13 118H14V115H13V114H15ZM20 113H21V114H20ZM31 113H32L33 115H32ZM44 113H45V114H44ZM80 113H81V114H80ZM98 113H99V114H98ZM100 113H101V114H100ZM108 113H109L111 116H110ZM115 113H114V114H115ZM121 113H119V117L121 116ZM211 113H212V114H211ZM214 113H215V112H214ZM244 113H243V114H244ZM252 113H253V112H252ZM255 113H254V114H255ZM259 113H256V115H258ZM34 114H35V116H34ZM38 114H39V115H38ZM82 114H83V115H82ZM164 114H165V113H164ZM177 114H178V113H177ZM220 114H219V115H220ZM237 114H236V115H237ZM260 114H261V113H260ZM262 114H264V113L262 112ZM262 114H261V115H262ZM1 115H2V116H1ZM36 115H38V116H36ZM53 115H54V117H53ZM100 115H101V116H100ZM106 115H108V116H106ZM117 115H118V114H117ZM142 115H143V117H142ZM145 115H146L147 117H146ZM179 115H180V113L178 114V116H179ZM217 115H218V114H217ZM230 115H231V116H230ZM244 115H245V114H244ZM250 115H251V114H250ZM250 115H248V116H250ZM256 115H255V116H256ZM11 116H12V119H11ZM16 116H17V114H16ZM16 116H15V118H16ZM19 116H17V117H19ZM22 116H23V117H22ZM51 116H52V117H51ZM67 116H69V117L71 118V120H70V118L67 117ZM82 116H83V119H82ZM85 116H86V117H85ZM105 116H106V117H105ZM115 116H116V117H115ZM203 116H204V118H205V123H206V124H205V126H206V127H205V132H203L204 135H202V133H201V134H199V133H195V134H194V137H195V135H198V136H200V140H201V138H202L201 141H204V142H206L205 140L208 139V142H206V144L208 145V143H210L211 136H213L215 133H217V129H219V128H215V129H216V132H215V129H213L215 133H213V131L210 132L212 129L209 130V127L212 128V127H211L212 122H210L209 120L211 119V121H212L213 118L208 116V117H209V120H208V121L211 123L210 126H209V125H208L209 122H206L208 117H207L206 115H204V113H203ZM222 116H221V118H222ZM224 116H223V117H224ZM27 117H28V118H27ZM41 117H42V118H41ZM45 117H46V118H45ZM48 117H49V118H48ZM55 117H56V119H55ZM61 117H62V118H66V120L63 121ZM114 117H115V119H114ZM141 117H142V118H141ZM217 117H218V116H217ZM217 117H216V118H217ZM257 117L260 118V120H261V119H262L261 117H263V116H259V115H258ZM257 117H255V118H257ZM35 118H36V119H35ZM50 118H51V119H50ZM67 118H68L69 122H67V121H68ZM85 118H86V119H85ZM102 118H103V119H102ZM105 118H106V119H105ZM121 118H122V119H124V118L126 119V117H121ZM241 118H242V117H241ZM241 118H240V119H241ZM246 118H247V117H246ZM258 118H257V119H258ZM263 118H264V117H263ZM10 119H11V120H10ZM17 119H18V118H17ZM42 119H43V120H42ZM47 119H49V120H47ZM54 119H55V120H54ZM107 119H108V120H107ZM109 119H110V120H109ZM111 119H112V121H111ZM244 119H245V117H244ZM249 119H252V118L249 117ZM257 119H255L256 122H257ZM14 120H15V119H14ZM46 120H47V121H46ZM56 120H57L58 122H57ZM60 120H62V122H61ZM84 120H85V122H84ZM101 120H102V121H101ZM103 120H107V121H103ZM113 120H116V122L113 121ZM222 120H223V118H222ZM224 120H226V122L228 121L227 119H224ZM224 120H223V123H224ZM11 121H12L13 124L11 123ZM45 121H46V122H45ZM55 121L57 122V125H56V122H55ZM78 121H79V122L82 121V122H81L82 124H80ZM121 121L124 123L123 126H125V125L127 124V125H126L127 127L129 126L128 123L131 121V122H132V123H130V125H131L130 127H131V128L128 127L127 130H125V131H127V132L124 131L125 133L122 132L123 134L120 133V134H122V135H118L119 132H117V131L114 132L115 130H112V129H114V127H116V124H117V126L123 124V123H121ZM135 121H136V122H135ZM217 121H218V118H217ZM245 121H246L245 123H247V122H248V119L245 120ZM249 121H250V120H249ZM251 121H252V120H251ZM253 121H254V120H253ZM253 121H252V122H253ZM258 121H259V120H258ZM261 121H262V120H261ZM261 121H259V122H260L261 125H262V122H261ZM3 122H4V123H3ZM16 122L20 123V125H21V126H20L21 129H18V131H17V129L15 128V127L17 126V123H16ZM28 122H27V123L24 122L25 125H23V127H25L26 124H27V126H28ZM43 122L46 124V125H45L46 127H44ZM66 122H67V123H66ZM86 122H87V123H86ZM101 122H102V123H101ZM108 122H109V124H108ZM110 122H111V123H110ZM126 122H127V123H126ZM170 122H171V125H170ZM230 122H229V123H230ZM256 122H254V123H256ZM14 123H15V127L13 126ZM64 123H65L66 125H65ZM70 123H71L72 125H71ZM74 123H75V124H74ZM77 123H78V124H77ZM84 123H85V126H86V127L84 126ZM112 123H113V124L116 123V124L113 125ZM133 123H135V125L137 124V127L135 126L134 129H133V126H132ZM140 123H141V124H140ZM147 123H148V124H147ZM215 123H216V122H215ZM215 123H213V124H215ZM229 123H224V124H226V125L229 126L228 129H230V128L233 127V126H231V124H229ZM243 123H244V122H242V124H243ZM8 124H11V125L9 126ZM63 124H64V125H63ZM68 124H70V126H69ZM86 124H87V125H86ZM107 124H108V126H109L110 128L112 127V129H110L108 126H107V127H108V128H107V127H106ZM139 124H140V125H139ZM224 124H223V125H224ZM250 124H252V123H250ZM250 124H249V125H250ZM4 125H5V126H4ZM58 125L61 126V127H59ZM62 125L66 127V129L64 128L63 130H67V132H68V129H71L72 131H71V130H70V131H71L72 134H71V133H67L66 131H63V130H62ZM67 125H68V126H67ZM75 125H76V126H75ZM79 125H80V127H79ZM111 125H112V126H111ZM138 125H139V127H138ZM143 125H144V126H143ZM172 125H173V127H171ZM176 125H177V128H178V129L175 127V128L177 129V131H174V126H176ZM217 125H218V127H220L218 123L215 124V127H217ZM223 125H222V123H221V126H223ZM244 125H245V124H244ZM246 125H247V124H246ZM249 125H247V126H249ZM256 125H258V124H252V125H251V128L254 129L253 127H255ZM72 126H73V127H72ZM82 126H83V128H82ZM121 126H122V125H121ZM126 126H125V127H126ZM142 126L144 127V129L147 127V128L145 129V131H144V129H142V128H143ZM10 127H11V128H10ZM13 127L16 129V130L14 129V131H15V132H13L14 134H13L12 131H11V129H13ZM18 127H19V126H18ZM20 127H19V128H20ZM54 127H53V128H54ZM75 127L78 128L79 130L82 128L85 132H84L82 129H81V131L79 132V130L77 131ZM207 127H208V128H207ZM257 127H258V126H257ZM257 127H256V128H257ZM26 128H28V127H26ZM26 128H25V129H26ZM30 128H31V126H30ZM67 128H68V129H67ZM73 128H74V129H73ZM118 128H119V126H118ZM118 128H117V130H120V128H119V129H118ZM129 128H130V130H131L130 132H129ZM206 128H207V131H206ZM223 128L227 130V126H226V127L223 126ZM233 128H235V127H233ZM247 128H248V127H247ZM256 128H255V129H256ZM260 128H261V126H260ZM262 128L264 129L263 126H262ZM262 128H261V129H262ZM31 129H34V126H33V128H31ZM86 129H87V130H86ZM91 129H93L94 132H93V130H91ZM125 129H126V128H125ZM224 129H223V130H224ZM263 129H262V130H263ZM2 130H3V131H2ZM29 130H30V129H29ZM36 130H34V131H36ZM55 130H56V131H55ZM58 130H59V131H58ZM122 130H123V128H121V131H122ZM134 130H135V131H134ZM139 130H140V132H139ZM142 130H143V131H142ZM178 130H180L179 133H177ZM226 130H225V132L223 131L225 134L227 133ZM249 130H250V129H249ZM258 130H259V128H257L256 131H258ZM262 130H261V131H262ZM16 131H17V133H16ZM27 131H28V130H27ZM30 131H31V130H30ZM30 131H29V132H30ZM86 131H88V133H87ZM90 131H91V132H90ZM121 131H120V132H121ZM136 131H137V132H136ZM227 131H228V130H227ZM230 131H232V130L230 129L228 132H230ZM235 131L237 132L236 129H235ZM235 131H233V133H234V134H237ZM256 131H255V132H256ZM57 132H58L59 134H57ZM74 132H76V134H75ZM89 132H90V135L92 134L91 136L89 135ZM113 132H114V133H113ZM133 132H134V136H133ZM160 132H159V133H160ZM171 132H172V131H171ZM209 132H210V133H209ZM250 132H251V131H250ZM255 132L253 131V133H252L253 136H252V134L249 133V132H248V134H251V135L245 134L246 136L248 135V137H247L248 140H251V141H252V139H254L255 142H257V140L259 141L258 138H260V137H258V136H260V135H256L258 132H257V133H255ZM15 133H16V134H15ZM30 133L33 134V130H32V132H30ZM53 133H54V134H53ZM78 133H79V135L81 134L80 136H82V138H80V136L77 135ZM82 133H84V134H82ZM86 133H87V134H86ZM108 133H109V134H108ZM117 133H118V134H117ZM126 133H127V135H126ZM128 133H129V134H128ZM142 133H143V135H142ZM211 133H213V134L211 135ZM233 133L231 134V132H230V133H229V134H231L230 136H233V135H234ZM238 133H239V132H238ZM259 133H260V132H259ZM22 134H23V135H22ZM85 134H86V135H85ZM95 134H96L98 137H97ZM107 134H108V135H107ZM124 134H125V135H124ZM135 134H136V135H135ZM137 134H139L140 136H139V135L137 136ZM180 134H181V135H180ZM205 134H206V135L208 134V137H210V138H208ZM209 134H210L211 136H209ZM229 134L227 133V136H228ZM260 134H262V133H260ZM15 135H16V136H15ZM21 135H22V138H21ZM63 135H64V136H63ZM88 135H89V136H88ZM110 135H112V136L110 137ZM123 135H124V136H123ZM130 135H131V136H130ZM158 135L161 137V139H159L160 137H159ZM179 135H180V136H179ZM239 135H240V133H239ZM239 135H238L237 137H239ZM245 135H244V136H245ZM254 135H256V136H254ZM18 136H19V137H18ZM23 136H26L25 139L23 138ZM74 136H75V137H74ZM77 136H78V139H79V140L77 139ZM115 136H116V137H115ZM143 136H144V137H143ZM203 136H204V137H203ZM230 136H229V138H231ZM235 136H236V135H234V137H235ZM244 136H243V137H244ZM250 136L252 137L251 139H249ZM90 137H91V141H90ZM92 137H93V139H92ZM129 137H130V138H129ZM145 137H146V139H145ZM215 137H217V136H215ZM240 137H241V136H240ZM253 137H254V138H253ZM255 137H256V138H255ZM257 137H258V138H257ZM33 138H34V140H33V142H32V139H33ZM97 138H98V139H97ZM115 138H116V139H115ZM122 138H123V139H122ZM128 138H129V141H128ZM139 138H140V139H139ZM164 138H165L166 140L169 139V141L167 140V142H169L168 144H167V143L165 144L166 140H165V142H164ZM203 138H206V139H203ZM227 138H228V137H227ZM229 138H228V140H229ZM247 138H245V140H244V144H246V142H248V140L246 141ZM23 139H24V140H23ZM50 139H51L52 142H50ZM85 139H86V140H85ZM94 139H95V140H94ZM96 139H97V140H96ZM143 139H145L146 141H147V140L153 141V139H154V141H156V140L160 141V140H161V141L159 142V143H161V145H158V146H157V144H159V143H157V144H156V148H155V147H152V146H155V145L150 144L151 142H147V144L150 145V147H149L148 149H150V151H151V152H150V156H149V155H148V154H149V153H148L149 150H148V151H147V150L145 151V148L147 149V147H145V143H146V141L144 140V141H145V143H144V142H143ZM209 139H210V140H209ZM212 139H215L214 136L212 137ZM217 139H218V138H216L215 140H217ZM233 139H235V138H233ZM233 139H232V143H231V142H230V143L232 144L231 146L234 147L235 144H236V146L239 144V142H238L239 140H238V138H237L236 141L234 140L235 142H234V144H233ZM242 139H243V138H242ZM1 140H3V141H1ZM8 140H9V142L12 141V145H11V143L8 142ZM13 140H14V141H13ZM25 140H26V142L29 141V140H31L30 142H32V144H36V145L41 144V143H42V144L45 143V146H43L42 144H41V146H38L39 149H40V147L43 146L45 149H50V150L52 151V152H51V151L48 150V151L50 152V154L48 155V153H49V152H48V153H47L48 156L45 155L46 157H44V155H42L45 159H44V158L41 159V157H40L41 160L45 161L44 163H47V161H48V164H50V157L53 156L54 153H56V154H54L55 157L53 156L54 159L57 158V159H56V160H58L57 162H59V160H60V162H61L62 159H64V158H65V159L68 158L67 156H69V155L71 154V153H69L68 151H71L72 154H73V150H74V153L77 152L78 154H79V152L81 151V154H82V155H81V154H80V155H77V154L75 153V154H74V157H76V158L79 159L80 156L83 157V156L85 155V156L83 157L85 161L83 162V158L81 159V157H80V160L76 159V160H78L79 162H81V163L78 162V163H79V166H80V168H78L79 166H78V163H77L76 160H75V161H76V163H75V161H72V160L69 161V158H68V160L66 159L67 161H65V159H64V161H62V164L60 163V164L63 166V167H62L61 165H59V166H58V165H57V166H54L55 163H56V164H58V163H57L56 161H55V163H53L54 161L51 159V161H53V162H52V163H53L52 166L55 167L54 170L57 171V174L59 175L58 170H60L61 167H62V170L65 172V176H66L67 178H66L65 176L62 175V173H61L62 171H61V172H60V175H61V176L59 175V178L63 176V177H65L66 181H65L64 183L60 184L61 181H62L63 179L61 178L62 180H61V181H58L59 179L56 177V175H54V174L51 172V173L53 174V175H51V176H53V177L55 176L56 179L53 178V180H52V179H51L52 177H51V178H50L51 180H50L49 177H48L47 179H48L49 181H51V183L48 185V187L46 186V184H44V185L47 187V189H46V188H43V187H41V186H44V185H42V184L40 183V186H39V183L36 181V180L38 179L37 177H39L38 173H36V174L38 175V176H36V180L33 179V177H32V175H33L34 173H33V174H28V173H29L28 170H31L30 167H31L32 165L34 166V164L30 165L31 162H32L33 160L31 159V161H30V163H29V159H28V158L31 157V156H33L34 154H31V153H34L35 151H39V153H40V150H41V149H40V150H37V149L35 150V148H38V147H36V146H34V145H33V147H32V144L28 142V143L26 144V145H28V147H29V149H28V147L26 146L27 149H28V151H27V149H24V148H25V147H24V146H25L24 144L26 143V142H24ZM36 140H38V141L36 142ZM47 140H48V139H47ZM62 140H63V139H62ZM84 140H85V141H84ZM87 140H88V141H87ZM93 140H94V141H93ZM100 140H101V141H100ZM116 140H117V141H116ZM119 140H120V141H119ZM133 140H134V141H133ZM174 140H175V141H174ZM34 141H35L36 143H34ZM86 141H87V142H86ZM124 141H125V142H124ZM126 141H127L128 143H126ZM132 141H133V142H132ZM141 141H142V142H141ZM213 141H214V140H213ZM221 141H222V140L219 141V139H218V143H217V144H220L219 142H221ZM226 141H227V139H226V136H225V141H223V142H226ZM230 141H231V140H230ZM254 141H252V143H253ZM70 142H71V143H70ZM83 142H84V143H83ZM91 142L96 146L97 149L94 148L95 146L93 147V145H91V144H92ZM94 142H95V143L97 142V143L95 144ZM119 142H120L121 144H120ZM131 142H132V144H131ZM137 142H138V143H137ZM171 142H173V144H172ZM255 142H254V143H255ZM13 143H14V145H13ZM15 143H16V144H15ZM17 143H18V144H17ZM102 143H103V144H102ZM118 143H119V144H118ZM124 143H125V144H124ZM133 143H134V144H133ZM152 143H154V142H152ZM181 143H180V144H181ZM211 143H212V145H214V144H213L214 142H211ZM250 143H251V142H250ZM9 144H10V146H11L10 149H8V151H7V149L4 151V148H7V146L9 147ZM29 144H30V145H29ZM126 144H127V145H126ZM137 144H138V145H137ZM143 144H144V145H143ZM176 144H177V145H176ZM217 144H216V146H218ZM223 144L226 145V143H223ZM223 144H222V142H221V146H222ZM240 144H241V143H240ZM258 144H259V143H258ZM15 145H16V146H15ZM71 145H72L73 147H72ZM97 145H98L99 147H97ZM125 145H126V146H125ZM142 145H143V147H141ZM167 145H168V146H167ZM228 145H229V143L226 145L227 148H230L231 146L228 147ZM242 145H243V144H242ZM255 145H257V144L255 143L254 146H255ZM13 146L16 148V149L14 148L15 150L13 149ZM19 146L21 147V149H20ZM57 146H58V145H57ZM67 146H68V147L71 146V147L73 148V150H72V148H70L71 150H70V149L68 150V147H67ZM80 146H81V148H80ZM119 146H120V149L122 148L121 150L118 148ZM121 146H122V147H121ZM130 146H131V148H130ZM132 146H133V147H132ZM214 146H215V145H214ZM236 146H235V147H236ZM239 146H240V145H239ZM244 146H246V145H244ZM244 146H243V148H244ZM247 146H248V143H247ZM250 146L252 147V144H251ZM250 146H248V147H250ZM254 146L252 147V149L255 148L254 150H255V152L257 153L256 148L258 149V147H257L258 145H257L256 147H254ZM2 147H4V148H2ZM62 147H63V148H62ZM86 147H88V148H86ZM126 147H127V148H126ZM210 147H211V146H209V148H210ZM212 147H213V146H212ZM212 147H211V148H212ZM222 147L224 148V146H222ZM248 147H247V148L245 147V149H248V150H249ZM30 148H31V150H30ZM32 148H34V149H32ZM44 148H43V149H44ZM78 148H80L81 150H78ZM84 148L87 149V150L84 151V150H85ZM125 148H126L127 150H126L125 152H122V151L125 150ZM132 148H134V149L131 151ZM211 148H210V149H211ZM213 148H214V147H213ZM213 148L211 149V150H213V151H214V149H215V150L217 149V147H215L214 149H213ZM237 148H238V146H237ZM239 148H240V147H239ZM239 148H238V152H239ZM45 149H44V150H45ZM83 149H84V150H83ZM89 149H90V150H89ZM92 149H94V150H92ZM135 149H136V150H135ZM139 149H140V152H139ZM143 149H144V150H143ZM172 149H171V150H172ZM218 149H220V146H219ZM218 149H217V150H218ZM245 149H244V150H245ZM25 150H26V151H25ZM29 150L31 151V153H29V152H30ZM33 150H34V152H33ZM55 150H56V152H55ZM62 150H64V151H62ZM101 150H102V151H101ZM129 150H130V151H129ZM173 150H174V149H173ZM173 150H172V152H173ZM226 150L228 151L229 149H226ZM231 150H232V147H231ZM240 150L242 151V149H240ZM244 150H243V151H244ZM254 150H253V154H254ZM2 151H4V153H3ZM6 151H7V152H6ZM17 151H18V152H17ZM45 151L47 152V150H45ZM57 151L61 152V153L63 154L64 158H62V159L60 158V159H59L60 156H59V157L57 156V153H59V152H57ZM90 151H91V152H90ZM93 151H94V152L97 151V153H93ZM141 151H143V152L141 153ZM235 151H236V149L232 150L233 153H234ZM246 151H247V150H246ZM246 151H244L246 154L250 153L249 151H247V152H246ZM250 151H251V150H250ZM5 152H6V154H5ZM41 152H42V150H41ZM46 152H44V154H45ZM53 152H54V153H53ZM63 152H65V154H66V155L68 154V155L65 157V154H64ZM127 152H128V153H127ZM146 152H147V153H146ZM181 152H182V151H181ZM214 152H215V151H214ZM221 152H223V150L220 149V150H219V154L222 155ZM225 152H226V151L223 152V153H224V154H223L224 156L226 155ZM238 152L236 151L237 154H240V155H241V152H239V153H238ZM27 153H29L31 156H30L29 154L27 155ZM52 153H53V154H52ZM92 153H93L92 156H94V157H95L96 155H98V156H96L95 158H93V157H91V154H92ZM144 153H145L146 155H145ZM173 153H174V152H173ZM227 153H228V152H227ZM233 153H232V154H233ZM236 153H235L234 155H236ZM245 153H242V154L244 155ZM51 154H52V155H51ZM88 154H90V155H88ZM94 154H95V155H94ZM99 154H100V155H99ZM102 154H103V155H102ZM111 154H112V155H111ZM127 154H128V155H127ZM134 154H136L137 156L134 155ZM140 154H141V155L143 154V155L141 156ZM216 154H218L217 151H216ZM219 154H218V155H219ZM257 154H258V153H257ZM2 155H4V156H2ZM5 155H6V156H5ZM11 155H12V157H10ZM13 155H14L16 158L13 157ZM16 155H17V156H16ZM26 155H27V156H26ZM59 155H60V153H59ZM162 155H163V154H162ZM223 155H222L221 157H224ZM229 155H230V153H229ZM240 155H237L238 158L240 157V162H239L238 159H237V160H238L239 163H241V165L246 164V165L249 166V164H250L252 161L255 160V158H254V160H253L254 155H252V152L250 153V155H252V156H250V155L248 154V156H250V157H248L247 155H245V156L242 157V159L245 158L246 161H247V160L249 161V159H246V156H247L248 158H251V157H252V159H251L252 161H251V162L249 161L248 164H247V162H246L245 160H243V161L241 160V156H240ZM8 156H9L10 158H7ZM36 156H38L37 153H36ZM39 156H40V154H39ZM39 156H38V158H39ZM56 156H57V157H56ZM63 156H62V157H63ZM72 156H73V155H72ZM77 156H78V157H77ZM100 156H101V158H100ZM112 156H113L114 158H113ZM134 156H135V157H134ZM153 156H154V155H153ZM182 156H183L184 158H186L184 154H183ZM226 156H227V155H226ZM256 156H257V155L255 154V157H256ZM3 157H4V159H3ZM5 157H6V160H5ZM26 157H28V158H26ZM33 157H34V156H33ZM47 157L49 158V160L47 159ZM53 157H52V158H53ZM69 157H70V159H72L71 155H70ZM74 157H73V160H74ZM109 157H110V159H109ZM115 157H116V158L118 157V158L115 159ZM144 157H146V158L148 157V158L145 159ZM234 157H235V156H234ZM34 158H36V157H34ZM111 158H112L113 160H112ZM130 158L133 159V160H131ZM140 158H141V159H140ZM150 158H151V157H150ZM236 158H237V157H236ZM13 159H14V160H13ZM40 159H39V160H40ZM92 159H93V160H92ZM94 159H95V160H94ZM136 159H137V161H136ZM148 159H149L150 162L147 161ZM9 160H12V162L9 161ZM26 160H28V164H29V166H30V167H29L30 169H28V168L26 167V165H28V164L25 165L26 162H24V161H26ZM39 160H38V161H39ZM41 160H40V161H41ZM96 160H99V161H96ZM109 160H110V161H109ZM115 160H118V162L120 163V165H119V163H118L117 161H115ZM145 160H146V161H145ZM234 160H235V159H234ZM234 160H233V161H234ZM237 160H235V161L237 162ZM8 161H9V162H8ZM14 161H15V162H14ZM34 161H37V160H34ZM34 161H33V162H34ZM38 161H37V162H38ZM43 161H42V162H43ZM71 161H72V163L74 162V165L76 164V166H75V168L73 169L74 166H72L73 164L71 163L72 165L69 164V168H68V170H67V165H66V164H68V163L71 162ZM94 161L96 162V165H94V164H95ZM100 161H101V162H100ZM105 161H107L108 163L105 162ZM111 161H112V162L114 161V162L111 163ZM133 161H134V162H133ZM178 161H179V160H178ZM178 161L176 162V163H177V164H176L177 167L179 166L178 163H180V164H182V165L184 164V163H181V162H178ZM188 161L190 162V158L187 156V162H188ZM241 161H242L243 163H244V162H245V163L242 164ZM33 162H32V163H33ZM42 162H38V163L40 164V163H42ZM65 162H67V163L65 164L66 167H65L64 164H63V163H65ZM87 162H89L88 164H90L91 166L93 165V168H92L93 170H90V169H91V166L88 165ZM99 162H100V163H99ZM102 162H103V165H107V166L104 167V169H106V168L108 167V168L105 170V172L108 171L107 175H106V173L103 174V173L99 172V171H100V168H99V167H101L99 164L102 165ZM132 162H133V163H132ZM238 162H237V163H238ZM254 162H255V161H254ZM254 162H252V163H254ZM10 163H12V164H10ZM35 163H36V162H35ZM38 163H37V164H38ZM97 163H99V164H97ZM109 163H110V167H109ZM115 163H117V164H116L117 166L115 165ZM194 163H195V162H194ZM239 163H238V164H239ZM252 163H251V164H252ZM37 164H35V166H34V170H33V166H32V170H33L34 172H35V171H37V172L39 171V170H37L38 168H36ZM39 164H38V165H39ZM42 164H43V163H42ZM48 164H45V165L49 166ZM80 164H81V165H80ZM84 164H85L86 166H85ZM111 164H112V166H111ZM196 164H197V161H196ZM234 164H236V163H234ZM238 164H237V166H236V165L234 166V170H235L234 172H236V173H235V175L233 174V177L235 176V178H236V176H239L240 174L243 173V171L245 170V169L243 170V168H246L245 166L239 167ZM70 165H71V166H70ZM83 165H84V166H83ZM98 165H99V167H98ZM118 165L121 166L122 169H119V166H118ZM131 165H133V166H131ZM241 165H240V166H241ZM24 166H25V167H24ZM41 166H42V165H41ZM43 166H44V164H43ZM47 166H46V168H51V167H52L51 164H50L51 167H50V166L47 167ZM77 166H78V167H77ZM81 166H82V167H81ZM94 166L97 167V168H95ZM114 166H115V168H117V169H115ZM150 166H151V165H150ZM152 166H151V168H152ZM189 166H190L191 168H189V169L187 168L188 170L191 171V169H192L193 172H194V170H196V167H195L193 164L189 163V164H187V166H182V171H181L180 173H183V174H184V172H185V170H184L185 167H189ZM193 166H194V167H193ZM56 167H57V168L59 167L58 170L56 169ZM111 167H112V170L109 171L108 169H111ZM134 167H135V168H134ZM136 167H137V168H136ZM192 167L195 168V169H193ZM209 167H210V166H209ZM237 167H239V169H240V168H242V169H241V170H238ZM35 168H36V170H35ZM39 168H40V165H39ZM65 168H66L67 172L64 170ZM77 168H78V169H77ZM83 168H84V169L86 168V169H85V170H82ZM113 168H114V169H113ZM133 168H134V169H133ZM178 168H181V167L179 166ZM247 168L249 169V167H247ZM25 169H26V170H25ZM52 169H53V168L49 169V171H52ZM69 169H70V170H69ZM72 169H73V170H72ZM75 169H76V170H75ZM79 169H81L83 172H85V173L87 172V173H89V174L86 175L87 173H86V174L84 173V175H83V172H82L81 170H79ZM88 169H89V170H88ZM95 169H96V171H95ZM97 169H98V170H97ZM104 169H103V167H101V170H104ZM118 169H119V170H118ZM139 169H140L141 172L139 171ZM144 169H145V170H144ZM175 169H176V168H175ZM175 169H174V171H175ZM206 169H207V168H206ZM215 169H216V168H215ZM236 169H237V171H236ZM54 170H53V172H56V171H54ZM78 170H79V171H78ZM117 170H118V171H117ZM120 170H122V171H120ZM123 170H124V171H123ZM130 170H131V171H130ZM133 170L135 171V173H134ZM183 170H184V172H183ZM208 170H209V169H208ZM212 170H213V168H211L210 172L214 174V172H213ZM230 170H231V169H230ZM0 171H1V170H0ZM70 171H71L72 173H71ZM73 171H76L77 173L74 172V173H76V174H74ZM90 171H92V172H90ZM112 171H114V172H112ZM146 171H147V172H146ZM204 171H205V170H204ZM216 171H218V170L216 169ZM232 171H233V169H232ZM232 171H230V172H232ZM247 171H248V170H247ZM247 171H246V172H247ZM8 172H10V173H8ZM25 172H27V173H25ZM47 172H48V171H47ZM47 172H43V173H47ZM78 172H79V173L81 172V173H80L81 175L78 174ZM93 172H94V173H93ZM95 172H96V173H95ZM98 172H99V173H98ZM102 172H103V171H102ZM110 172H111V174L108 176V174H109ZM116 172L119 173V174H117ZM123 172H124V173H123ZM131 172H132L133 174H132ZM145 172H146V174L144 175L143 173H145ZM175 172H177V171H175ZM191 172H192V171H191ZM208 172H209V171H208ZM239 172H240V173H239ZM241 172H242V173H241ZM4 173H5V176L3 177L2 174H4ZM6 173H7V174H6ZM11 173H12V174H11ZM48 173H49V172H48ZM66 173H67V174H69V173H70V174H73L74 176H73V175H69V176H70V177L72 176V177H75V178H70L69 176H67ZM90 173H92L93 175L90 174ZM97 173H98V174H97ZM112 173H113V174H112ZM122 173H123L124 175L126 174V176L121 175ZM137 173H138V174H137ZM178 173H179V171L177 172V174H178ZM205 173H206V172H205ZM215 173H217V172H215ZM232 173H233V172H232ZM237 173H238V174H237ZM8 174H10V175H8ZM13 174H15V175L13 176ZM36 174H35V175H36ZM55 174H56V173H55ZM63 174H64V173H63ZM100 174L103 175V176H101ZM130 174H132V175H131L132 177H130V178H133V179H132L133 182H132V181L130 180V178H129ZM134 174H135V175H134ZM140 174H141V175H140ZM203 174H204V173H203ZM236 174H237V175H236ZM244 174H245V172H244ZM11 175H12V176H11ZM29 175H31V176H29ZM35 175H34V176H35ZM40 175L43 176L42 173H41ZM58 175H57V176H58ZM82 175H83V176H82ZM85 175H86V176H85ZM89 175H91V178H90ZM95 175H97V176H98V175L101 176L102 179L99 180V179L95 178V177H96ZM105 175H106V178H107V179L104 178ZM111 175H113V176L115 175V176L113 177V176H111ZM120 175H121L122 177H120ZM143 175H144V177H143ZM205 175H206V176H205ZM205 175H204L203 177L206 178V179L208 178L209 181H210V184H209V183H208V184H209V186H212V183L215 182V181H212V182H211V180H213V179L211 178L212 176H211L210 174H209V175H210L211 177H208V176H207L208 174H205ZM229 175L231 176V174H229ZM229 175H228V172H227V176H229ZM245 175H246V174H245ZM27 176L30 177V178L32 177V178H31V179L29 178V179H30V180H29ZM46 176H47V174H46ZM46 176H44V177H46ZM48 176H49V175H48ZM76 176H78L79 178L76 177ZM81 176H82V177H81ZM88 176H89V177H88ZM107 176H108V177H107ZM110 176H111V177H110ZM116 176H117V177L119 176V177L117 178ZM135 176H136V177H135ZM147 176H148V175H147ZM175 176H176V175H175ZM177 176H179V175H177ZM180 176H182V174H180ZM227 176H226V178H227ZM13 177H14V178H13ZM40 177H41V176H40ZM40 177H39V178H40ZM80 177H81V178H83V177L86 178V177H87V179H86L87 181H85V178H83L84 181H85L86 183H88V182L90 183V182H92L93 180H94V181H93L92 183H90V184L88 183V185L85 183L84 185L81 186V183H80V182L82 181V182L84 183V181H83V179H80ZM93 177H94V178H93ZM115 177L120 181V182H119V181L117 180L119 183L116 184V185L113 184V183H116V182H117L116 179H115ZM213 177H215V176H213ZM240 177L243 178V177H245V176H240ZM9 178H11V179L13 178V180L11 181V179H9ZM41 178H42V177H41ZM68 178H69V179H68ZM89 178H90V180H89ZM98 178H99V177H98ZM103 178L107 180V181L104 180V182H105V181L107 182V186H109V189H107V190H106V188H99V185H100V184H99V185H97L98 183L96 184L97 180H99L98 182L100 183L101 180L103 181ZM108 178H110V179H111V178H114L115 180H113V179L109 180ZM138 178H140V179H138ZM229 178H231V177H229ZM241 178H239V179H241ZM32 179H33V180H32ZM43 179H44V178H43ZM45 179H46V178H45ZM47 179H46V180H47ZM65 179H64V180H65ZM76 179H77V182H76ZM79 179H80L81 181L78 182ZM92 179H93V180H92ZM210 179H211V180H210ZM231 179H232V178H231ZM48 180H47V183H48ZM88 180H89V181H88ZM112 180H113V183H112V184L115 185V187H113V185L111 186L110 184H108L109 182H112ZM121 180H122V181H121ZM141 180H142V181H141ZM143 180H144V181H143ZM229 180H230V179H227V181H228L227 183H230ZM232 180H233V179H232ZM232 180H231V181H232ZM236 180H238V178H236ZM38 181H39V180H38ZM41 181H44V180H41ZM41 181H40V182H41ZM52 181H53L54 183H53ZM67 181H68V182H67ZM115 181H116V182H115ZM129 181L131 182V184H130ZM209 181H208V182H209ZM234 181H235V180H233L231 183H233ZM56 182H59V184L56 185ZM62 182H63V181H62ZM70 182H71V183H70ZM72 182H73V184L78 185V186H80V187L83 189V190H82V189H80V187L78 188V187H76V186H74V188H72V191H71L72 194L75 193V192H77V191L75 190V188H78V190H79L78 193L81 192L80 195H78L77 193H76V195L73 194V195L76 196V199H78V196H79V197H80V196L83 197L84 195H85L84 197L86 198V197H87L86 195L89 194L88 191H89L91 188H93V186H94L93 190L91 189V192H92V193L90 192V194L93 195V196H90V195H89V197H92V198L95 197V201H96V202L94 201V199H91V198H89V197H88L89 200H92V201H90L91 203L88 202V203H89V204L87 203L88 205H87L85 202H86V201H89V200H88V199L86 200L85 198H84V200H83L82 198H79L80 201H81V199H82L81 202L84 201L83 204L80 203L79 201H76L77 203L79 202L80 204H82L81 206H79V204H76V202H75L76 199H75V198H73V199H75V200L73 201L74 204L71 202L73 199H71V201H70V203H72L74 206L76 205L77 209L80 208L81 210H84V211L86 210V212H82V211H81V213H80V212H78V210L76 211V209H74V210L76 211V214L80 213V215H81L82 213H84V217H83V214H82V216H81V217H83V218H81L79 215H77V216L75 217V215H76L75 213H72V212L69 213L70 208L72 209L74 206H72V207H70V208H69L68 205H67L68 207L66 206V203H67V202H68L67 204L70 205L69 200H70V198H72V197H71L72 194H71L70 198H68V197L65 198V197H66V194H69V195H70V193H69L70 191H69V190L71 189V187H73ZM104 182H102V183L104 184ZM106 182H105V183H106ZM135 182H136V183H135ZM139 182H142V183L144 182V183H143V185H142V183L140 184ZM235 182H236V181H235ZM45 183H46V182H45ZM69 183H70V184H69ZM76 183H78V184H76ZM79 183H80V184H79ZM83 183H82V184H83ZM127 183H129V184H127ZM137 183H139L141 186L136 185ZM154 183H155V182H154ZM239 183H240V180H238L237 185H238ZM10 184H11V185H10ZM66 184H67V185H66ZM68 184H69V185H68ZM158 184H159V185H158ZM55 185H56V186H55ZM86 185H87L88 187H87ZM101 185H102V184H101ZM104 185H106V184H104ZM104 185H102V187H103ZM127 185H129V187H128ZM144 185H145V187H144ZM234 185H236V184L234 183L233 186H234ZM49 186H50V188H49ZM63 186H65V187H63ZM67 186L70 188L69 190L67 189ZM89 186H90V187H89ZM95 186H96V187L98 186L97 188H99V189H97ZM110 186H111V187H110ZM130 186H131V188H130ZM161 186H162V189H164V191H165L164 193H163L162 189L160 188ZM51 187H52V189H51ZM54 187H55V189H53ZM85 187H86V188H85ZM104 187H105V186H104ZM117 187H119V189H118ZM133 187H134V188H133ZM156 187H157V188H156ZM212 187H213V186H212ZM61 188H62V189H61ZM65 188H66L67 190H66ZM107 188H108V187H107ZM110 188H111V190H110ZM112 188H116V191H115V189H112ZM143 188H145V189H143ZM60 189H61V192H62V190L65 189L64 192H62V196H63L65 199L62 198V196H61V197L59 196V195H61V194H60L61 192L59 193V190H60ZM86 189L88 190L87 192H85ZM117 189H118V190H117ZM129 189H130V190H129ZM131 189H132V190H131ZM141 189H142V190H141ZM157 189H161V190L159 191V190H157ZM176 189H177V190H176ZM11 190H12V191H11ZM30 190H32L31 193H30ZM50 190H51L52 192H51ZM74 190H75V192H73ZM100 190H101L102 192H101ZM113 190H114V192H113ZM121 190H122V191H121ZM135 190H136V191H135ZM146 190H148V191H146ZM156 190H157V191H156ZM168 190H169L170 192L173 191V190H170V189H168ZM168 190H167V191H168ZM178 190H179V191H178ZM185 190H186V191H185ZM209 190H210V189H209ZM209 190H208V187H207V190H206V191L208 192ZM211 190H213V189L211 188ZM49 191H50V193H49ZM66 191H69V192H66ZM93 191H94L95 194L93 193ZM104 191H105V192H104ZM108 191H110V192L108 193ZM118 191H119V193H118ZM120 191H121V192H120ZM133 191L138 192V193H134ZM139 191H140V192H139ZM141 191H142L143 193H144V191H146V192H145V194H142ZM153 191H152V192H153ZM213 191H214V190H213ZM213 191H212V194H213ZM115 192L117 193V194H116L117 196L115 195ZM127 192H129V194H128ZM131 192H132V193H131ZM184 192H186V194H184ZM13 193H14V194H13ZM33 193L36 194L37 196H34ZM52 193H53V194H52ZM64 193H65V195H64ZM87 193H88V194H87ZM103 193H104V194H103ZM110 193H112V194H110ZM113 193H114V194H113ZM146 193H147V194H146ZM162 193H163V195H162ZM166 193H168V192H166ZM214 193H215V195H217V194H216V193H217L216 191H215ZM12 194H13V195H12ZM31 194L34 196V200H36L35 197L37 198V200H36L35 202H38V203H37L38 205L40 204L39 201L42 202V200H43V203H44V204H40V206H38V205L35 204V203H33L34 205L31 204V203L33 202V201H31L32 199H30V198H31ZM54 194H56L55 197L53 196ZM96 194H97V195H96ZM101 194H102V196H100ZM105 194H106V195L108 194V195L106 196ZM149 194L151 195V193H149ZM149 194H148V195H149ZM157 194H158V193H157ZM159 194H158V195H159ZM177 194H176V195H177ZM206 194L209 195V192L206 193ZM206 194H205V197L203 196V197L205 198V200H203V201H205V202H203L202 199L200 198L201 200H200V201H195V203L192 201V202L194 203V204H192L193 206H188L189 203H192V202L186 199L185 201H186V202L189 201V203H186L185 201L182 202V204L185 202V206H184V204H183L184 209H182L181 207H178L177 205H176V208H177V209H176V208H175V209H172V210H177V211H178V210H180V208H181L182 210H184V211H185V212L183 211L184 213H180V212L178 211V212H179V213H178L179 215L182 214L181 218L183 217V218L186 219V218L189 216V218H190L191 220H190L189 218H187V219H186L187 221H186L185 219H184V220H185V221H184L183 218H182V221H183V223H184V222L187 223V222L189 221V224L187 223V225H188L189 227H191V229L188 230V231H190V232L192 231L191 233H190V232L188 233V231L186 230V227H185V228H183V226L181 227V222H180V221H181V218L179 219V221L176 219V220H177V221H176V220H174L175 218L173 219V217L176 216V215H174V216L172 215V216H173L172 218L170 217L171 213H172V214H175L174 211L172 212V210H171L170 213H169V214H170V215H169V218H170L169 220H170V221L168 220L169 222H171V219H173V220H172L173 223H174L175 221H176L177 223L180 222L179 226H178V224H176V225L178 226V228L180 227L179 229L176 227V229H178L177 232H175V233H177L176 239H178L179 237H180V238L182 237V240H183V235H185V233H186L185 236H187V234H190V235H188V238H187V237H186V238H187V239H190L192 242H193V240L196 238V239L194 240L193 244H192V242H190V240H187L186 238H184V239H186V240L189 242L190 247H189L188 242H187L186 240H185V241L183 240V241H184V244H183V243L179 244V242L182 241V240L180 239L179 242H178V245H181V246L178 247V248L181 249V251H182V249L184 248V251H182V252H181L179 249L176 248V247L178 246L177 243H176L177 241H176V242L173 241V243L176 244V245L173 244V246L175 245L176 247H175V246H174V247H175L178 251H180V252H178L177 250H172L173 247H172V249H171V246H172V245H171V242H172V240H173L174 234L171 235V234H170L171 232H169V234H170L171 236H169V235H167V236H168L169 238L171 237V242H169V244L171 245V246H170V249H171L170 252H172L173 255H176V256L174 257L176 261H173V262H176L177 264H178L179 262L181 263V262H182L181 260H182L185 256H186L188 259L185 257V259H187V260H184V261H183V264H187V262H188V264H193V263L191 262V261L194 260L193 257L196 258V259H195L196 261H194V262H197L198 264H200V263H201V264H204V260H205L204 257H205V254H204L203 258H202L200 252H201V251H207V249L211 246V244H212V242H213L212 240H214V241H215V240H218V239L220 238V236H222L221 232L223 233L224 230H225V228L223 227V219H224L225 217L221 214L220 209L217 208L218 206L216 207V203H215V202H216V197H215V195H214L215 200H213L214 202L212 201L211 206H208V205H207V204L209 203L208 201H211V198H209V197H211V194H210L209 196H208V195L206 196ZM69 195H67V196H69ZM98 195H99V196H98ZM104 195H105V198H106V197L108 198V200H107V199L104 200V199H105V198H104ZM113 195H114V196H113ZM125 195H127V196H125ZM129 195H130V196H129ZM133 195H134V196H133ZM135 195H136V196H135ZM142 195H143L144 198L142 197ZM144 195H146V196H144ZM150 195H149V196H150ZM9 196H10V197H9ZM15 196H16L17 198H15ZM33 196H32V198H33ZM41 196H42V198H41ZM43 196H44V197H43ZM108 196H111L112 199H111V197H110V199H109ZM115 196H116L118 199H119V198H122V199H119V200H121L122 202L119 201ZM53 197H54V199H53ZM56 197H59L60 200L65 201V202H64L65 204L63 203V201H62L63 204H61V202H60L59 199H58V200H55ZM73 197H74V196H73ZM98 197H100V199H99ZM101 197H103V198H101ZM129 197H130V198H129ZM132 197H133V198H132ZM157 197L160 198V200L157 199ZM217 197H218V196H217ZM10 198H11V199H10ZM39 198H40L41 200H39ZM46 198H48V199H46ZM113 198H114V199H113ZM127 198H128V199H127ZM137 198H138V200H137ZM204 198H203V199H204ZM212 198H213V197H212ZM15 199H16V202H15ZM17 199H18V200H17ZM44 199H45V200H44ZM56 199H57V198H56ZM67 199H68V200H67ZM97 199H98L99 201H101V202H99ZM101 199H102V200H101ZM115 199H116V200H115ZM209 199H210V200H209ZM0 200H1V199H0ZM11 200H12V201H11ZM46 200L49 201L50 203L47 202ZM66 200H67V201H66ZM85 200H86V201H85ZM109 200H113V201L110 202ZM117 200H118V202H117ZM135 200H137V201H135ZM144 200H145V201H144ZM146 200H147V201H146ZM17 201H18V202H17ZM30 201H31V203H29ZM93 201H94V203H93ZM103 201H105V202L109 201L110 203H109V205H108V204H107L108 202H107V203H104ZM115 201H116V202H115ZM127 201H128V202H127ZM131 201H132L133 203H132ZM143 201H144V202H143ZM148 201H149V202H148ZM177 201H178V200H177ZM177 201H176V202H177ZM201 201H202V202H201ZM51 202H52L53 204H52ZM56 202H57V203L60 202V204H61L62 206H64V207H60V204L56 205ZM114 202L116 203V206H118V208H119V206L121 205L120 208H119V215H117V216H115V215L118 213V210L116 211V209H118V208H116V209L114 210V207H115V206H114V205H115ZM136 202H138V203H136ZM142 202H143L144 204H143ZM147 202H148V204H149V203H150V204H149V205H146L145 203H147ZM157 202H158V203H157ZM176 202H175V203H176ZM178 202H179V203H178ZM178 202H177L178 205L181 206V205H182V204L180 203L181 200H179ZM198 202H199V203L201 202L200 204L202 205V208H201V206H198V205H199ZM0 203H1L0 207H5V206H6V204H4L5 206H4V205L2 206V201H1ZM20 203H21V204H20ZM45 203H47V204L45 205ZM48 203H49V204H48ZM92 203H93V206H92V205L90 206V204H92ZM100 203H101V204H104V205L106 204V207H107V208L105 207V208H106V210H105L106 212L103 211L104 213H102L101 208H103V205H101V206H102V207H101V206H100ZM112 203H113L114 205H110V204H112ZM196 203H197L198 205H197ZM202 203H203L204 205L206 204L205 207H208V208L205 209V207H204V209H203V206H204V205H203ZM23 204H24V207H22ZM94 204H98L99 206H98V205H94ZM132 204H133V205H132ZM153 204H154V205H153ZM187 204H188V205H187ZM18 205H19V206H18ZM25 205H26V207H25ZM32 205H33V206L37 205L38 207L35 206L37 209L40 208V207L42 206V209L45 208V209H44L45 211L42 210V209H39V211H36L37 209H35V207H34V209H35V211H36V212H35V211L33 210V208H32ZM77 205H78V206H77ZM85 205H86V206H85ZM122 205H123V206H122ZM128 205H129V206H132V207H129ZM140 205H142V206H140ZM159 205H158V207H161V206H159ZM164 205H163V206H164ZM190 205H191V204H190ZM209 205H210V204H209ZM17 206H18V207H17ZM49 206H51V207H49ZM70 206H71V205H70ZM108 206H109V207H108ZM110 206H112L111 208H113V210L116 212V214H115V212L113 211V213H114L115 215L111 213V212H112V211H111L112 209L110 208ZM113 206H114V207H113ZM149 206H151V207L149 208ZM194 206H195V207H194ZM196 206H198V207H196ZM46 207H47V208L49 207L50 209H47ZM55 207H56L57 209H60V210H56ZM66 207H67V208H66ZM76 207H74V208H76ZM90 207L93 208V210H92ZM94 207H101V208H100V209H99V208H98V209L96 208L97 210L95 209L96 212H94V211H95V210H94ZM133 207H134V208H133ZM135 207H136V208H135ZM155 207L157 208V206H155ZM155 207H154V208H155ZM190 207H193V208H191V209H193V210H194V208H195V212H196V213H197V209H198V210H201V212L198 211L197 214H195V212H193V213L195 214V215H193V213H192L193 216H192V215H186V212H189V211H190L189 213H191V209H190ZM210 207H211L212 212H214L213 215H210V213H211V210H209ZM20 208H19V209H20ZM30 208H32V209H30ZM65 208H66V209H65ZM68 208H69V211H68ZM85 208H86V209H85ZM105 208H104V209H105ZM154 208H153V209H154ZM156 208H155L154 210H153V209H152V210L155 211ZM178 208H179V209H178ZM3 209H4V211H3ZM3 209L1 210V208H0V211H1V215H0V216H2V212L4 213V212L6 211L7 208H3ZM19 209H18V210H19ZM25 209H26V210H25ZM62 209H63V210H62ZM80 209H79V211H80ZM108 209H109V211H108ZM40 210H42V211H40ZM49 210H52V211H49ZM54 210H56V211H54ZM61 210H62V211L65 210V213L68 212V215H69L70 218H69V217L67 216V214H65L64 212L62 213V215H65L66 217H68V220H67V221L70 220V221L72 222V223L69 222V224H71V225H75V226H71V225H70L71 227L69 226V224L67 223V221H65L66 218L63 217V216H61V212H59V211H61ZM72 210H73V209H72ZM72 210H71V211H72ZM87 210H89V211H87ZM99 210H100L101 212H99ZM123 210H124V211H123ZM146 210H147V211H146ZM182 210H180V211L182 212ZM188 210H189V211H188ZM193 210H192V211H193ZM206 210H209V212L207 211L208 213L206 212V214H205V212H203V211H206ZM19 211H20V210H19ZM33 211H34V212H33ZM90 211H91V212H90ZM121 211H122V212H121ZM131 211H132V212H131ZM139 211H140V212L142 211L141 214L138 213ZM177 211H175L176 214H177ZM20 212H21V211H20ZM57 212H58V213H57ZM73 212H74V211H73ZM77 212H78V213H77ZM109 212H110V213H109ZM120 212H121V213H120ZM52 213H53V214H52ZM55 213H56V214H55ZM89 213H90V214H89ZM95 213H96L97 215H96ZM122 213H123V214H122ZM124 213H125V214H124ZM189 213H187V214H189ZM199 213H200V215H201V219H200V215H199ZM201 213H202V214H201ZM215 213L218 214V216H216L215 220L218 219V218L220 217L219 220H217V221H215L214 218L212 219V217L207 216L208 214H209L210 216H214ZM70 214H71V215H70ZM72 214H73V215H72ZM74 214H75V215H74ZM93 214H95V215L93 216ZM100 214H103V215H100ZM106 214H107V215H106ZM108 214H109V216H108ZM111 214H112L115 218H114L113 216H111ZM120 214H121V215H120ZM133 214H134V215H133ZM139 214L142 215V216H144V217H141ZM204 214H205L206 216H205ZM211 214H212V213H211ZM219 214H220V215H219ZM55 215H56V216H55ZM57 215H58V216H57ZM87 215H88V216H87ZM104 215H106V217H105ZM124 215H126V216H124ZM137 215H138V216H137ZM160 215H161V214H160ZM179 215H177L176 218H179ZM198 215H199V217H198ZM202 215H204V216L206 217L205 219L210 218L211 221H208V220L206 221L205 219H203L204 216H202ZM24 216H25V217H24ZM54 216H55V218H54ZM59 216L61 217V220H62V219H65V220H62V221L60 220V224H59V220H58ZM78 216H79L80 219L77 218ZM98 216H99L100 218H99ZM127 216H128V217H127ZM133 216H134V217H133ZM136 216H137V218H136ZM185 216H186V217H185ZM194 216H195V217H194ZM50 217H51V218H50ZM62 217H63V218H62ZM71 217H72L73 219H72ZM88 217H89V218L91 217V218L93 219L92 221H94V219H95V222H96V221H97V222H101V221L104 220V222H103L104 225H106L107 222H108V224L105 226V227H107L108 229H106V228L104 227V225L101 224L102 222H101L100 224H98V223L96 222L97 225H95V222H94V224H93V225L95 226V227H94V226L92 225L93 222L91 223V220H90V222H88V221H89V220H88V219H89ZM95 217H96L97 219H96ZM101 217H102V218H101ZM109 217H110V218H109ZM119 217H118V218H119ZM138 217H140V218H138ZM151 217H152V216H151ZM155 217H154V218H155ZM192 217H193V218H192ZM56 218H57V219H56ZM75 218H76V219H75ZM86 218H87L88 221L85 222V223H88V224H87L88 226H86V224L84 223V221H85ZM91 218H90V219H91ZM128 218L130 219L131 222L128 220ZM194 218H196L197 221H196ZM55 219H56V220H55ZM59 219H60V218H59ZM82 219H84V221H83ZM99 219H101V220L99 221ZM112 219H113V221H112ZM140 219H142V220H140ZM188 219H189V220H188ZM192 219H194V220H192ZM202 219H203V220H202ZM57 220H58V221H57ZM134 220H135V221H134ZM137 220H138V223H137ZM139 220H140V222H139ZM201 220H202V221H201ZM55 221L58 222V225H57V223H56ZM63 221H64V222H63ZM75 221H76V222H75ZM111 221H112V222H111ZM114 221H115V222H114ZM195 221H196V222H195ZM198 221H199V222H198ZM212 221H214V223H213L214 226H213V224H211ZM62 222H63V223H62ZM109 222H110V223H109ZM113 222H114V224H112ZM126 222H127V223H126ZM133 222H134V223H133ZM190 222H191V223H190ZM208 222H210V223H208ZM29 223H30V224H29ZM45 223H46V224H45ZM64 223H65V224H66V223L68 224V227L71 228V231H69L70 229H69L68 227H66L67 225H64L65 228H64V226L61 227ZM73 223H74V224H73ZM79 223H80V226H78ZM89 223H91V224L89 225ZM117 223L119 224V222H117ZM128 223H129V224H128ZM131 223H133V224H131ZM148 223H149V224H148ZM173 223H172V224H173ZM186 223H185V224H186ZM41 224H42V225H41ZM55 224H56V225H55ZM76 224H77V225H76ZM82 224H83L86 228H87V227H90V226L92 225V226H91V229H92V228H93V229L91 230V229L88 228V231H87V229H86L85 227H83ZM110 224H111V225H110ZM134 224H135V225H134ZM138 224H139V225H138ZM170 224H171V223H170ZM185 224H184V225H185ZM215 224H216L217 226H216ZM30 225H31V226H30ZM33 225L36 227V230H35V228H34ZM40 225H41V226H40ZM81 225H82V227H81ZM137 225H138L139 228L137 227ZM166 225H169V224H166ZM166 225H163V226H164V227L162 226L163 229H162L161 227H160V229L163 231V230L165 229V226H166ZM174 225H175V224H174ZM176 225H175V226H176ZM187 225H186V226H187ZM32 226H33V227H32ZM50 226H51V227H50ZM99 226H100V228H99ZM108 226H109V227H108ZM116 226H117V225H116ZM119 226H120V225H119ZM119 226H118V227H119ZM121 226H120V227H121ZM129 226H130V227H129ZM134 226H135V227H134ZM155 226H156V225H155ZM175 226H174V227H173V225H172V227H171V226H168V227H171V228H168V227L166 226V227L168 228V229H167V228H166V229H167V231L169 230V231H172V233H174L172 229H174ZM188 226H187V228H188ZM208 226H211V228L208 227ZM215 226H216L217 228H215ZM37 227H39V229H38ZM46 227H47V228H46ZM78 227H80L79 230H78ZM102 227H103L104 229H103ZM114 227H115V226H114ZM146 227H147V226H146ZM158 227H159V226H158ZM193 227L195 228V230L192 229ZM62 228H64V229H62ZM66 228H68L69 230L67 229V230H68V231H67ZM76 228H77V229H76ZM81 228H84V230H85V234H84V230L81 229ZM95 228H96V229H95ZM136 228H137V230H138V229H139V230L137 231ZM196 228H197V230H196ZM209 228H210V229H209ZM46 229H48V230H46ZM72 229H73V230H72ZM74 229H76V230H78V231H76V230H74ZM80 229H81V230H80ZM94 229H95L96 231H97V229H98V232L94 231ZM102 229L105 230V231H103ZM134 229H135V230H134ZM151 229H153V231H156L157 234H158V232H159V235H157V236H158V239L161 238L160 234H161V233H164V231L162 232L159 228H158V230H160L161 232L158 231V230H156V229H157L156 227H155V229H154L153 227H152ZM184 229H185L186 231H185ZM202 229H203V230H202ZM211 229H213V230L216 229L215 232L213 231L214 236H212L213 233H211ZM39 230L41 231L40 233H39ZM45 230H46V231H45ZM49 230L51 231V232H50L51 234L48 232ZM100 230H102V231H100ZM129 230H131V231L129 232ZM149 230H150V229H149ZM201 230H202L203 232H202ZM204 230H205V231H204ZM208 230H209V231H208ZM89 231H90V232H89ZM143 231H145V230H142L141 232H143ZM146 231H147V229H146ZM184 231H185V233H184ZM193 231H194V232H193ZM198 231H199V232H198ZM71 232H72V233H71ZM76 232H78V233H76ZM79 232H80V233L82 232V233L80 234ZM86 232L88 233V234H87V237H86L87 239H84V241H85V240H88V239H91L90 237H92L91 240H94V241L96 240L95 242L93 241L94 243H91V242H92L91 240H89V241H91V242H89V241L86 242L88 245L90 244V247H91V248L94 247V245H96L95 243L99 242L98 244H99V246H100V244H102L101 241L103 242V245L100 246V247L98 246V244L96 245V246H98V247H97L98 249H97L96 247H94V249L96 248L95 250L92 248V252H91L92 254L89 253V252H86V253L83 252V249H82V248H85V247H82V245H83V246H86V245H87V244H83V243H82V242H84V241L78 242V241L81 240V238H82V239L84 238L83 235L86 236ZM91 232H92V233H91ZM93 232H94V233H93ZM102 232H103V234H101ZM147 232L150 233L151 230H150V232H149V231H147ZM204 232H205V233H204ZM38 233H39V235H41V234H42V235L39 236V235H37ZM45 233H46V234H45ZM75 233H76V234H75ZM95 233H97V234H95ZM98 233H99V234H98ZM105 233H106V234H105ZM201 233H202V234H201ZM43 234H44V235H43ZM74 234H75V235H74ZM82 234H83V235H82ZM151 234H152V233H151ZM155 234H156V233H155ZM166 234H167V232H166ZM166 234H164V235H166ZM197 234H198V235H197ZM199 234H200V237L202 238V240L199 238ZM206 234H207V235H206ZM211 234H212V235H211ZM223 234H224V233H223ZM77 235H78V236H77ZM91 235H92V236H91ZM94 235H96V238H97L98 240H97V239H94V238H95ZM107 235H108L109 237H108ZM153 235H154V234H153ZM164 235L162 234V236H163L164 238H165V237L167 238V236H164ZM192 235H193L194 237H193ZM201 235H202V236H205V235H206L205 240H204V237H202ZM38 236H39V237H38ZM42 236H44V237H42ZM45 236H46V238H45ZM53 236H55V238H54ZM79 236H80V238H79ZM88 236H90V237H88ZM93 236H94V237H93ZM97 236H98V237H97ZM101 236H102V237H101ZM157 236H155V237H157ZM159 236H160V237H159ZM178 236H179V237H178ZM185 236H184V237H185ZM191 236H192L193 238H192ZM197 236H198V237H197ZM207 236H208V238H210V239H209L210 242L208 241V239H206ZM40 237H41V239L43 238V240H40V241H39ZM99 237H100V239H99ZM104 237H106V238H104ZM134 237H133V238H134ZM163 237H162V238H163ZM177 237H178V238H177ZM56 238H57V239H56ZM76 238H77V240L74 241V239H76ZM102 238H103V239H102ZM162 238H161V241L158 240L159 244H160V242H162V240L164 239V238H163V239H162ZM169 238L167 239V241L170 240ZM191 238H192L193 240H192ZM59 239H60V240H59ZM101 239H102V240H101ZM106 239H107V240H106ZM129 239H130V237H129ZM129 239H127V240H128V244H131V243L133 242V240H131V243H129V241H130ZM176 239H174V240H176ZM45 240H47L46 243H43V241L45 242ZM55 240H57V241H55ZM66 240H67V241H66ZM105 240L107 241L108 244L106 243ZM108 240H109V241H108ZM127 240H126V241H127ZM199 240H201V247H203V248L205 247V249H206V248H207V249H206V250H205V249H203V250L199 249L200 252H198L199 254L197 253L199 256H198L197 254H195V256L192 255L191 257L187 256V255H190V254H188V251H189V250H192V251H193V250H194L193 248H195V247H196V248L199 247V246H198V245L200 244V241H199ZM203 240H204V241H203ZM58 241H60L59 243H60L61 245H62V243H64L61 247H60V244L57 243V244H59V248H58V246H56V244L54 243V242H58ZM68 241H71V243L68 242ZM110 241H112V242H110ZM126 241H125L126 244H125V243H124V244L127 246L128 244H127ZM164 241L166 242V239L163 240V243H161L162 245L160 244L161 246L158 244L159 248H160V247L162 248L163 245H164V247H165V244H166V243H164ZM195 241H199V242H197V243H199V244H196ZM211 241H212V242H211ZM40 242H42L43 245H42V243H40ZM51 242H52V243H51ZM74 242H75V243H74ZM202 242H203L205 245L202 246V244H203ZM39 243H40V244H39ZM110 243H112V244H110ZM113 243H114V244H113ZM167 243H168V242H167ZM44 244H46V245L44 246ZM47 244H49V246H51V245H52V246L49 247ZM65 244H67V245L70 244L69 246H71V247L68 246L69 248L67 247V249H66V247L64 248V245H65ZM169 244H167L166 246L168 247ZM195 244H196V245H195ZM67 245H66V246H67ZM72 245H73L74 248H75V245H77L78 249H79V246L81 245V246H80V249H82V252L85 253L86 256H85V254L80 255V254L82 253V252L80 253L81 250H80V251H79L78 249H75V250H74V248H72ZM91 245H93V246H91ZM111 245H112V246H111ZM182 245H184V246H182ZM191 245H192V247H193L194 245H195V246L191 249ZM43 246H44V247H43ZM47 246H48V247H47ZM107 246H108V247H107ZM42 247H43V248H42ZM46 247H47V249H49L50 251H49V250L45 251V248H46ZM52 247H55V250H58V251L60 250L59 253H58L57 251H56V252H53L54 255H55L56 253H58V254H56V255H57V256L59 255V257H57L56 255H55V256L53 255V253H52V251H53V250H52ZM56 247H57V248H56ZM62 247H63V248H62ZM81 247H82V248H81ZM87 247H88V246H87ZM111 247H112V248H111ZM114 247L116 248V251H115V248H114ZM164 247H163V248H164ZM201 247H199V248H201ZM60 248H61V249H60ZM70 248H71L72 250H70ZM103 248H104V249H103ZM108 248H110V249H108ZM175 248H174V249H175ZM189 248H190V249H189ZM196 248H195V250H194L195 252L193 251V253H196V252H197ZM40 249H41V250H40ZM42 249H44V250H42ZM53 249H54V248H53ZM63 249H64L65 251H63ZM102 249H103V250H102ZM170 249H168V251H169ZM55 250H54V251H55ZM76 250H77V252H78V251H79V252L76 253ZM86 250L88 251V250H90V249H89V248H86ZM96 250H98L97 253H96ZM100 250H101V252H100ZM109 250H110V251H109ZM155 250L157 251V252L154 251L155 253H157V256H156L155 254H154V255H155V257H157V258H159V259H163V256H164V257L166 258V260H168V259H169V256L171 255L170 252H167L166 249H162V251H163V250H166V251L163 253L164 255H163V254L160 255V251H161V249H160V250L158 249L159 251H158L157 249H155ZM40 251H43V252H41L42 255H39V254H38ZM61 251H62V252H61ZM69 251H71V252H69ZM173 251H175L176 253L178 252V253H180V254L183 253V254H181V255H185V254H186V255H185V256H180V257H183V258L181 259V258L179 257L181 260H178L179 258L176 259V258H177V254H176L175 252L173 253ZM192 251H191V252H192ZM44 252H46L47 254L44 253ZM49 252H50V254H51V253H52V254H51V255L48 254ZM65 252H66V253H65ZM99 252H100V254H99ZM108 252H110V253L108 254ZM112 252H113V253H112ZM115 252H116V253H115ZM118 252H119V253H118ZM191 252H190V253H191ZM41 253H40V254H41ZM43 253H44L45 255H43ZM67 253H68V254H67ZM74 253H75V254H74ZM87 253H88L89 255H88ZM94 253H95V254H94ZM106 253H107V254H106ZM161 253H162V252H161ZM168 253H169L170 255H169ZM202 253H204V252H202ZM62 254L65 255V257H63V258L60 257V256H63ZM78 254H79L80 256H79ZM97 254H99V256H96ZM158 254L160 255L159 257H158ZM180 254H178V256H179ZM68 255H69V256H68ZM87 255L89 256V259H91V260H87V261H85V259L88 258ZM113 255H114V257H113ZM154 255H153V256L151 255L153 259L150 258V257H151L150 255H149L150 257H148V258H146L145 256H141V255H133V256L135 257V260L132 259L133 257H132V258H131V257L128 258L129 261L132 260V262H129V264H134V263H135V264H142L143 262H144L143 264H145L146 259L149 260V258H150V260L152 259L151 262H150V264H156V259H155ZM167 255H168V256H167ZM173 255H172V256H173ZM41 256H42V257H41ZM46 256H47V257H46ZM52 256H54V257H52ZM74 256H75V257H74ZM78 256H79V257H78ZM83 256H85L86 258L83 257ZM90 256H91V257H90ZM100 256H101V257H100ZM102 256H103L104 258H103ZM119 256H120V257H119ZM136 256H137V259H136ZM172 256L170 257V259L173 258ZM196 256H198V257H196ZM51 257H52V260H51ZM55 257H57V258L55 259ZM94 257H95V258H94ZM97 257H98L99 259H98ZM107 257H108V258H107ZM140 257H141V258H140ZM143 257H144L143 260H145V261L142 260L141 263H139L140 260H141ZM49 258H50V259H49ZM77 258H78V259H77ZM111 258H113V259L116 261V263H115V261L108 260V259H111ZM138 258H139V259H138ZM165 258H164V259H165ZM167 258H168V259H167ZM174 258H173V259H174ZM191 258H192L193 260H190ZM43 259H45V260H43ZM60 259H62V262H61ZM96 259H98V260H96ZM154 259H155V260H154ZM159 259H158V260H159ZM41 260H42V261H46V260H47V261H46V262H42ZM49 260H50V261H49ZM76 260H77V261H76ZM79 260H80V261H79ZM95 260H96V263H95ZM100 260H101V261H100ZM107 260H108V261H107ZM150 260H149V261H150ZM177 260H178V261H177ZM59 261H60V262H59ZM73 261H74V262H73ZM105 261H106V262H105ZM109 261H110V262H109ZM134 261H135V262H134ZM152 261H155V263H152ZM168 261H169V260H168ZM170 261H172V259H171ZM186 261H187V262H186ZM58 262H59V263H58ZM98 262H99V263H98ZM104 262H105V263H104ZM136 262H137V263H136ZM146 262H147V261H146ZM184 262H185V263H184ZM199 262H200V263H199ZM67 263H65V264H67ZM120 263H121V262H120ZM180 263H179V264H180ZM121 264H122V263H121ZM123 264H124V263H123ZM125 264H127V263H125ZM146 264H147V263H146ZM148 264H149V262H148ZM195 264H196V263H195Z\"/></svg>", "mask_w": 264, "mask_h": 264}]
</instances>
